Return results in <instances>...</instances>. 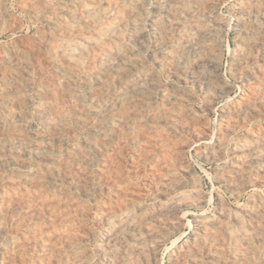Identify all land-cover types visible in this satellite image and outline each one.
<instances>
[{
  "label": "rangeland",
  "instance_id": "obj_1",
  "mask_svg": "<svg viewBox=\"0 0 264 264\" xmlns=\"http://www.w3.org/2000/svg\"><path fill=\"white\" fill-rule=\"evenodd\" d=\"M25 1V0H24ZM23 0H4V2H3V0H1V2H0V57H2V58H0L1 60V62H0V110L2 111H0V116H1V118H0V127H3V128H0V148H2V149H0V161H2V159H4V161H2V162H0V184H2L1 186H0V218L1 217H3V218H1L0 220V264H51V263H53V264H57L56 263V261L58 262L60 259H62L63 260V263H61L62 262V260H60L59 262H58V264H86V262H87V264H96V262H97V264H99L100 262H101V264H137V263H139V264H151L149 261H151V262H153V264H237V263H235L234 262V258H233V255L236 253V251H240V252H242V251H245V252H243V256L242 257H244L243 258V260H242V264H257V263H255V262H258V263H260V264H264L263 262H264V106H263V104H264V92H262V91H264V86H263V84L262 83H264V78H263V74L264 73H262V72H264L263 70H264V0H160V4H159V0L157 1V0H154V1H156V2H152L153 0H145V1H143V0H115V1H113V0H110V2H112V3H110L109 2V0H92V1H90V0H83L84 2H85V4H83L84 2H82L81 3V1L82 0H78V1H80V2H78L77 0H42L43 2H45L46 3V5H45V3H43L41 0H40V2H39V4H40V6H39V4H38V1L39 0H37V1H34V0H29V2H27V1H25L24 2ZM34 1V2H33ZM58 1V2H57ZM75 1H77V3L75 2ZM97 1L99 2L98 4H97ZM101 1V2H100ZM118 1V2H117ZM125 1V2H124ZM128 1V2H127ZM220 1H222V2H220ZM237 1V2H236ZM249 1V2H248ZM256 1V2H255ZM6 2V3H5ZM22 2V3H21ZM48 2H51V3H53V4H51V3H48ZM58 4H57V3ZM61 2V3H60ZM62 2H64V4H62ZM87 2H90V3H88V5H86L87 4ZM91 2H93V3H91ZM113 2H115V3H113ZM124 2V4H122ZM144 2V3H143ZM149 2V3H148ZM166 4H165V3ZM168 2V3H167ZM187 2V3H186ZM207 2V3H206ZM234 2V3H233ZM252 2V3H251ZM260 2V4L259 5H257L258 3ZM4 3V4H3ZM27 3H29V4H31L30 6H29V4H27ZM34 3H36V7H35V5H34ZM69 3H71L70 4V6H69ZM119 3V4H118ZM132 4V5H129V4ZM134 3V4H133ZM142 3V4H141ZM154 3V4H153ZM196 3V4H195ZM203 3V4H202ZM208 3L209 4H211L210 6H207L208 5ZM238 3H240V5L238 4ZM25 4H27V5H25ZM38 4V5H37ZM52 5V7L51 6H48V5ZM72 4H74V6L72 5ZM80 6H79V5ZM81 4H82V6H81ZM92 4H93V6H92ZM97 4V5H96ZM103 4V5H102ZM111 4V5H110ZM120 4H122V5H120ZM128 4V5H127ZM135 4H137L136 6H135ZM141 5V7H140V5ZM150 4H151V7H150ZM158 4V5H157ZM223 4V5H222ZM235 4V5H234ZM243 4V5H242ZM248 4V5H247ZM255 4V5H254ZM263 4V5H262ZM25 5V6H24ZM42 5V6H41ZM45 5V6H44ZM55 5V6H54ZM58 5H60L61 6V8H60V6H58ZM76 5H78V6H76ZM85 5V6H84ZM91 5V6H90ZM99 5V7L100 8H106V9H102L101 10V12H100V8L98 9L97 8V6ZM100 5H102V7L100 6ZM107 5V7H109V8H107V7H105ZM117 5H118V7H117ZM119 5H120V7H119ZM146 7H145V6ZM172 5L174 6V7H172ZM184 5V6H183ZM188 5V6H187ZM23 6V7H22ZM27 6V7H26ZM38 6V7H37ZM47 6V8L45 9V7ZM88 6V7H87ZM90 6V7H89ZM122 6H124L123 8H122ZM126 6V7H125ZM130 6V7H129ZM132 6V7H131ZM135 6V7H134ZM143 6V7H142ZM160 6V7H159ZM162 6V7H161ZM176 6V7H175ZM180 6V7H179ZM183 6V7H182ZM197 6V7H196ZM204 6V7H203ZM244 7V9L245 10H242L243 9V7ZM251 6V7H250ZM30 7V8H29ZM34 8V10H31V9H33ZM43 7V8H42ZM49 7H51V8H49ZM54 7H56V8H54ZM58 7V8H57ZM66 7V8H65ZM74 7V8H73ZM77 7V8H76ZM81 7V8H80ZM83 7V8H82ZM94 9H93V8ZM137 7V8H136ZM145 7V9H146V11H144L143 10V8ZM153 7V8H152ZM165 7V8H164ZM168 7H170L171 8V10H170V8H168ZM182 7V8H181ZM188 7V8H187ZM206 7V8H205ZM217 7V8H216ZM234 7V9L232 10V8ZM238 7V8H237ZM247 7H249V8H247ZM254 7V8H253ZM4 8V9H3ZM22 8V9H21ZM28 9V10H26V9ZM48 8H49V10H48ZM54 8V9H53ZM69 8V9H68ZM77 10H76V9ZM88 8H91V9H88ZM97 8V10H95ZM112 8V9H111ZM117 8H119V9H117ZM127 8H128V10H130V12L127 10ZM130 8H132V9H130ZM167 8L169 9L168 10V12L166 11L167 10ZM178 8V9H177ZM204 8V9H203ZM207 8H209V10L207 9ZM220 8V9H219ZM231 8V9H230ZM252 8V9H251ZM255 8H257V9H255ZM262 8V9H261ZM25 9V10H24ZM36 9H38V10H36ZM44 9V10H43ZM53 11H51V10ZM62 9V10H61ZM64 9V10H63ZM65 9H67V10H65ZM76 11H75V10ZM83 11H85L86 9L88 10V11H90V10H92V11H90V12H88L87 10L85 11V12H83ZM109 9V10H108ZM115 10V12H114V10ZM116 9H117V11H116ZM123 9V10H122ZM135 11H134V10ZM149 9V10H148ZM155 11H154V10ZM182 9H184V10H182ZM186 9H188V10H186ZM190 9V10H189ZM215 9V10H214ZM260 9V10H259ZM59 10H61V11H59ZM74 10V11H73ZM95 10V11H94ZM126 10V12L124 13V11ZM133 10V11H132ZM140 10V11H139ZM142 10V11H141ZM175 10L177 11V12H175ZM207 10V11H206ZM212 10V11H211ZM216 10H217V12H219V14L216 12ZM255 10V11H254ZM263 10V11H262ZM4 11V12H3ZM7 11V12H6ZM27 11V12H26ZM31 11V12H30ZM40 13H39V12ZM47 11V12H46ZM66 11V12H65ZM68 11H72V14H70V12H69V15H68ZM97 11L98 12H100L99 14L97 13ZM107 11H109V12H107ZM110 11H113V12H110ZM120 12V13H117V12ZM121 11L125 14H122L121 13ZM128 11V12H127ZM151 11V12H150ZM161 11V12H160ZM162 11H164V12H162ZM169 11H170V14H169ZM173 11V12H172ZM198 11V12H197ZM208 11H211V14L210 15H208L210 12H208ZM240 11H244L243 13L242 12H240ZM254 11V12H253ZM258 11V12H257ZM30 12V13H29ZM36 12H38V13H36ZM75 12V13H74ZM77 12V13H76ZM79 12V13H78ZM82 12V13H81ZM96 12V13H95ZM103 12V13H102ZM132 12V14H130ZM146 12V13H145ZM179 12V13H178ZM184 12V13H183ZM186 12H187V14H186ZM194 12V13H193ZM215 12V13H214ZM238 14H237V13ZM5 13V14H4ZM25 13V14H24ZM28 13V14H27ZM47 13V14H46ZM53 13V14H52ZM66 13V14H65ZM87 13V15H86V17H88V20H87V18H85V14ZM91 14L92 15V18H90L91 17V15H88V14ZM102 13V14H101ZM108 13H111V16H109V14ZM116 13V14H115ZM129 15H127V14ZM137 13V14H136ZM162 13V14H161ZM172 13H173V17H175V18H173V17H171V15H172ZM175 13H176V15H175ZM196 13V14H195ZM7 14V15H6ZM10 14H12V15H10ZM33 14V15H32ZM36 14V15H35ZM44 14V15H43ZM95 14V15H94ZM98 14V15H97ZM104 14V15H103ZM107 14V15H106ZM118 14H119V18L117 17L118 16ZM161 15V18L159 17L160 15ZM165 14V15H164ZM180 14H182V15H180ZM224 16H223V15ZM240 14V15H239ZM252 14V15H251ZM254 14V15H253ZM2 15V16H1ZM8 15H10V16H8ZM16 17H15V16ZM30 15V16H29ZM48 17H47V16ZM50 15V16H49ZM53 15H55V16H53ZM59 15H60V17H61V19L60 18H58L59 17ZM62 15H64V16H62ZM67 15V16H66ZM75 15V16H74ZM82 15V16H81ZM101 15V16H100ZM116 15V16H115ZM121 15H123L122 16V18H121ZM149 15H151V16H149ZM155 15H156V17H155ZM168 17H167V16ZM214 15V16H213ZM218 15V16H217ZM262 15V16H261ZM19 16V17H18ZM56 16H57V18H56ZM77 16V17H76ZM79 16V17H78ZM94 16H96V18L97 17H99V18H95ZM106 16H108V19H107V17ZM113 16V17H112ZM158 16V17H157ZM184 16V17H183ZM207 16H209V17H211V18H209V17H207ZM222 16V17H221ZM246 16V17H245ZM258 16V17H257ZM260 16V17H259ZM2 17H3V19H2ZM5 17V18H4ZM9 17H10V19H9ZM12 17V18H11ZM19 19H18V18ZM23 17V18H22ZM32 17V18H31ZM43 17V18H42ZM63 17V18H62ZM69 17V18H68ZM74 17H76L75 19H74ZM102 19H104L105 17V19L104 20H102ZM124 17V18H123ZM163 17H164V19H163ZM182 17V18H181ZM186 17V18H185ZM196 17V18H195ZM6 18H8V19H6ZM16 18H17V20H16ZM35 18H37L36 20H35ZM41 18H42V21H40L41 20ZM49 20H48V19ZM64 18H65V20H64ZM72 18V19H71ZM84 18V19H83ZM116 18V19H115ZM153 18H154V20H153ZM168 18V19H167ZM180 18V19H179ZM194 18V19H193ZM201 18V19H200ZM227 18V19H226ZM254 18V19H253ZM260 18H262V19H260ZM45 21H44V20ZM47 19V20H46ZM56 19V20H55ZM64 21H63V20ZM67 19V20H66ZM83 19V20H82ZM91 19V20H90ZM116 21H114V20ZM118 19V20H117ZM125 20V22H123L124 20ZM130 19V20H129ZM157 19V20H156ZM175 19V20H174ZM186 19H187V23H186ZM196 19V20H195ZM204 19V20H203ZM209 19V20H208ZM223 19H224V21H223ZM226 19V20H225ZM242 21H241V20ZM252 19H253V21H252ZM256 19H258V20H256ZM4 20V21H3ZM10 20V21H9ZM52 20L54 21V22H52ZM80 20V21H79ZM82 20V21H81ZM92 21V22H90V21ZM95 20H97L96 22L98 23H100V24H97V23H94V21ZM102 20V21H101ZM109 20V22H107ZM113 20V21H112ZM120 20V21H119ZM121 20H123L122 22H121ZM134 20V21H133ZM150 20V21H149ZM159 20V21H158ZM167 22H166V21ZM179 22H178V21ZM181 20H183V21H185V22H183L182 21V23H181ZM190 21V23H189V21ZM216 20V21H215ZM230 20V21H229ZM234 20H236V21H234ZM18 21V22H17ZM21 21H22V23H21ZM60 21V23H58ZM67 21V22H66ZM73 21V22H72ZM87 21V22H86ZM88 21L90 22V23H88ZM105 21V22H104ZM145 23H144V22ZM157 23H156V22ZM161 21V22H160ZM171 21V22H170ZM176 21V22H175ZM201 21H203V22H201ZM221 21V22H220ZM14 22L15 23H17L16 25L14 24ZM43 22V23H42ZM65 22V23H64ZM72 24V25H70V23ZM137 22V23H136ZM159 22V23H158ZM207 22V23H206ZM241 22H242V24H241ZM247 22H249L248 24H247ZM251 22V23H250ZM254 22V23H253ZM258 24H257V23ZM263 22V23H262ZM2 23V24H1ZM8 23H10V24H8ZM20 23V24H19ZM36 23V24H35ZM45 23V24H44ZM69 25H68V24ZM84 23H86V24H83ZM91 23H92V25H91ZM104 23V24H103ZM107 25H106V24ZM110 23V24H109ZM116 23V24H115ZM118 23H120L119 25H117ZM136 23V25H137V27L134 25ZM161 23V24H160ZM171 23V25L169 26V24ZM179 23H180V26H178L179 25ZM185 23L188 25V27L189 26H191V27H189V28H187V25H185ZM192 23H193V25H192ZM197 23V24H196ZM201 23V24H200ZM213 23H215V24H213ZM256 23V24H255ZM4 24V25H3ZM66 26H65V25ZM76 24V25H75ZM81 24V25H80ZM103 24V25H102ZM110 26H109V25ZM139 24V25H138ZM143 24V25H142ZM147 24V25H146ZM169 27V28H167V26ZM173 24H175V25H173ZM196 24V25H195ZM211 24H213V25H211ZM235 24H238V25H235ZM240 24V25H239ZM246 24V25H245ZM8 25H9V27H10V29H11V31H9L10 29H9V27H8ZM16 26V27H14V26ZM18 25V26H17ZM23 25V26H22ZM41 25V26H40ZM42 25H43V27H42ZM46 27H45V26ZM50 25V26H49ZM69 27H68V26ZM90 25V26H89ZM103 27H102V26ZM109 26V28L110 29H112V30H110L108 27L106 28V27H104V26ZM128 25V26H127ZM130 25H132V26H130ZM142 25V26H141ZM152 25V26H151ZM155 25H156V27H155ZM164 25V26H163ZM181 25H182V27H181ZM210 25V26H209ZM227 25H231V26H227ZM234 25V26H233ZM245 27H244V26ZM255 27H254V26ZM257 25V26H256ZM260 25H262V26H260ZM2 26V27H1ZM11 26H12V28H11ZM47 26H48V28H47ZM59 26H61V27H59ZM77 26L79 27V28H77ZM80 26H82L81 28H80ZM86 26H88V27H86ZM94 26H96V27H94ZM104 28L103 29V32H102V28ZM116 26H118V29H116L117 27ZM134 26V27H133ZM140 26H141V28H140ZM173 26V27H172ZM178 26V27H177ZM224 26V27H223ZM240 26V27H239ZM6 27V28H5ZM37 27V28H36ZM42 27V28H41ZM51 27V28H50ZM56 27V28H55ZM57 27H58V29H57ZM71 27H72V29H71ZM76 29H75V28ZM97 27H98V29H97ZM121 27V28H120ZM148 27V28H147ZM161 27V28H160ZM166 27V28H165ZM172 27V28H171ZM199 27H200V29H199ZM205 27V28H204ZM213 27H214V29H213ZM257 27V28H256ZM261 27V28H260ZM5 28V29H4ZM15 28V29H14ZM40 28V29H39ZM56 30H55V29ZM71 30H70V29ZM100 28V29H99ZM105 28L107 29V30H105ZM122 28H124V29H122ZM132 28V29H131ZM151 28V29H150ZM160 28V29H159ZM174 28V29H173ZM183 28V29H182ZM187 28V29H186ZM193 28V29H192ZM194 28H195V30H194ZM249 28H251V29H249ZM252 28H254V29H252ZM256 28V29H255ZM259 28V29H258ZM263 28V29H262ZM8 29V30H7ZM20 29V30H19ZM44 31H43V30ZM59 29H60V35H59ZM61 29H62V32H61ZM75 29V30H74ZM90 29V30H89ZM93 29V30H92ZM95 29H97V30H95ZM109 29V30H108ZM129 29V30H128ZM178 29V30H177ZM180 29H182V31H180ZM199 29V30H198ZM209 30V31H207V30ZM220 29V30H219ZM223 29V30H222ZM244 29H246L245 31H243ZM4 30V31H3ZM14 30V31H13ZM35 30H36V32H35ZM48 32H47V31ZM49 30H50V32H49ZM66 30V31H65ZM70 30V31H69ZM86 30V31H85ZM101 30V31H100ZM105 30V31H104ZM117 30V31H116ZM121 30H123V31H121ZM131 30V31H130ZM142 30L145 32H143L144 33V35H142ZM162 30V31H161ZM167 30V31H166ZM174 31V33L172 34L171 32H173ZM194 30V31H193ZM200 31V32H198V31ZM205 30V31H204ZM221 30L223 31V32H221ZM252 30V31H251ZM9 31V32H8ZM13 31V32H12ZM64 31V32H63ZM95 31V32H94ZM98 31V32H97ZM107 31H109V32H107ZM121 31V32H120ZM160 31V32H159ZM165 31V32H164ZM176 31V32H175ZM192 31V33L194 32V34H192V33H190ZM219 31V32H218ZM248 31V32H247ZM255 31V32H254ZM259 31V32H258ZM33 32V33H32ZM46 34H45V33ZM57 32V33H56ZM66 32V33H65ZM80 34V32H83V33H81L80 35L78 34V33ZM85 32H87V33H85ZM88 32H91V34L90 33H88ZM107 32V33H106ZM117 32V33H116ZM119 32V33H118ZM124 32V33H123ZM129 32L131 33V34H129ZM140 32V33H139ZM157 32V33H156ZM177 32H179V33H177ZM186 32V33H185ZM188 32V33H187ZM249 32H250V34H249ZM254 32V33H253ZM257 32V33H256ZM15 33V34H14ZM39 33V34H38ZM42 33V34H41ZM50 33H52V36H51V34ZM63 33V34H62ZM72 33H74V36H72L73 34ZM94 33H96L95 35H94ZM112 33H114V35L112 34ZM115 33H116V36H115ZM127 33V34H126ZM134 33V34H133ZM138 33V34H137ZM161 33V34H160ZM172 34L171 36L170 35H168V34ZM183 33H185V35L183 34ZM190 33V34H189ZM198 33V34H197ZM205 33V34H204ZM210 33V34H209ZM220 33H221V35H220ZM238 33V34H237ZM241 33V34H240ZM245 34V35H243V34ZM48 34H49V36H48ZM61 34H62V36H61ZM69 34V35H68ZM84 34H86V35H91V36H86V35H84ZM104 34V35H103ZM124 34V35H123ZM133 34V35H132ZM146 34V35H145ZM158 34V35H157ZM182 34V35H181ZM209 34V35H208ZM215 35V37L217 38L216 40H215V37L213 38V36ZM219 34V35H218ZM253 34V35H252ZM260 36H259V35ZM43 35V36H42ZM93 35V36H92ZM103 36V37H101V36ZM123 36V38L121 37V36ZM139 35V36H138ZM150 35V36H149ZM154 35H155V37H154ZM189 35V36H188ZM191 35L193 36V37H191ZM211 35V37H209ZM213 35V36H212ZM239 35V36H238ZM256 35V36H255ZM10 36V37H9ZM19 38V40H21L22 39V41H19L18 40V38ZM47 36V37H46ZM64 36V37H63ZM76 36V37H75ZM80 36V37H79ZM84 36H86V38L83 37ZM118 36H119V38H118ZM131 36H132V38H131ZM152 36V37H151ZM165 36V37H164ZM184 36H186V38L184 37ZM203 36V37H202ZM207 36H208V38H207ZM221 36V38L219 39L218 37H220ZM223 36V37H222ZM256 37V38H254V37ZM257 36H258V38H257ZM24 37V38H23ZM34 37H36V38H34ZM43 37H45V38H43ZM52 37V38H51ZM63 37V38H62ZM72 37V38H71ZM74 37V38H73ZM99 37H101L102 39H100ZM105 37L108 39H106V41L105 42H103V43H101V41L104 39L105 40ZM125 37H127L126 38V40H125ZM139 37V38H138ZM154 37V38H153ZM168 37H170V38H168ZM183 37V38H182ZM188 37V38H187ZM17 38V39H16ZM21 38V39H20ZM28 38V39H27ZM51 38V39H50ZM59 38H61L60 40H59ZM64 38H65V40H64ZM90 38V39H89ZM93 39V42H92V39ZM94 38H96V39H94ZM134 38V39H133ZM158 38H160V40L158 39ZM164 38V39H163ZM212 38V39H211ZM243 38H244V40H243ZM252 38V39H251ZM255 40H254V39ZM17 41H16V40ZM26 39V40H25ZM40 39V40H39ZM42 39V40H41ZM46 39H48V40H46ZM55 39V40H54ZM69 39H71V41L69 40ZM73 39V40H72ZM75 39H77V40H75ZM81 39H82V41L83 40H89L90 41V44L89 45H91L90 47L91 48H89L90 50H88L87 48L89 47V45H87L86 47L87 48H85V45L83 46V48H84V54L81 56V57H77V56H75V52L73 51L72 52V50H73V45H76V44H79V43H81ZM132 39V40H131ZM135 39H137V40H135ZM145 39H147L148 41H145ZM181 39V40H180ZM184 39V40H183ZM190 39V40H189ZM196 39V40H195ZM201 39H203V40H201ZM209 39V42L210 43H208V42H206L207 40ZM219 39V40H218ZM250 39V40H249ZM10 40V41H9ZM31 40V41H30ZM39 40V41H38ZM55 42H54V41ZM97 40V41H96ZM123 40V41H122ZM128 40H130V42L128 41ZM139 40V41H138ZM165 40H169V41H165ZM205 40V41H204ZM211 40H213V41H211ZM254 40V41H253ZM35 41V42H34ZM36 41H37V43H36ZM41 41V42H40ZM64 41V42H63ZM77 41V42H76ZM80 41V42H79ZM125 41V42H124ZM134 41V42H133ZM144 41V42H143ZM157 43H156V42ZM160 41L162 42V41H164V42H162L163 43V45H162V43H160ZM176 41V42H175ZM185 41V42H184ZM187 41H188V43H187ZM218 41V42H217ZM219 41H221L220 43H219ZM239 41V42H238ZM244 41H245V43H244ZM8 42V43H7ZM22 42V43H21ZM28 42H30V43H28ZM56 42H57V44H56ZM62 43V44H59V43ZM67 42H69V45H68V43ZM79 42V43H78ZM92 42V43H91ZM95 42H97V43H95ZM111 42H113V43H111ZM115 42V43H114ZM116 42L119 44V45H121V46H119V45H117L116 44ZM154 42L157 44V46L159 45V47H156L155 48V46H156V44H154ZM193 42H194V44H193ZM251 42V43H250ZM253 42V43H252ZM13 43H15V44H13ZM27 43V44H26ZM33 45H32V44ZM35 43V44H34ZM40 43V44H39ZM65 43H67V44H65ZM73 43V44H72ZM98 43H101V44H99V45H101V46H99V45H96V44H98ZM128 43V44H127ZM142 43H144V44H142ZM174 43V44H173ZM181 44V46L182 47H180V45L179 44ZM186 43V44H185ZM192 43V44H191ZM205 44V46H204V44ZM238 43V44H237ZM244 45H243V44ZM247 43V45H245ZM249 43V44H248ZM19 44V45H18ZM23 44V45H22ZM31 44V45H30ZM59 44V45H58ZM70 44H72L71 46H70ZM94 44H95V46H97L96 47V49L94 48L95 46H94ZM109 44V45H108ZM111 44V45H110ZM115 44V45H114ZM126 44V45H125ZM150 44V45H149ZM165 44V45H164ZM173 44V45H172ZM178 46H177V45ZM187 44H188V47H187ZM191 44V45H190ZM198 44H200V45H198ZM203 46H202V45ZM211 46H210V45ZM214 44V45H213ZM219 44H220V46H219ZM253 46H251V45ZM256 45L257 47H255V49H254V45ZM14 45V46H13ZM22 45V46H21ZM27 45V46H26ZM37 45V46H36ZM51 45V46H50ZM53 45V46H52ZM63 45H67L66 47L65 46H63ZM107 45V46H106ZM118 47H117V46ZM125 45V46H124ZM155 45V46H154ZM167 45H169V46H171V47H169V46H167ZM183 45H185L184 46V48H183ZM227 45V46H226ZM259 45V46H258ZM12 46L14 47L13 49L15 50V51H17V53L13 50V49H11L12 48ZM30 46V48L31 49H29V48H27V47H29ZM40 46L42 47V48H40ZM102 46H106L105 48L104 47H102ZM111 46V47H110ZM115 47V48H113V47ZM132 46H133V49H132ZM153 46V47H152ZM161 46V47H160ZM200 46V47H199ZM202 46V47H201ZM208 46V47H207ZM219 46V47H218ZM246 47V48H244L243 49V47ZM35 48V49H33V48ZM48 49H47V48ZM62 47H64V48H62ZM68 47H69V49H68ZM102 47V48H101ZM117 47V48H116ZM120 47V48H119ZM129 47V48H128ZM138 49H137V48ZM152 47V48H151ZM186 47V48H185ZM194 47V48H193ZM195 47L196 48H198V49H195ZM203 47H204V51H203ZM215 48V47H217L216 49H212V48ZM222 47V48H221ZM239 47V48H238ZM249 47H250V49H249ZM55 49V53H54V49ZM72 53V58L70 57V55L69 54H71V53H69L68 54V50ZM71 48V49H70ZM111 48V49H110ZM140 48V49H139ZM175 48V49H174ZM179 50H178V49ZM219 48L221 49L220 51H219ZM234 48H236V49H234ZM29 49V50H28ZM58 49V50H57ZM98 49H100V50H98ZM103 49H106V50H108V51H106V50H103ZM120 49V51H118V50ZM122 49V50H121ZM126 49H128V50H126ZM134 49H135V51H134ZM153 49H155V50H153ZM170 49H171V51L172 52H170ZM174 49V50H173ZM180 49L182 50V51H180ZM199 49H202L201 51H200V54H197V53H199ZM212 49V50H211ZM231 49V50H230ZM239 49V50H238ZM248 49V50H247ZM252 49V50H251ZM254 49V50H253ZM23 50V52H21ZM31 50V51H30ZM35 50H36V52H35ZM41 50V51H40ZM52 50H53V53H52ZM57 50V51H56ZM61 50V51H60ZM63 50H65L63 53L64 54H62V51ZM92 50H93V52H92ZM102 50V52H103V54H101L102 52H99V51H101ZM116 50V51H115ZM131 50V51H130ZM144 50H146V51H144ZM187 50V51H186ZM196 50V51H195ZM197 50H198V52H197ZM218 50V51H217ZM237 50V51H236ZM242 52H241V51ZM260 50V51H259ZM262 50V51H261ZM51 51V52H50ZM91 51V52H90ZM95 51V52H94ZM99 53H98V52ZM104 51H105V53H104ZM111 51V52H110ZM122 51V52H121ZM125 51V52H124ZM129 51V52H128ZM132 51L134 52V53H132ZM151 51V52H150ZM153 51V52H152ZM185 51V52H184ZM193 54V53H195V54H191L190 52ZM194 51V52H193ZM207 51H209V52H207ZM211 51V52H210ZM234 51H236V52H234ZM238 51H240L239 53L240 54H242V55H240L239 53H238V55H237V52ZM252 51V52H251ZM257 51V52H256ZM5 52V53H4ZM12 52V53H11ZM15 52V53H14ZM21 52V53H20ZM24 52L26 53V55H24ZM28 52H29V54L31 55H29L28 54ZM45 52V53H44ZM126 52H128V53H126ZM141 52V53H140ZM157 52V53H156ZM162 55H160L159 53ZM162 52H164V53H162ZM170 52V53H169ZM175 52V53H174ZM207 52V53H206ZM246 52V53H245ZM257 54H256V53ZM263 52V53H262ZM22 55V56H20V54ZM37 53H39V54H37ZM48 53V54H47ZM49 53H52L51 55H50V57L48 56L49 55ZM86 53H88L87 55H86ZM93 53V55H91ZM96 53H98V55L96 56ZM119 53V54H118ZM122 53V54H121ZM153 53V54H152ZM185 53V54H184ZM218 53V54H217ZM220 53H221V55H220ZM250 53V54H249ZM260 53V54H259ZM4 55V57H3V55ZM16 54H17V56H16ZM37 54V55H36ZM46 54H47V59H45L44 57H46ZM53 54H55V55H53ZM109 55V57H108V55ZM131 54V55H130ZM143 54V55H142ZM166 54V55H165ZM170 54H172V55H170ZM182 56H181V55ZM209 56H208V55ZM216 54V55H215ZM2 55V56H1ZM24 55V56H23ZM41 55V56H40ZM52 55H53V58H52ZM63 55H64V57H63ZM90 55V56H89ZM106 57H105V56ZM111 55V56H110ZM112 55H117L118 57L116 58L117 60H115V57L116 56H114V58H112ZM120 55H122V56H120ZM126 56V57H124V56ZM139 55V56H138ZM147 55H148V57H147ZM177 55H178V57H177ZM196 55V56H195ZM204 55V56H203ZM233 55H234V58H233ZM240 55V56H239ZM248 55V56H247ZM251 55H255V58H253ZM6 56H7V58H6ZM34 58H33V57ZM67 56V57H66ZM84 56V57H83ZM128 56V57H127ZM153 56V57H152ZM165 56V57H164ZM171 56V57H170ZM189 58H188V57ZM207 56V57H206ZM212 58H211V57ZM219 56L221 57V59L219 58ZM232 56V57H231ZM236 56H238V57H236ZM251 56V57H250ZM258 56V57H257ZM27 57V58H26ZM30 57H31V59H30ZM55 57V58H54ZM60 58V60H59V58ZM61 57L63 58V59H61ZM83 57V58H82ZM89 57H91V59H89ZM122 57V58H121ZM132 57V59L133 60H131L130 58ZM155 57V58H154ZM172 57H174V58H172ZM196 57V58H195ZM202 57V58H201ZM214 57H216V58H214ZM240 57V58H239ZM249 57V58H248ZM22 58V59H21ZM24 58H26V59H24ZM33 58V59H32ZM38 58V59H37ZM39 58H40V60H39ZM52 58V59H51ZM56 58H58V60L56 59ZM75 58H76V60H75ZM80 58V59H79ZM99 58V59H98ZM105 59V60H103V62L102 61H99V60H101V59ZM109 58V59H108ZM112 58V59H111ZM135 58H136V61H137V59L139 60V61H144V59H145V61L144 62H142V63H140L139 61H135ZM170 58H172V59H174V60H169ZM175 58H177V59H175ZM187 58V59H186ZM190 58H192V59H190ZM207 60H206V59ZM210 58V59H209ZM214 58V59H213ZM218 58V59H217ZM229 58H231V59H229ZM250 58H252L253 59V61H254V63L252 64V59H250ZM4 59V60H3ZM19 59H21V60H19ZM23 59H24V62H23ZM31 61H29V60ZM50 59V60H49ZM95 59V60H94ZM109 61H107V60ZM122 59V60H121ZM217 59V60H216ZM233 59V60H232ZM246 59H248V60H246ZM34 62H33V61ZM39 61V63H40V65H39V63H37L38 61ZM41 60H42V62H41ZM51 60H53V62L51 61ZM68 60H70L69 61V63H68ZM111 60V61H110ZM118 60H120V61H118ZM125 60V61H124ZM150 60V61H149ZM167 60V61H166ZM178 60V61H177ZM191 60V61H190ZM194 60V61H193ZM200 62H199V61ZM202 60H204V62H205V64H204V62L202 61ZM212 60V61H211ZM216 60V61H215ZM262 60V61H261ZM4 61V62H3ZM6 61L8 62V64L6 63ZM25 61L27 62L26 64H25ZM29 61V62H28ZM43 61H44V64H43ZM45 61H48V62H45ZM55 61V62H54ZM84 61V62H83ZM95 61V62H94ZM115 61V62H114ZM153 61V62H152ZM175 61V62H174ZM235 61V62H234ZM241 61H242V63H241ZM245 61L247 62V63H245ZM252 61V62H251ZM52 62V63H51ZM61 62V63H60ZM72 62V63H71ZM76 62V63H75ZM80 62V64L83 66V67H81V65H79V64H77V63H79ZM89 64V66H93V65H95V66H93L92 68H90V67H88L89 69H87V66H88V64ZM105 62V63H104ZM109 64H108V63ZM112 62V63H111ZM118 62V63H117ZM122 62V63H121ZM133 62V63H132ZM139 62V64H137ZM170 62H172V64H170ZM179 62H182V63H179ZM184 62V63H183ZM196 64H195V63ZM203 62V63H202ZM215 62V63H214ZM216 62H217V65H215L216 64ZM221 62V63H220ZM48 63V64H47ZM57 63V64H56ZM60 63V64H59ZM74 63V64H73ZM114 63V64H113ZM124 63V64H123ZM130 63H131V65H130ZM147 63H149V64H147ZM156 63V64H155ZM159 63V64H158ZM162 63H164V64H162ZM199 63H200V65H199ZM209 63V64H208ZM219 63V64H218ZM229 63V64H228ZM238 63L240 64L239 65V68H236V67H238ZM248 63H250V64H248ZM258 63V64H257ZM30 64H32V65H30ZM35 64H38L39 66H41V67H38L37 65H35ZM42 64V65H41ZM55 64H56V66H55ZM98 64V65H97ZM103 64H105V65H103ZM135 64V65H134ZM152 64V65H151ZM162 64V65H161ZM165 64H166V66H165ZM167 64H169V67H168V65ZM195 64V65H194ZM201 64L202 65H204V66H201ZM215 66H214V65ZM2 65H4V66H2ZM25 65V66H24ZM48 65V66H47ZM53 65V66H52ZM60 65H62V66H60ZM104 67H103V66ZM118 65V66H117ZM126 65H128V66H130V67H128V66H126ZM149 65V66H148ZM172 65V66H171ZM179 65V66H178ZM184 65V66H183ZM191 67H190V66ZM197 65H198V67H197ZM206 65V66H205ZM213 65V66H212ZM231 65V66H230ZM233 65V66H232ZM37 66V67H36ZM44 66V67H43ZM51 68H50V67ZM60 66V67H59ZM77 67V68H75V67ZM175 66V67H174ZM196 66V67H195ZM241 66V67H240ZM4 67V68H3ZM36 67V68H35ZM96 67V68H95ZM99 67V68H98ZM107 67V68H106ZM118 69H117V68ZM121 67H123L122 69H121ZM136 67V69H134ZM148 69H147V68ZM152 67V69H150ZM166 67V68H165ZM172 67V68H171ZM176 67L178 68V69H176ZM186 67V68H185ZM206 67V68H205ZM210 67V68H209ZM215 67V68H214ZM232 67V68H231ZM235 69H234V68ZM250 67H252V69L254 70V71H252L251 69H250ZM9 68V69H8ZM25 69V70H28L27 71V73H24V72H26L25 70H21V69ZM52 68H56V70H53ZM60 68V69H59ZM63 68V69H62ZM74 68V69H73ZM85 68V69H84ZM100 68H102L101 69V71L99 70L98 72H97V70L98 69H100ZM161 68V69H160ZM167 68H169V71H168V69ZM186 70H185V69ZM190 68H192V69H194L195 70V72H194V70H192V69H190ZM197 68L200 70V71H198L197 70ZM207 68H209V69H207ZM256 68V69H255ZM259 68V69H258ZM261 68V69H260ZM20 69V70H19ZM31 69V70H30ZM40 69H41V71H40ZM46 69V70H45ZM51 69V70H50ZM59 69V70H58ZM70 69V70H69ZM78 69V70H77ZM83 69H84V71H83ZM93 71H92V70ZM127 69V70H126ZM142 69V70H141ZM147 69V70H146ZM155 69V70H154ZM165 69V70H164ZM172 69V70H171ZM182 69H183V72H181L182 71ZM190 69V70H189ZM204 69V70H203ZM205 69H207V70H205ZM216 71H215V70ZM238 69H240V71L238 70ZM245 69V70H244ZM3 70H5V71H3ZM9 70V71H8ZM36 70V71H35ZM43 70V71H42ZM49 70H50V72H49ZM53 70V71H52ZM66 70V71H65ZM87 70V71H86ZM89 70V71H88ZM112 70V71H111ZM114 70H116V73H115V71ZM126 72H125V71ZM153 70V71H152ZM176 70V71H175ZM189 70V71H188ZM193 72H192V71ZM202 70V71H201ZM215 71V72H213V71ZM230 70V71H229ZM234 70V71H233ZM257 70V71H256ZM20 71V72H19ZM39 71V72H38ZM52 71V72H51ZM121 71H123V73L121 72ZM131 71V72H130ZM143 71H145V72H147V73H144ZM150 71V72H149ZM163 71V72H162ZM206 71V72H205ZM232 71V72H231ZM251 71V72H250ZM4 72V73H3ZM46 72V73H45ZM47 72H49V73H47ZM56 72H57V74H56ZM65 72V73H64ZM69 72H70V74H69ZM74 72V74H72ZM85 72H87V75H86V77H85ZM91 72V73H90ZM94 72V73H93ZM104 72V73H103ZM110 72V73H109ZM111 72H114L113 74L111 73ZM119 72V73H118ZM122 73V75H121V73ZM127 72H129L128 73V75L127 74H125V73H127ZM141 72V73H140ZM154 72V73H153ZM164 72H167V73H164ZM187 72V73H186ZM197 72V73H196ZM234 72H237V73H234ZM243 72V73H242ZM246 72V73H245ZM255 72V73H254ZM257 72V73H256ZM260 72H261V74H260ZM15 73V74H14ZM17 73H19V74H17ZM31 73V74H30ZM34 73V74H33ZM36 73V74H35ZM45 75H44V74ZM67 73V74H66ZM99 73V74H98ZM109 73V74H108ZM135 73V74H134ZM157 73V74H156ZM161 73V74H160ZM163 73H164V75H163ZM173 73H174V75H173ZM179 73V74H178ZM183 73H185V74H183ZM190 73H192V74H190ZM211 73H213V74H211ZM219 73V74H218ZM223 73V74H222ZM239 73V74H238ZM250 75H249V74ZM20 74H22V75H20ZM39 74V75H38ZM56 75V76H54V75ZM83 74V75H82ZM105 74H107V75H105ZM120 74V75H119ZM126 76H125V75ZM145 74H146V76H145ZM149 74H151V75H149ZM155 75V77L153 76V75ZM171 74V75H170ZM189 74V75H188ZM199 76H197V75ZM200 74V75H199ZM205 74V75H204ZM216 74V75H215ZM244 74V75H243ZM253 74H255V75H253ZM258 74V75H257ZM10 75V76H9ZM33 75V76H32ZM34 75H36V76H34ZM48 75V76H47ZM64 75L66 76V77H64ZM95 76L94 78H93V76ZM111 75V76H110ZM115 76V78H114V76ZM145 77H144V76ZM157 75V76H156ZM180 75V76H179ZM181 75H183V76H181ZM185 75V76H184ZM194 75V76H193ZM223 75V76H222ZM236 75V76H235ZM240 75V76H239ZM246 75H247V78H246ZM249 75V76H248ZM43 76V77H42ZM68 76V77H67ZM81 76V77H80ZM83 76V77H82ZM97 76H98V78H97ZM104 76V77H103ZM121 76H123V77H121ZM166 76V77H165ZM172 76H174V77H172ZM178 76H179V78L180 77H183V78H180V79H178ZM205 76H206V78H205ZM212 78H211V77ZM215 76V77H214ZM225 76V77H224ZM262 76V77H261ZM26 77V78H25ZM57 77V78H56ZM64 77V78H63ZM90 77V78H89ZM109 77V78H108ZM132 77V78H131ZM134 77V78H133ZM152 77V78H151ZM177 77V78H176ZM188 77V78H187ZM200 77H202V78H200ZM209 77V78H208ZM225 78V79H223L222 80V78ZM237 77H239V78H237ZM241 77V78H240ZM243 77V78H242ZM249 77V78H248ZM21 78V79H20ZM39 78H41L40 79V81H39ZM46 78H48V79H46ZM52 78V79H51ZM54 78V79H53ZM67 78V79H66ZM70 80H69V79ZM72 78V79H71ZM96 78H97V80H96ZM112 78V79H111ZM121 78H122V80H121ZM126 78V79H125ZM136 78H138V79H136ZM147 78V79H146ZM156 79V80H154V79ZM167 78V79H166ZM174 78V79H173ZM198 78H199V80H198ZM214 78V79H213ZM246 78V79H245ZM256 78V79H255ZM260 78V79H259ZM263 78V79H262ZM26 79V80H25ZM30 79V80H29ZM33 79V80H32ZM46 79V81L48 82H45L44 80ZM51 79V80H50ZM58 79V80H57ZM91 79V81H92V84H90L91 83V81H88V80H90ZM101 79V80H100ZM120 79V80H119ZM137 81H136V80ZM149 79H151L152 80V83H151V81H149ZM179 81H178V80ZM196 79V80H195ZM245 79V80H244ZM3 80V81H2ZM23 80V81H22ZM59 82L60 80H61V84L59 83H57V81ZM66 80V81H65ZM69 80V81H68ZM86 80V81H85ZM94 80V81H93ZM110 80V81H109ZM141 80H142V82H141ZM188 80V81H187ZM193 80H195V81H193ZM207 80V81H206ZM250 80V81H249ZM263 80V81H262ZM1 81L2 82H4V83H2V84H4V85H2L1 84ZM13 81V82H12ZM22 81V82H21ZM31 81V82H30ZM35 81V82H34ZM37 81V82H36ZM52 81V83L53 84H51V83H49V82H51ZM53 81H55V82H53ZM62 81H65V82H62ZM68 81V82H67ZM76 81V82H75ZM84 81V82H83ZM109 83H108V82ZM112 81V82H111ZM115 81V82H114ZM116 81H118V82H116ZM120 81V82H119ZM127 81V82H126ZM130 81V82H129ZM133 83H132V82ZM136 81V82H135ZM141 82V84L139 83V82ZM144 81V82H143ZM176 81V82H175ZM198 81V82H197ZM219 81V82H218ZM221 81V82H220ZM224 81V82H223ZM229 81V82H228ZM262 81V82H261ZM7 82V83H6ZM9 82V83H8ZM12 82V83H11ZM16 82V83H15ZM19 82V83H18ZM26 84H25V83ZM41 82V83H40ZM70 82V83H69ZM78 82V83H77ZM80 82V83H79ZM101 82V83H100ZM150 82V83H149ZM172 82V83H171ZM179 82H181V83H179ZM187 82V83H186ZM190 82V83H189ZM192 82H193V84H192ZM199 82H202V83H199ZM208 82H210V83H208ZM243 82H244V84H243ZM247 82V83H246ZM250 82L252 83V84H250ZM255 82H257V84L255 83ZM23 83V84H22ZM27 83H29L28 85L29 86H31V88L27 85ZM32 83V84H31ZM35 83H38V84H35ZM45 83V84H44ZM49 84V85H47V84ZM66 83H67V85H66ZM104 83V84H103ZM122 83V84H121ZM123 83H124V85L128 88H126L124 85H123ZM129 83V84H128ZM132 83V84H131ZM137 83V84H136ZM145 83H147V85H145ZM156 83H158V84H156ZM163 83V84H162ZM168 83H170V84H168ZM194 83H196V84H194ZM205 83V84H204ZM206 83H207V85H206ZM213 83V84H212ZM219 83V84H218ZM226 83V84H225ZM228 83V84H227ZM249 83V84H248ZM258 83H260V85L258 84ZM17 84V85H16ZM31 84V85H30ZM41 84V85H40ZM65 84V85H64ZM73 84V85H72ZM78 84V85H77ZM88 84V85H87ZM96 84V85H95ZM99 86H98V85ZM102 84V85H101ZM115 84V85H114ZM120 86H119V85ZM162 84V85H161ZM198 84V85H197ZM201 84V85H200ZM210 86H209V85ZM216 84V85H215ZM234 84V85H233ZM17 87H16V86ZM23 85H24V87L26 88H24L23 87ZM44 86V88H43V86ZM52 85V86H51ZM60 85V86H59ZM80 85V86H79ZM105 85V86H104ZM114 85V86H113ZM134 87H133V86ZM158 86L157 88L156 87H153V86ZM160 85V86H159ZM172 85V86H171ZM196 85V86H195ZM199 85H200V87H199ZM219 85V86H218ZM240 87H239V86ZM258 87H257V86ZM262 85V86H261ZM8 86V87H7ZM10 86V87H9ZM18 88L17 90H16V88ZM20 86V87H19ZM45 86H47V87H45ZM51 86V87H50ZM76 86V87H75ZM79 86V87H78ZM109 86V87H108ZM129 86H130V88H129ZM136 86V87H135ZM139 87V89H138V87ZM144 86V87H143ZM148 86V87H147ZM149 86H150V89H149ZM152 86V87H151ZM166 86H168V87H166ZM176 86V87H175ZM203 86V88H201ZM213 86V87H212ZM226 86V87H225ZM229 86V87H228ZM251 86V87H250ZM253 86V87H252ZM13 88V90H12V88ZM22 87V88H21ZM30 89H29V88ZM33 87V88H32ZM38 87V88H37ZM54 87H56V89L58 88V90L56 91L55 89H54ZM60 87V88H59ZM105 87V89H104V91H103V89L102 88H104ZM106 87H108V88H106ZM117 87V88H116ZM171 87V88H170ZM190 87V88H189ZM197 87V88H196ZM216 87V88H215ZM219 87H220V89H219ZM222 87V88H221ZM225 89H224V88ZM243 87V88H242ZM263 87V88H262ZM21 88V89H20ZM41 88H43L42 90H41ZM50 88V89H49ZM66 88V89H65ZM91 88V89H90ZM109 88H110V90H109ZM115 88V89H114ZM119 88V89H118ZM121 88H123V89H121ZM131 88H132V90H131ZM160 88V89H159ZM169 88V89H168ZM175 88V90H173ZM177 88V89H176ZM190 90H189V89ZM208 88V89H207ZM230 90H229V89ZM256 88H259V89H256ZM260 88H261V90H260ZM3 89V90H2ZM6 89V90H5ZM8 89V90H7ZM37 89V90H36ZM49 89V90H48ZM53 91H52V90ZM59 89H61V90H63V91H61L62 93H60V90ZM71 89V90H70ZM74 89V90H73ZM77 89V90H76ZM87 89H90V90H87ZM112 89V90H111ZM135 89V90H134ZM143 89V90H142ZM166 89V90H165ZM184 89V90H183ZM206 89V90H205ZM213 89H215V90H213ZM221 89H222V91H221ZM2 90V91H1ZM43 90H44V92H43ZM47 90V91H46ZM73 90V91H72ZM80 90V91H79ZM82 90V91H81ZM93 90V91H92ZM108 90V91H107ZM119 90V91H118ZM126 90V91H125ZM136 90L138 91V92H136ZM188 90V91H187ZM249 90V91H248ZM250 90L252 91L251 93H250ZM255 90H256V92H255ZM7 91V92H6ZM15 91H16V93H15ZM42 91V92H41ZM46 91V92H45ZM51 93V94H53V95H51L49 92ZM66 91V92H65ZM68 91V92H67ZM71 91V92H70ZM88 91V92H87ZM91 91L92 92H94V93H92L91 94ZM99 91V92H98ZM107 91V92H106ZM111 91H112V93H111ZM122 91V92H121ZM132 91V92H131ZM169 93V94H167V92ZM173 91V92H172ZM180 93V91L182 92L181 94H179L178 92ZM224 91V92H223ZM227 91V92H226ZM9 92V93H8ZM11 92H12V94H11ZM35 92V94L33 95V93ZM38 92V93H37ZM53 92V93H52ZM56 92H58V93H56ZM78 92V93H77ZM90 92V93H89ZM106 92V93H105ZM149 93V96L150 97H148V94H146V93ZM188 92V93H187ZM206 92H208L207 94H205ZM217 92H219V93H217ZM247 94H246V93ZM249 92V93H248ZM255 92V93H254ZM261 92V93H260ZM8 93V94H7ZM23 93V94H22ZM25 93H27V94H25ZM57 95H56V94ZM60 93V94H59ZM75 93H76V95H75ZM81 93V94H80ZM85 93H87L86 95H85ZM101 93V94H100ZM108 93H109V95H108ZM120 93V94H119ZM124 93H126V94H124ZM127 93H129V94H127ZM144 93V94H143ZM162 93V94H161ZM165 93H166V97H165ZM170 93H172V94H174L173 96L170 94ZM177 93V94H176ZM191 93H193V95L191 94ZM212 93V94H211ZM224 93V94H223ZM242 93H244L243 94V96H242ZM252 93H254L255 94V96L252 94ZM5 94V95H4ZM19 94H22L21 96L19 95ZM29 94V95H28ZM49 94V95H48ZM63 94V95H62ZM68 94V95H67ZM78 94V95H77ZM80 94V95H79ZM88 94H91V95H88ZM95 94V95H94ZM100 94V95H99ZM103 94V95H102ZM119 94V95H118ZM124 96H122V95ZM138 94V95H137ZM145 95V97L143 98V95ZM215 94V95H214ZM246 94V95H245ZM248 94H251V96L249 95V97H251L250 99H249V97L247 96ZM260 94V95H259ZM262 94H263V96H262ZM3 95H4V98H3ZM54 95H56V96H59V99H58V97H54ZM84 97H83V96ZM92 95H93V97H92ZM102 95V96H101ZM108 95V96H107ZM121 95V96H120ZM127 95H129V96H127ZM147 95V96H146ZM164 95V96H163ZM171 95V96H170ZM187 95H190L188 98L187 97H185V96H187ZM212 95H214L213 97H212ZM218 95V96H217ZM220 95V96H219ZM240 95V96H239ZM258 95H259V97H258ZM19 97V102L17 101V99H18V97ZM52 96V97H51ZM73 96V97H72ZM78 96H80V99H79V97ZM85 96H87V97H85ZM111 96H112V99H110L111 98ZM120 96V97H119ZM153 96V97H152ZM157 96V97H156ZM159 96V97H158ZM170 96V97H169ZM174 96H177V97H174ZM182 96V97H181ZM191 96L192 97H194L193 99L191 98ZM212 98H211V97ZM231 96V97H230ZM242 96V97H241ZM255 97V98H252V97ZM261 96V97H260ZM14 97H15V99H14ZM21 97V98H20ZM25 97H27V98H25ZM30 97V98H29ZM44 97V98H43ZM46 97V98H45ZM63 97H64V99H63ZM71 97V98H70ZM74 97H76V98H74ZM92 97V98H91ZM103 97H107V99L105 98H103ZM129 97V98H128ZM140 97V98H139ZM243 97H245V98H243ZM248 97V98H247ZM17 98V99H16ZM53 98V99H52ZM54 98H56V99H54ZM68 98H69V100H68ZM83 98V99H82ZM114 98V99H113ZM124 98V99H123ZM147 98V99H146ZM158 98H160V99H158ZM162 98V99H161ZM167 98V99H166ZM170 98V99H169ZM181 98L182 99H184V100H181ZM191 98V99H190ZM211 98V99H210ZM219 98V99H218ZM241 98H243L242 100H241ZM11 99H12V101H11ZM23 101H22V100ZM46 99V100H45ZM51 99H52V102L51 103H49V101H51ZM100 99H101V101H103V104L101 103V101H100ZM104 99V100H103ZM110 99V100H109ZM115 99H117V101H118V99L120 100L119 102H116V100ZM129 99V100H128ZM130 99H133L132 101L130 100ZM135 99V100H134ZM138 99V100H137ZM143 100V101H141V103H140V100ZM152 99V100H151ZM175 99V100H174ZM178 99V100H177ZM208 99V100H207ZM209 99L210 100H212V105H211V103H210V101H209ZM240 99V100H239ZM244 99H245V101H247V102H245L244 101ZM259 99V100H258ZM56 100V101H55ZM107 100H108V102H107ZM181 100V101H180ZM187 100H189V102H187ZM237 100V101H236ZM250 100V101H249ZM7 103H6V102ZM45 101V102H44ZM62 101V103H61V105H60V102ZM64 101H66L64 104H63V102ZM98 101V102H97ZM109 101H110V103H109ZM114 101V102H113ZM122 101V102H121ZM125 101H127V102H125ZM128 101H129V103H128ZM135 101V102H134ZM139 101V102H138ZM145 101H148V102H145ZM174 101V102H173ZM175 101H176V103H175ZM180 101V102H179ZM215 101V102H214ZM236 101V102H235ZM252 101V102H251ZM254 101V102H253ZM261 102V103H259V102ZM2 102V103H1ZM40 102V103H39ZM68 102V103H67ZM92 102V103H91ZM108 104H107V103ZM113 102V103H112ZM131 102V103H130ZM133 102V103H132ZM138 102V105H136V103ZM187 102V103H186ZM226 102V103H225ZM232 102V103H231ZM244 102V103H243ZM12 103V104H11ZM26 103V104H25ZM48 103V104H47ZM76 103H78V104H76ZM86 103H88L87 104V106L88 105H90V106H85L86 105ZM99 103V104H98ZM121 103V104H120ZM143 103H144V105H143ZM146 103H149V104H147L146 105ZM167 103V104H166ZM201 103V104H200ZM234 103V104H233ZM240 103L243 105H240ZM253 103V104H252ZM257 103V104H256ZM259 103V104H258ZM37 104H39V105H41V106H38ZM53 104V105H52ZM64 105V107H63V105ZM69 104H71V105H69ZM76 106H75V105ZM84 104V105H83ZM99 106H98V105ZM113 104V105H112ZM123 104V105H122ZM128 104V105H127ZM140 104V105H139ZM170 104V105H169ZM172 104V105H171ZM184 104H186L185 106H184ZM210 104V105H209ZM232 104V105H231ZM250 106V108L247 106ZM251 104V105H250ZM19 105H20V107H19ZM26 106V108L24 107V106ZM33 105V106H32ZM44 105V106H43ZM56 105V106H55ZM94 105H96V107L94 106ZM102 105V106H101ZM110 105V106H109ZM116 105V106H115ZM124 105H125V108H124ZM130 105V106H129ZM133 105V106H132ZM152 107H151V106ZM159 105V106H158ZM177 105H178V107H177ZM180 105H182V106H180ZM258 105V106H257ZM36 106H37V108H36ZM55 106V107H54ZM59 106H60V108H59ZM68 106H70V107H68ZM73 106H75L74 108H73ZM81 106H83V107H81ZM98 106V107H97ZM103 106H105L104 107V109H103ZM135 106H137L138 107V109L137 108H135ZM141 106V107H140ZM148 106V107H147ZM157 108H156V107ZM187 106L189 107V108H187ZM207 106L208 107H211V109L210 108H207ZM234 106V107H233ZM241 108H240V107ZM11 109H10V108ZM34 107V108H33ZM43 107V108H42ZM45 107V108H44ZM53 107V108H52ZM77 107V108H76ZM93 107H95V108H93ZM100 107V108H99ZM109 107V108H108ZM115 107V108H114ZM139 107L141 108V110L139 109ZM151 107V108H150ZM174 109H173V108ZM180 107H182V108H180ZM206 107V108H205ZM231 109H229V108ZM263 107V108H262ZM24 108V109H23ZM36 108V109H35ZM39 108V109H38ZM40 108H42L43 110H41ZM54 108L56 109L55 111H54ZM59 108V109H58ZM68 108H70V109H68ZM91 108L92 109H94V110H92L91 111ZM97 108V109H96ZM102 108V109H101ZM107 108V109H106ZM111 108H113V109H111ZM120 108V110L118 111V109ZM122 108V109H121ZM127 108L129 109L128 111H127ZM169 108V110H167ZM178 108H180V109H178ZM227 110H226V109ZM250 110H249V109ZM4 109V110H3ZM5 109H7L6 111H5ZM10 109V110H9ZM21 111H20V110ZM38 109V110H37ZM60 109H63V110H60ZM78 111H77V110ZM81 109H85L84 111H81ZM88 109H89V111H88ZM100 109V110H99ZM154 109V110H153ZM158 109H160L159 111H158ZM166 109V110H165ZM176 109H178V110H176ZM186 109V110H185ZM192 109H193V111L195 112H193L192 111ZM213 109V110H212ZM232 109H234V112H236V115H235V113L234 112H232ZM241 109H243V110H241ZM256 112V110H258L257 111V113H255L253 110ZM16 110V111H15ZM44 110H46V112L47 113H44L45 111ZM49 110V111H48ZM52 110V111H51ZM59 110H60V112H59ZM72 111V112H69V111ZM80 110V111H79ZM99 110V111H98ZM108 110H112V112L110 113ZM115 110V111H114ZM133 110H135V111H133ZM157 110V112L158 113H156L155 111ZM164 110V111H163ZM176 110V111H175ZM192 111V113H191V111ZM239 110V111H238ZM245 110V111H244ZM253 112H252V111ZM23 111V112H22ZM26 111H28V112H26ZM30 111V112H29ZM36 111V112H35ZM37 111H43L42 112V114H41V112H37ZM59 112V114H58V112ZM66 111L67 112H69V113H66ZM86 111H88V113L86 112ZM94 111H96L95 113H94ZM114 111V112H113ZM124 111V112H123ZM127 111V112H126ZM131 111V112H130ZM168 111H169V113H168ZM172 111V112H171ZM183 111H187L186 113L185 112H183ZM189 111V112H188ZM229 111L231 112V113H229ZM7 112V113H6ZM53 112H55V113H53ZM63 112H65V113H63ZM86 112V113H85ZM89 112H91V113H89ZM98 112V113H97ZM108 112V113H107ZM155 112V113H154ZM161 112L164 114V116L161 114ZM167 112V113H166ZM173 112H174V114H173ZM178 112V113H177ZM181 112V114H179ZM248 114H247V113ZM16 113V114H15ZM24 113H25V115H27V116H24ZM29 113V114H28ZM74 113V114H73ZM102 113V114H101ZM118 113V114H117ZM129 113V114H128ZM134 113H136L135 115H134ZM142 113V114H141ZM152 113V114H151ZM177 113V114H176ZM226 113V114H225ZM246 113V114H245ZM253 113H255L256 114V116H255V114H253ZM31 114V115H30ZM120 114H121V116H120ZM131 114V115H130ZM167 114V115H166ZM185 114H187V115H185ZM222 114V115H221ZM225 114V115H224ZM228 114H229V116H228ZM245 114V115H244ZM6 115V116H5ZM19 115V116H18ZM30 115V116H29ZM51 115V116H50ZM60 115V116H59ZM67 115H69V116H67ZM80 115V116H79ZM89 115V116H88ZM100 115V116H99ZM112 115V116H111ZM127 115V116H126ZM134 115V116H133ZM140 115V116H139ZM150 115V116H149ZM155 116V117H152V116ZM176 115V117H174V116ZM183 115V116H182ZM196 116V117H194V116ZM227 115V116H226ZM244 115V116H243ZM249 115V116H248ZM252 115H254V116H252ZM49 116V117H48ZM54 116H56V118L54 117ZM58 116V117H57ZM62 116V117H61ZM64 116H66V117H64ZM77 116V117H76ZM83 116H84V119H85V121H86V124H83V122L85 123V121H84V119H83ZM105 116V117H104ZM117 116V117H116ZM123 116V117H122ZM129 116V117H128ZM131 116H132V118H131ZM138 116V117H137ZM142 116V117H141ZM149 116V117H148ZM177 116H179V117H177ZM187 116V117H186ZM231 116H233V117H231ZM21 119H20V118ZM24 117V118H23ZM28 117H32L31 119L30 118H28ZM54 117V118H53ZM61 117V118H60ZM73 118V120H72V118ZM86 117V118H85ZM91 117V118H90ZM93 117V118H92ZM108 117V118H107ZM113 117V118H112ZM115 117V118H114ZM119 117V118H118ZM135 117H137V119L135 118ZM144 117V118H143ZM146 117V118H145ZM152 117V118H151ZM186 117V118H185ZM242 117V118H241ZM252 117V118H251ZM22 118H23V120H22ZM26 118V119H25ZM46 118V119H45ZM50 118V119H49ZM58 118H59V120H58ZM77 118L79 119V120H77ZM98 118H101V119H98ZM165 118V119H164ZM168 120H167V119ZM173 118H179L178 120L177 119H173ZM183 118V119H182ZM185 118V119H184ZM189 118V119H188ZM197 120V122H196V120ZM230 118V119H229ZM244 118V119H243ZM248 118H250L249 120H248ZM2 119V120H1ZM11 119V120H10ZM18 119V120H17ZM21 121H20V120ZM49 119V120H48ZM56 119V120H55ZM66 121H65V120ZM105 119V120H104ZM109 119V120H108ZM112 119V120H111ZM114 119V120H113ZM117 119H119L120 120V122H119V120H117ZM123 119V120H122ZM124 119H125V121L127 120V121H129V122H125L124 121ZM133 119V120H132ZM147 119H150L149 121H146ZM158 119V120H157ZM163 121H162V120ZM182 119V120H181ZM192 119V120H191ZM228 119L230 120V121H228ZM236 119H237V121H236ZM241 119V120H240ZM5 120V122H3ZM15 120V121H14ZM26 120H27V122H28V124H27V122H26ZM52 120V121H51ZM95 120V121H94ZM97 120V121H96ZM100 120V121H99ZM103 120H104V122H103ZM136 120V121H135ZM138 120H139V122H138ZM141 120V121H140ZM156 120V121H155ZM160 120V121H159ZM166 120V121H165ZM174 120H175V122H174ZM223 120V121H222ZM225 120V121H224ZM245 122H244V121ZM251 120H253V121H251ZM10 121V122H9ZM32 121V122H31ZM61 121H63V123L61 122ZM72 121V122H71ZM82 121V122H81ZM91 121H93V123H91ZM106 121H108L107 123H106ZM109 121H110V123H109ZM118 121V122H117ZM132 121H134L133 123H132ZM142 121H144V122H142ZM159 121V122H158ZM182 121V122H181ZM195 121V122H194ZM234 121H235V123H234ZM23 122H26V123H23ZM43 122V123H42ZM53 124H52V123ZM54 122H56V123H54ZM59 122V123H58ZM61 122V123H60ZM79 123V124H77V123ZM123 122V123H122ZM148 122H151V123H149V124H147ZM168 122V123H167ZM184 122H185V124L187 125H185L184 124ZM193 122V123H192ZM203 123V125H202V123ZM205 122V123H204ZM228 122V123H227ZM246 122H248V123H246ZM2 123H4V124H2ZM6 123V124H5ZM13 123L15 124L14 126H13ZM21 123H22V125H21ZM40 123H42L43 124V126H42V124H40ZM48 123V124H47ZM75 123H76V125H75ZM81 123H82V126H81ZM90 123V124H89ZM97 123H98V125H97ZM102 123H104V124H102ZM125 123V124H124ZM128 123H130L131 125H133V126H131V125H129ZM153 123H154V125H153ZM191 123V124H190ZM200 123V124H199ZM224 124V125H221V124ZM241 123V124H240ZM242 123H243V125H242ZM245 123V124H244ZM10 126H9V125ZM17 124V125H16ZM24 124V125H23ZM32 124V125H31ZM52 124V125H51ZM54 124H56L58 127L56 128V125L55 126H53ZM61 124H63V125H61ZM69 124V125H68ZM96 124V125H95ZM127 124V125H126ZM136 124H138V125H136ZM146 124V125H145ZM180 124V125H179ZM182 124V125H181ZM184 124V125H183ZM194 124V125H193ZM200 126H199V125ZM228 124V125H227ZM7 125V126H6ZM19 125V126H18ZM27 125H29V126H27ZM36 125V126H35ZM45 125V126H44ZM48 125V126H47ZM51 125V126H50ZM59 125H60V127H59ZM84 125V126H83ZM88 125V126H87ZM91 125L93 126V127H91ZM100 125H101V127H100ZM102 125H104V126H102ZM111 125V126H110ZM122 125H124V126H122ZM149 125V126H148ZM160 125V126H159ZM164 126V127H162V126ZM165 125H167V126H165ZM192 125L194 126V127H192ZM198 125V126H197ZM202 125V126H201ZM206 125V126H205ZM209 125V126H208ZM221 125V126H220ZM231 125V126H230ZM234 125V126H233ZM235 125H237V126H235ZM240 125V126H239ZM20 126H21V128L23 127V131L21 130V128H20ZM39 126V127H38ZM62 126H64V128H62ZM71 126V128L74 130V132H73V130L70 128V129H68L69 127ZM79 126V127H78ZM99 126V127H98ZM112 126L113 127H115V129L116 128H118L119 126V128L118 129H116L114 132L112 131V129H114V128H112ZM126 126V127H125ZM129 126V127H128ZM137 126V127H136ZM140 126H142V127H140ZM154 126V127H153ZM178 126H179V128H178ZM182 126H184V127H182ZM186 126V127H185ZM262 126H263V128H262ZM7 127V128H6ZM9 127V128H8ZM16 127V128H15ZM27 127H28V129H27ZM35 127H37V128H35ZM54 127H55V129H54ZM78 129H76V128ZM107 129H106V128ZM110 127V128H109ZM131 127V128H130ZM136 127V128H135ZM149 127V128H148ZM150 127H152V130H151V128ZM159 127H161V129L158 128ZM168 127V128H167ZM248 127V128H247ZM7 130H6V129ZM18 128V130H14V129H17ZM42 128V129H41ZM52 128V129H51ZM61 128H62V131H61ZM98 128V129H97ZM103 128V129H102ZM121 128H123V129H121ZM142 128H144V129H142ZM146 128V129H145ZM157 128V129H156ZM173 128V129H172ZM184 128H185V130H184ZM187 128V129H186ZM192 128V129H191ZM195 130H194V129ZM199 128H201L200 130H199ZM227 128H230V129H227ZM232 128V129H231ZM2 129V130H1ZM12 129V131H10ZM20 129V130H19ZM44 129V130H43ZM50 129V130H49ZM60 129V130H59ZM67 129V130H66ZM138 129V130H137ZM141 129V130H140ZM149 129V130H148ZM155 129V130H154ZM177 129H179V130H177ZM205 129V130H204ZM242 129V130H241ZM248 129V130H247ZM251 129V130H250ZM254 129V130H253ZM257 129L259 130V132H256L257 131ZM8 130H9V132H8ZM31 130V131H30ZM49 130V131H48ZM58 130H59V133L62 135H59V133H58ZM70 130H71V132H70ZM83 130V131H82ZM87 132H86V131ZM96 130H97V132H96ZM105 130V131H104ZM111 130V131H110ZM119 132H118V131ZM122 130V131H121ZM136 130V131H135ZM157 130V131H156ZM166 130V131H165ZM172 130V131H171ZM175 130V131H174ZM183 130V131H182ZM190 130V131H189ZM194 131V132H192V131ZM197 130H199V131H197ZM202 130V131H201ZM222 130V131H221ZM17 131H19V133L17 132ZM42 131V132H41ZM55 131V132H54ZM81 131V132H80ZM85 131V132H84ZM90 131H91V133H90ZM102 131V132H101ZM127 131V132H126ZM141 131V132H140ZM147 131V132H146ZM151 131H153L154 133H157V132H159L158 134H154V133H152V135H151ZM162 131V132H161ZM163 131H165V132H163ZM204 131V132H203ZM226 131H228V132H226ZM252 131V132H251ZM4 132H6V133H4ZM15 132V133H14ZM26 132H27V134H26ZM32 132V133H31ZM37 132H39V133H37ZM63 132H65V134L67 135H64V133ZM82 135V134H84V135H80L79 133ZM95 132V133H94ZM105 132V133H104ZM115 132H118V133H115ZM124 132L126 133V134H124ZM132 132H133V135L134 136H131L132 135ZM142 132H143V135H142ZM161 132V133H160ZM167 132V133H166ZM173 132V133H172ZM178 134L177 136H176V134ZM202 132V133H201ZM245 134H244V133ZM247 132H248V135H247ZM255 134H254V133ZM14 133V134H13ZM28 133H30V134H28ZM69 133H74L73 135L72 134H69ZM78 133V134H77ZM102 133V134H101ZM121 133V134H120ZM131 133V134H130ZM137 133H138V135H137ZM144 133H145V136H144ZM149 134V136L148 135H146V134ZM164 133L165 134H167V135H169L168 137H167V135H165V137L166 138H168L167 140H169V138H170V136L171 135H174V136H171L172 138H174V139H172V138H170V140L169 141H167V143L165 142L166 141V138L164 139ZM192 133V134H191ZM197 133H198V135H197ZM218 133V134H217ZM222 133H224V135H226V137L222 134ZM232 133V134H231ZM3 134V135H2ZM6 134V135H5ZM7 134H9V135H7ZM10 134L12 135V136H10ZM20 134V135H19ZM25 134V135H24ZM40 134V135H39ZM41 134H44V135H41ZM46 134V135H45ZM89 136H88V135ZM97 134H99V135H97ZM103 134L105 135V136H103ZM107 134V135H106ZM109 134V135H108ZM110 134H111V136H110ZM125 136H123V135ZM135 134H136V137H135ZM163 134V135H162ZM171 134V135H170ZM196 134V135H195ZM199 134H201L200 136H199ZM217 134V135H216ZM222 134V135H221ZM254 134V135H253ZM18 137L17 139H16V136ZM36 137H35V136ZM39 135V136H38ZM57 135V136H56ZM86 135V136H85ZM112 135H114V136H112ZM119 135V136H118ZM130 135V136H129ZM151 135V136H150ZM204 135V136H203ZM207 135V136H206ZM227 135H229V136H227ZM232 135V136H231ZM244 135V136H243ZM252 136V137H250V136ZM256 135V136H255ZM258 135V136H257ZM10 136V137H9ZM27 136V137H26ZM56 136V137H55ZM70 136H72V137H70ZM91 136V137H90ZM98 136H100V137H98ZM141 136V137H140ZM144 138H143V137ZM156 136V137H155ZM161 136V137H160ZM184 136V137H183ZM261 136H263V137H261ZM26 137V138H25ZM39 137V138H38ZM48 137V138H47ZM50 137V138H49ZM54 137V138H53ZM61 137V138H60ZM67 137V138H66ZM87 137V138H86ZM93 137V138H92ZM103 137V138H102ZM108 137V138H107ZM113 137V138H112ZM128 137V138H127ZM158 137H160L161 139H162V142H161V139L160 138H158ZM225 137V138H224ZM231 137H233V138H231ZM239 137H241V138H239ZM247 137V138H246ZM253 137H255V138H253ZM260 137V138H259ZM6 138V139H5ZM10 138V139H9ZM29 138H30V140H29ZM36 138V139H35ZM73 139V141H72V139ZM91 138V139H90ZM101 138V139H100ZM112 138V139H111ZM123 138V139H122ZM139 138V139H138ZM143 138V139H142ZM152 138H154V139H152ZM157 140H156V139ZM223 138V139H222ZM229 138V139H228ZM236 138V139H235ZM239 138V139H238ZM253 138V139H252ZM15 139V140H14ZM21 141H20V140ZM41 139V140H40ZM58 139H59V141H58ZM81 141H80V140ZM84 139V140H83ZM88 139V140H87ZM98 139V140H97ZM105 139V141H103V140ZM109 140L110 139V141L112 140V142H109V141H107V140ZM118 139H120V140H118ZM128 139H130V140H128ZM133 139V140H132ZM146 139V140H145ZM159 139H160V141H159ZM177 139V140H176ZM180 139H181V142H180ZM192 139V140H191ZM216 139H218V140H216ZM221 139V140H220ZM254 139H256V140H254ZM26 140V141H25ZM45 140V141H44ZM47 140V141H46ZM54 140L57 142H54ZM64 140V141H63ZM70 140V141H69ZM93 140V141H92ZM100 140H102V141H100ZM120 142H118V141ZM134 140H136V141H134ZM152 140H155V141H152ZM164 140V141H163ZM174 140H175V142H174ZM187 142H186V141ZM216 140V141H215ZM228 140V141H227ZM244 140V141H243ZM250 140V141H249ZM258 140V141H257ZM261 140V141H260ZM3 141H4V143H3ZM22 141H25V142H22ZM29 141V142H28ZM35 141V142H34ZM75 141V142H74ZM92 141V142H91ZM100 141V142H99ZM133 141V142H132ZM141 143H140V142ZM170 141H173V142H170ZM178 141L180 142V143H178ZM197 141V142H196ZM213 141V143H218V142H220L221 141V150L219 149V150H217V152L219 153V155H217L218 153L217 152H213L214 153V155H211V154H213V153H211V154H208V155H206V154H201V153H197V152H195V151H197V149H194V148H192L191 147V144H193V142L194 143H199V145H201V147L203 148V146L205 145L204 143H206V142H212ZM222 141H225L224 143L222 142ZM233 141V142H232ZM237 141V142H236ZM248 141H249V143H248ZM255 141V143H253ZM20 142V143H19ZM29 144H28V143ZM54 142V143H53ZM67 142V143H66ZM70 142V143H69ZM80 143V145H79V143ZM93 142H94V144H93ZM95 142L97 143V144H95ZM99 142V143H98ZM103 142H104V145H102L103 144ZM106 142H107V144H106ZM109 142V143H108ZM117 142V143H116ZM122 142V143H121ZM129 142H131V143H129ZM144 142H146V143H144ZM163 142L164 143H166V145H164L163 144ZM169 142V143H168ZM183 142V143H182ZM186 142V143H185ZM230 142H232V143H230ZM243 142H245L246 143V146L244 147V144L245 143H243ZM10 143H11V146H10ZM27 143V144H26ZM40 146V144H41V146L42 145H44V146H40V147H38V145ZM40 143V144H39ZM50 143H52V144H50ZM58 143H60V144H58ZM90 143V144H89ZM113 143V144H112ZM135 143V144H134ZM139 143H140V145H139ZM143 143V144H142ZM171 143H173V144H176V143H178V144H180V146L178 145V144H176V146H174L173 144V146L171 145ZM201 143V144H200ZM226 143V144H225ZM242 143H243V145H242ZM248 143V144H247ZM259 143V145H257ZM2 144H3V146H2ZM18 144V145H17ZM26 144V145H25ZM70 145V146H68V145ZM78 144V145H77ZM99 144V145H98ZM110 144V145H109ZM120 144V145H119ZM122 144V145H121ZM125 144V145H124ZM127 144V145H126ZM138 144V145H137ZM169 145V147H168V145ZM185 144V146H183V145ZM204 144V145H203ZM233 144V145H232ZM236 144V145H235ZM256 146H255V145ZM19 145H21V147H19ZM24 145V146H23ZM28 145H29V147H28ZM32 145V146H31ZM58 145V146H57ZM97 147H96V146ZM102 145V146H101ZM116 147H115V146ZM124 145V146H123ZM129 145V146H128ZM133 145V146H132ZM144 145V146H143ZM189 145H190V147H189ZM239 145V146H238ZM252 145H254L253 147H252ZM262 145V146H261ZM13 146V147H12ZM16 146V147H15ZM37 146V147H36ZM47 146V147H46ZM56 146V147H55ZM68 148H67V147ZM84 146H87V147H85L84 148ZM119 148H118V147ZM122 148H121V147ZM159 146H161V147H159ZM167 146V147H166ZM179 146V147H178ZM9 147V148H8ZM19 147V148H18ZM22 147H23V149H22ZM28 147V148H27ZM44 147V148H43ZM71 147V148H70ZM81 147V148H80ZM92 147V148H91ZM103 147H105V148H103ZM112 147V148H111ZM147 148V147H150V148H147V150H144L143 148ZM153 147V148H152ZM158 147V148H157ZM176 147H177V149H176ZM182 147H184V148H182ZM237 147H238V149H239V156H240V158H239V156L237 157V156H235V154L233 155L232 153H234L232 150H238L237 149ZM240 147H242V148H240ZM252 147V148H251ZM259 147V148H258ZM7 148V149H6ZM15 148V149H14ZM21 148V149H20ZM25 148V149H24ZM27 148V149H26ZM33 148V149H32ZM66 150H65V149ZM102 148V149H101ZM124 148V149H123ZM128 148V149H127ZM137 148V149H136ZM157 148V149H156ZM179 148V149H178ZM180 148L182 149V150H180ZM247 150H245V149ZM251 148V149H250ZM261 148V149H260ZM4 149H6L7 150V152H6V150H4ZM9 149V150H8ZM37 149H39V150H37ZM43 149V150H42ZM53 149V150H52ZM55 149V150H54ZM59 149V150H58ZM76 149H78V150H76ZM84 149V150H83ZM94 151V149H95V152H93L92 150ZM100 149V150H99ZM114 149H115V151H114ZM118 149V150H117ZM123 149V150H122ZM140 149V150H139ZM162 149V150H161ZM168 149V151H166ZM170 149V150H169ZM175 149V150H174ZM229 149V150H228ZM255 149V150H254ZM28 150V151H27ZM31 150V151H30ZM58 150V151H57ZM76 150V151H75ZM90 150V151H89ZM104 150V151H103ZM111 150V151H110ZM119 150H121V151H119ZM127 150H129V151H127ZM164 150V151H163ZM195 150V151H194ZM223 150V151H222ZM258 150V151H257ZM262 151V152H260V151ZM66 151H68V153L66 152ZM74 151V152H73ZM79 151V152H78ZM87 153L86 155H85V152ZM99 153H98V152ZM109 151V152H108ZM122 151H124V152H122ZM135 151V152H134ZM137 151V152H136ZM157 151H160V152H158V153H156ZM174 153H173V152ZM182 151H183V153H182ZM226 151V152H225ZM243 151V152H242ZM245 151V152H244ZM3 154H2V153ZM32 152V153H31ZM39 152V154H37ZM51 152V153H50ZM90 152V153H89ZM103 154H102V153ZM126 152V153H125ZM128 152V153H127ZM139 152H140V154H139ZM150 152V153H149ZM162 152V153H161ZM164 152V153H163ZM165 152H167V153H165ZM177 152H178V154H177ZM231 152V153H230ZM240 152H242V153H240ZM248 152V153H247ZM251 152V153H250ZM258 154H257V153ZM261 154H260V153ZM24 155H23V154ZM26 153H28V154H26ZM30 153V154H29ZM44 153V154H43ZM45 153H47L46 155H48V156H46L45 157ZM71 153V154H70ZM75 153V154H74ZM81 153H84V154H81ZM101 153V154H100ZM117 153V154H116ZM120 153H122L123 154V156H122V154H120ZM132 153H134V154H132ZM145 153L146 154V156H149V157H145L143 154ZM152 153H153V156H152ZM161 153V154H160ZM169 153H171V155L169 154ZM223 153V154H222ZM230 153V154H229ZM23 155L22 157L21 156H19V155ZM43 154V155H42ZM61 154V155H60ZM77 154V155H76ZM94 154V155H93ZM111 154H113L112 156H110ZM116 156H115V155ZM120 154V155H119ZM126 154V155H125ZM138 154V155H137ZM149 154H151V155H149ZM159 154H160V156H159ZM165 154V155H164ZM172 154H173V158H172ZM181 154H183V156L181 155ZM260 154V155H259ZM3 155V156H2ZM5 155V156H4ZM17 155L18 157H20V159L19 158H17V157H15V156ZM27 155H29V156H27ZM30 155H31V157H30ZM35 155H37V157H35ZM66 155V156H65ZM68 155V156H67ZM80 155V156H79ZM92 155V156H91ZM98 155V156H97ZM107 155H108V157H107ZM128 155V156H127ZM142 157H141V156ZM156 155V156H155ZM162 155H163V159H162ZM169 156V158H168V156ZM175 155V156H174ZM185 155V156H184ZM198 155V156H197ZM203 155V156H202ZM205 155V156H204ZM223 157H222V156ZM256 155V156H255ZM257 155H259V157L257 156ZM263 155V156H262ZM34 156V157H33ZM74 156V157H73ZM88 157V156H90V157H88V159H87V161H85L86 160V157ZM104 156V157H103ZM115 156V157H114ZM119 156H120V158H119ZM140 156V157H139ZM145 158H144V157ZM179 158H178V157ZM200 156V157H199ZM216 156V157H215ZM219 156H220V158H219ZM263 158H262V157ZM4 157V158H3ZM8 157V158H7ZM12 157V158H11ZM41 157V158H40ZM48 157V158H47ZM76 157V158H75ZM83 157V158H82ZM93 157V158H92ZM122 157V158H121ZM129 157L131 158V159H129ZM159 157V158H158ZM164 157H165V159H164ZM170 157H171V159H170ZM177 159H176V158ZM225 157V158H224ZM235 157V158H234ZM243 157V158H242ZM250 157V158H249ZM44 158V159H43ZM49 158H50V160H49ZM57 158V159H56ZM59 158V159H58ZM99 158H103V159H99ZM105 158V159H104ZM110 161H108L107 159ZM111 158H112V160L113 161H111ZM114 158V159H113ZM124 158V159H123ZM144 158V159H143ZM149 158V159H148ZM152 158H154V159H156V160H154V159H152ZM205 158V159H204ZM206 158H209V159H206ZM230 158V159H229ZM245 158V159H244ZM246 158H248V159H246ZM252 158H253V160H252ZM256 158V159H255ZM11 159V160H10ZM16 159V160H15ZM37 159H38V162H37ZM39 159H41V160H39ZM55 159V160H54ZM65 159H66V161H65ZM84 159V160H83ZM92 159H94V160H92ZM99 159V160H98ZM122 159V160H121ZM135 159H137V160H135ZM148 161H147V160ZM169 159V160H168ZM174 160V162H173V160ZM176 159V160H175ZM212 159V160H211ZM234 159V160H233ZM237 161H236V160ZM239 159V160H238ZM251 159V160H250ZM259 159V160H258ZM262 159V160H261ZM10 160V161H9ZM54 160V161H53ZM57 160V161H56ZM60 160V161H59ZM69 162H68V161ZM78 161V163H76L75 161ZM91 162H90V161ZM116 160V161H115ZM123 160H125V161H123ZM134 162H133V161ZM139 160V161H138ZM152 160V161H151ZM230 160V161H229ZM244 160V161H243ZM248 160V161H247ZM255 160V161H254ZM7 161V162H6ZM46 161V162H45ZM49 161H51V162H49ZM71 161H73V162H71ZM83 163H82V162ZM85 161V162H84ZM122 161V162H121ZM131 161V162H130ZM136 161V162H135ZM147 161V162H146ZM239 161V162H238ZM252 161V162H251ZM4 162H5V165H4ZM16 162V163H15ZM32 162V163H31ZM34 162V163H33ZM53 162V163H52ZM58 162V163H57ZM80 162V163H79ZM88 162V163H87ZM95 162H97V163H95ZM118 162L119 164H118V166H116L117 164L116 163ZM121 162V163H120ZM126 162V163H125ZM143 164H142V163ZM157 162V163H156ZM173 162V163H172ZM227 162V163H226ZM229 162V163H228ZM242 162H243V164L244 163H246L247 165H242ZM257 162V163H256ZM23 163V164H22ZM37 163V164H36ZM41 163H43V164H41ZM57 163V164H56ZM62 163V164H61ZM66 165V167H65V165ZM67 163V164H66ZM71 163H73V164H71ZM76 163V164H75ZM89 163H93V165L92 164H89ZM104 163L106 164V165H104ZM123 163V164H122ZM125 163V164H124ZM128 163H129V165H128ZM135 163V164H134ZM161 163H163L162 165H161ZM167 165H165V164ZM168 163V164H167ZM172 163V164H171ZM178 163V164H177ZM241 163V164H240ZM251 164V165H249V164ZM10 164V165H9ZM35 164V165H34ZM54 164V165H53ZM55 164H56V166H55ZM97 166H96V165ZM102 165V167H101V165ZM108 164H110V166H111V168H110V166L108 165ZM116 164V165H115ZM121 164V165H120ZM140 164H142V165H140ZM147 164V165H146ZM159 164H160V166H159ZM229 164V165H228ZM255 164V165H254ZM263 164V165H262ZM11 165H15L14 167L13 166H11ZM46 165V166H45ZM49 167H48V166ZM54 166V168L56 169H54L53 168V166ZM84 165V166H83ZM86 165H88V166H86ZM122 167L121 169H120V166ZM132 165V166H131ZM138 165V166H137ZM151 165V166H150ZM163 165H165V168H163L164 166ZM168 165H170L169 167H168ZM182 165H184V166H182ZM188 165V166H187ZM189 165H190V167H189ZM224 165V166H223ZM238 165H239V167H238ZM241 165V166H240ZM4 166V167H3ZM6 166H7V168H6ZM30 166V167H29ZM34 166V167H33ZM65 167V169H64V167ZM76 166V167H75ZM95 166V167H94ZM109 166V167H108ZM116 166V169H114V167ZM155 166V167H154ZM159 166V167H158ZM175 166V167H174ZM192 166L194 167V168H192ZM233 166V167H232ZM245 166V167H244ZM251 166V167H250ZM23 167V168H22ZM36 167V168H35ZM42 167V168H41ZM46 169H45V168ZM79 167L81 168V169H79ZM84 167V168H83ZM97 167V168H96ZM131 167H133V169L131 168ZM137 167V168H136ZM151 167H153V168H151ZM162 167V168H161ZM167 167V168H166ZM180 167V168H179ZM182 167V168H181ZM186 167V168H185ZM230 167V168H229ZM243 167V168H242ZM248 167V168H247ZM12 168H13V170L14 171H11L12 170ZM18 168H19V171H18ZM28 168V169H27ZM39 168V169H38ZM41 168V169H40ZM44 168V169H43ZM47 168H50L51 170H49V169H47ZM69 168V169H68ZM93 168V169H92ZM99 168V169H98ZM105 168V169H104ZM106 168L108 169V170H106ZM120 170H119V169ZM136 168V169H135ZM140 168V169H139ZM145 168V169H144ZM169 168V169H168ZM179 168V169H178ZM227 168V169H226ZM249 168H250V170H249ZM259 168V169H258ZM17 169V170H16ZM31 169V170H30ZM54 169V170H53ZM57 169H62V170H57ZM74 169V170H73ZM77 171H76V170ZM79 169V170H78ZM84 171H83V170ZM87 169V170H86ZM88 169H90V170H88ZM156 169H159V170H156ZM171 169H172V171H171ZM174 169V170H173ZM186 169H188V170H186ZM221 169V170H220ZM229 169V170H228ZM241 169H242V171H241ZM246 169L247 170H249V171H247V173H246ZM254 169H255V171H254ZM263 171H261V170ZM21 170V171H20ZM28 170V171H27ZM36 170V171H35ZM42 170V171H41ZM70 170V171H69ZM72 170V171H71ZM98 170V171H97ZM100 170V171H99ZM116 170V172L114 173V171ZM135 170H138L137 171V173H135L136 171ZM152 170H155V171H152ZM166 170V171H165ZM168 170V171H167ZM184 170H186V171H184ZM194 170V171H193ZM224 170L226 171V172H224ZM256 170H258V171H256ZM9 171V173H7ZM24 171V172H23ZM34 171V172H33ZM47 171V172H46ZM56 171H59V172H56ZM67 171V172H66ZM70 173H69V172ZM101 171H103V172H101ZM104 171H105V173H104ZM109 171H111V172H109ZM117 171L119 172V173H117ZM142 171V172H141ZM149 171H151V172H149ZM188 171V172H187ZM196 171V172H195ZM222 172V174L220 173V172ZM233 171V172H232ZM236 171V172H235ZM254 171V172H253ZM260 171H261V174H260ZM29 172V173H28ZM41 172V174H39V173ZM44 172H46L45 174H42V173H44ZM67 174H66V173ZM84 172V173H83ZM85 172H87V173H85ZM107 172H109V173H107ZM125 173V174H123L122 175V173ZM134 172V173H133ZM144 172V173H143ZM145 172H147V173H145ZM154 172V173H153ZM161 172V173H160ZM164 172V173H163ZM177 172V173H176ZM194 172V177H193V175H192V173ZM227 172H228V174H227ZM238 172H239V174L241 175V173L243 174V175H241L242 177H239L240 175L238 174ZM3 173V174H2ZM14 173H15V176H14ZM19 173H21V175L19 174ZM22 173H23V175H22ZM37 173V174H36ZM47 173H48V175H47ZM60 173V175H58ZM79 173V174H78ZM81 173H83V174H81ZM89 173V174H88ZM101 173V174H100ZM113 174V175H111V174ZM121 173V174H120ZM132 173V175H130V174ZM150 173V174H149ZM156 173V174H155ZM166 173V174H165ZM172 173V174H171ZM179 173H180V175H179ZM185 173V174H184ZM188 173V174H187ZM245 173V174H244ZM10 174V175H9ZM17 174H19V175H17ZM29 174H30V176L31 177H29ZM50 174H52V175H50ZM68 174H70V175H68ZM91 174V175H90ZM98 174H99V176H98ZM148 174V175H147ZM158 174H159V176H158ZM165 174V175H164ZM177 176V179H176V177L174 176ZM190 174V175H189ZM217 174H218V176L219 177H221V178H218V176H217ZM220 174V175H219ZM231 174V175H230ZM249 174V175H248ZM256 174V175H255ZM26 175H28V176H26ZM34 175V176H33ZM44 175H46V176H44ZM58 175V176H57ZM61 175H62V177H64V178H62L61 177ZM64 175H66L67 177H72V179L71 178H69L68 180H66L67 179V177H65ZM76 175V176H75ZM83 175V176H82ZM110 175H111V177H110ZM116 175H120V176H116ZM133 175H135V176H133ZM136 175H137V177H136ZM147 175V176H146ZM152 175L154 176H156V178H155V176H154V178L156 179H154L153 177H152ZM162 175H163V177H162ZM174 177H173V176ZM183 175V176H182ZM229 175V176H228ZM235 175V176H234ZM252 176V178H250L249 179V177H251ZM255 175V176H254ZM263 175V176H262ZM4 176H5V178H4ZM17 176V177H16ZM20 176V177H19ZM36 176V177H35ZM50 176V177H49ZM54 178H53V177ZM73 176H75V177H73ZM79 176V177H78ZM81 176V177H80ZM84 176L86 177V178H84ZM90 177V178H87V177ZM115 176V177H114ZM123 177V179H122V177ZM133 176V177H132ZM142 176V177H141ZM161 176V177H160ZM168 176V177H167ZM183 178H182V177ZM232 176V177H231ZM246 176V177H245ZM15 177V178H14ZM21 178V179H19V178ZM44 177L46 178L45 179V181L43 180L44 179ZM99 177V178H98ZM104 177V178H103ZM118 177V178H117ZM127 177V178H126ZM135 177V178H134ZM141 177V178H140ZM146 179H145V178ZM149 177H151V178H149ZM165 177V178H164ZM192 179H191V178ZM229 177V178H228ZM235 177V178H234ZM258 177V178H257ZM263 179H262V178ZM2 178H4V180L2 179ZM12 178V179H11ZM18 178V179H17ZM27 178V179H26ZM74 178V179H73ZM78 179L77 181L75 180V179ZM96 178V179H95ZM120 178V179H119ZM125 178V179H124ZM138 178V179H137ZM163 178H164V180H163ZM180 178V179H179ZM195 178V179H194ZM198 178V180L196 181V179ZM228 178V179H227ZM243 178V179H242ZM246 178V179H245ZM261 180H260V179ZM8 179V180H7ZM10 179V180H9ZM13 179H14V181H17V182H14L13 181ZM62 179V180H61ZM101 179V180H100ZM104 181H103V180ZM112 179V180H111ZM116 179H118V180H116ZM128 179V180H127ZM129 179H130V181H129ZM137 179V180H136ZM147 179H149V180H147ZM171 179V180H170ZM240 179V180H239ZM255 181H253V180ZM259 179V180H258ZM12 180V181H11ZM20 180V181H19ZM33 180H35L34 182H32ZM43 180V181H42ZM46 180H49V181H46ZM55 180V181H54ZM60 180V181H59ZM66 180V181H65ZM70 180V181H69ZM72 180H74L73 182H71ZM86 180V181H85ZM100 180V181H99ZM132 180V181H131ZM140 180V181H139ZM180 180H181V182H180ZM183 180V181H182ZM190 183H192V184H189V182ZM191 180V181H190ZM246 180V181H245ZM250 180V181H249ZM258 180V181H257ZM21 181H23V182H21ZM26 181V182H25ZM39 181H40V183H39ZM57 181V182H56ZM69 181V182H68ZM89 183H88V182ZM100 182V183H98V182ZM102 181H103V183H102ZM109 183H108V182ZM111 181H112V183H111ZM115 181V182H114ZM119 181V182H118ZM123 181V182H122ZM133 181H134V183H133ZM142 181V182H141ZM144 181H145V183H144ZM155 181V182H154ZM169 181V182H168ZM174 181V182H173ZM178 181V182H177ZM220 181H222V182H220ZM235 181V182H234ZM237 181V182H236ZM260 181H262V182H260ZM9 182V183H8ZM12 182V183H11ZM13 182H14V184H13ZM25 182V183H24ZM29 182V183H28ZM36 182V183H35ZM38 182V183H37ZM55 182H56V184H55ZM60 182H62V183H60ZM66 184H64V183ZM71 182V183H70ZM78 182V183H77ZM87 182V183H86ZM92 184H91V183ZM95 182L97 183V185H95ZM106 182V183H105ZM121 182V183H120ZM128 182V183H127ZM148 184H147V183ZM162 182H164V183H162ZM166 182V183H165ZM173 184H172V183ZM177 182V183H176ZM182 182H184L183 184H182ZM195 182V183H194ZM230 182V183H229ZM245 182V183H244ZM251 184H250V183ZM259 182V183H258ZM8 183V184H7ZM17 183V184H16ZM35 183V184H34ZM47 184V185H45V184ZM53 183V184H52ZM69 183V184H68ZM114 183V184H113ZM115 183H120V184H118L119 186H117ZM126 185H124V184ZM137 185H136V184ZM150 183V184H149ZM174 183H175V185H174ZM181 183V184H180ZM188 183V184H187ZM242 183V184H241ZM255 183V184H254ZM260 183H262V184H260ZM8 186H7V185ZM12 184V185H11ZM21 184V185H20ZM23 184H25V186L23 185ZM42 184H43V186H42ZM61 184V185H60ZM135 184V185H134ZM147 184V185H146ZM194 184V185H193ZM199 184V185H198ZM227 184V185H226ZM230 184V185H229ZM247 184V185H246ZM249 184V185H248ZM13 185H14V187L15 188H17V189H14V187H13ZM57 185V186H56ZM60 185V186H59ZM67 187V190H66V187ZM70 185V186H69ZM83 185V186H82ZM88 185V186H87ZM110 185V186H109ZM115 185V186H114ZM139 185V187H137ZM150 185V186H149ZM157 185V186H156ZM158 185H160V186H158ZM166 185V186H165ZM187 185V186H186ZM192 185V186H191ZM5 186V187H4ZM9 186H11V188L9 187ZM18 186V187H17ZM24 188H22V187ZM30 186H31V188H30ZM36 186V187H35ZM41 186V187H40ZM77 186H79V189H78V187ZM81 186V187H80ZM96 186V187H95ZM98 186V187H97ZM103 186H104V188H103ZM111 186H112V188L114 189V190H112V188H111ZM125 188H124V187ZM134 188H133V187ZM155 186L157 187V188H155ZM161 186H163V187H161ZM233 187V189H232V187ZM238 186V187H237ZM7 187V188H6ZM29 187V188H28ZM40 187V188H39ZM43 187V188H42ZM64 187H65V189H64ZM150 187H151V189H150ZM159 187V188H158ZM161 187V188H160ZM186 187V188H185ZM189 187V188H188ZM198 187V188H197ZM237 188V190H236V188ZM243 187V188H242ZM244 187H245V189H244ZM4 190H3V189ZM37 188H39V189H37ZM44 188H46V189H44ZM53 188H55V190H53ZM64 190H63V189ZM98 190H97V189ZM108 188V189H107ZM119 188V189H118ZM123 190H122V189ZM127 188H129V189H127ZM131 188V189H130ZM141 189V190H139V189ZM169 188H170V190H169ZM181 188H182V190H181ZM230 188V190H232V192L230 191V190H228V189ZM9 189H11L10 191H8ZM29 190V193H28V190ZM33 189V190H32ZM58 189H60V190H62V191H58ZM78 189V190H77ZM84 189V190H83ZM100 189L102 190V192L100 191ZM109 189H111V191H109ZM116 189V190H115ZM127 189V190H129L131 193V195H129V191H126V192H124L125 190ZM133 189H138V190H133ZM154 189V190H153ZM157 189V190H156ZM159 189V190H158ZM194 189V190H193ZM5 190H7L8 191V193H6L7 191H5ZM26 190V191H25ZM36 192H39V193H36ZM37 190H39V191H37ZM51 190H52V192H51ZM71 190V191H70ZM87 190H88V192H87ZM92 190V191H91ZM103 190H106V192L105 191H103ZM121 190V191H120ZM184 190V191H183ZM11 191H14V192H11ZM20 191V192H19ZM27 192V193H25V192ZM34 191V192H33ZM48 191V192H47ZM49 191L51 192V193H49ZM58 191V192H57ZM73 191V192H72ZM79 191V192H78ZM86 191V192H85ZM98 191V192H97ZM120 191V192H119ZM136 191V194H134V192ZM141 191V192H140ZM147 191V192H146ZM150 191V192H149ZM158 191V192H157ZM164 192V193H161V192ZM187 191L189 192V193H187ZM238 191V192H237ZM245 191V192H244ZM3 192V193H2ZM5 192V193H4ZM9 192H11V193H9ZM30 192H31V194H30ZM55 192V193H54ZM61 192V193H60ZM82 192H84V193H82ZM90 192V193H89ZM96 192V193H95ZM100 192V193H99ZM107 192H112V194L114 195H112L111 193H107ZM124 192V193H123ZM144 192V193H143ZM173 192V193H172ZM191 192V193H190ZM197 192V193H196ZM237 192V193H236ZM25 195H24V194ZM37 194V197H36V195H33V194ZM41 193H43V194H41ZM47 193H49V194H47ZM58 193H60V194H58ZM101 193H103V194H101ZM118 193H120V194H125V195H127V196H125V195H123L124 197H122V195H120V194H118ZM183 193V194H182ZM241 193V194H240ZM257 195H256V194ZM3 194H5V195H3ZM9 194V196H6V195H8ZM18 194H19V196H18ZM30 194V195H29ZM50 194H53L52 196L50 195ZM63 194H65V195H63ZM75 196H74V195ZM96 194H98L97 196H96ZM101 194V195H100ZM111 194V195H110ZM139 194V195H138ZM141 194V195H140ZM150 196H149V195ZM167 194H169V195H171V196H169V195H167ZM187 194V195H186ZM190 194V195H189ZM192 194V195H191ZM12 195V196H11ZM48 195V196H47ZM56 195H58V196H56ZM61 195V196H60ZM69 195V196H68ZM74 197H72V196ZM77 195H78V198H77ZM99 195H100V197H99ZM133 195H135V197L133 196ZM138 195V196H137ZM164 195V196H163ZM173 195H175L174 197H173ZM201 195H202V197H201ZM236 195V196H235ZM253 195V196H252ZM259 195V196H258ZM21 196H23V197H21ZM25 196H27L26 198L27 199H25ZM40 196V197H39ZM55 196V197H54ZM65 196H66V198H65ZM82 196V197H81ZM95 196H96V198H98L99 199V201H98V199H96L95 198ZM104 196L106 197V199L104 198ZM117 196H119L120 197V199L122 200H120L119 199V197H117ZM133 198H132V197ZM147 196V197H146ZM180 196V197H179ZM186 196V197H185ZM192 196V197H191ZM211 196V197H210ZM223 198H222V197ZM239 196V197H238ZM15 197H17V199L15 198ZM20 198V200H19V198ZM28 197H31V199L30 198H28ZM33 197H35V198H33ZM43 197V198H42ZM59 197V198H58ZM64 199H63V198ZM79 197H80V199H79ZM85 197V198H84ZM87 197V198H86ZM92 197V198H91ZM110 197V198H109ZM127 199H126V198ZM138 197H139V199H138ZM142 197V198H141ZM146 197V198H145ZM168 199H167V198ZM170 197H172L171 199H170ZM180 199H179V198ZM191 197V198H190ZM195 197V198H194ZM5 198L7 199V200H5ZM37 198V199H36ZM41 200H40V199ZM51 198V199H50ZM72 198V199H71ZM102 198H103V200H102ZM115 198H117V199H115ZM123 198V199H122ZM129 198V199H128ZM136 198V199H135ZM156 198V199H155ZM182 198V199H181ZM190 198V199H189ZM238 198V199H237ZM253 198H255V199H253ZM24 199H25V201H24ZM35 201H34V200ZM39 199V200H38ZM47 199H48V201H47ZM60 199V200H59ZM79 199V200H78ZM82 199V200H81ZM91 199V200H90ZM95 199V200H94ZM110 201H109V200ZM131 199V200H130ZM144 199V200H143ZM149 199H150V201H149ZM188 199V200H187ZM194 201H193V200ZM203 199V200H202ZM224 199H225V201H224ZM248 199H249V201H248ZM258 201H257V200ZM15 201V202H13V201ZM17 200H19V201H17ZM45 200V201H44ZM56 200V201H55ZM69 200V201H68ZM72 200V201H71ZM85 200V201H84ZM86 200H88V201H86ZM94 200V201H93ZM123 200H126V201H124L123 202ZM131 202H130V201ZM132 200H134V202H132ZM136 200H138V201H136ZM153 200V201H152ZM165 200V201H164ZM182 200V201H181ZM187 200V201H186ZM192 200V201H191ZM196 200V201H195ZM201 200V201H200ZM206 200V201H205ZM255 200V202H254V204H253V201ZM259 200H261V202L259 201ZM5 201V202H4ZM7 201V202H6ZM11 203H10V202ZM55 201V202H54ZM64 201H66V202H64ZM74 201V202H73ZM79 201V202H78ZM82 201V202H81ZM106 201V202H105ZM142 201V202H141ZM145 201V202H144ZM149 201V202H148ZM156 201V202H155ZM191 201V202H190ZM204 201V202H203ZM228 202V204L226 205L225 203L223 204V202ZM13 202V203H12ZM22 202V203H21ZM29 202H34V205L32 204V203H29ZM38 202L40 203L39 205H41L40 206V208L41 209H39L38 207H39V205H36V203L38 204ZM43 202H44V204H43ZM60 202V203H59ZM64 202V203H63ZM69 202V203H68ZM75 202H78V203H75ZM110 202V203H109ZM117 202V203H116ZM122 204H121V203ZM130 202V203H129ZM141 202V203H140ZM148 202V203H147ZM154 202V203H153ZM170 202V203H169ZM173 202H178L179 203V206L182 208V216H183V220L178 224V223H176V221H175V219L173 218V216L170 214V212H169V209H168V206L171 204V203H173ZM186 202V203H185ZM187 202H189V204L187 203ZM197 202V203H196ZM208 202V203H207ZM220 204H219V203ZM251 202V203H250ZM3 203V204H2ZM5 203H7L6 205H5ZM18 203V204H17ZM53 203V204H52ZM55 203V204H54ZM59 203V204H58ZM65 203H68V204H66L65 205ZM71 203H72V205H71ZM75 203V204H74ZM85 203V204H84ZM87 203H89V204H87ZM105 203V204H104ZM107 203V204H106ZM113 203V204H112ZM119 203V204H118ZM128 203V204H127ZM131 203H133L132 204V206H131ZM145 203V204H144ZM147 203V204H146ZM163 203V204H162ZM168 205H166V204ZM180 203H182V205L180 204ZM219 205H218V204ZM15 204V205H14ZM27 206L28 208H26L25 206ZM29 204H30V206H29ZM58 204V205H57ZM61 204V205H60ZM64 206H63V205ZM83 204V205H82ZM116 204H118V205H116ZM124 204H126V205H124ZM152 204V205H151ZM203 204V205H202ZM217 204V205H216ZM249 204H250V206H249ZM257 204V205H256ZM259 204V205H258ZM262 206H261V205ZM3 205V206H2ZM5 205V206H4ZM10 205H12V206H10ZM14 205V206H13ZM35 207V208H33V206ZM45 205V206H44ZM49 205V206H48ZM50 205H51V207H50ZM55 205V206H54ZM57 205V206H56ZM68 205V206H67ZM80 205V206H79ZM97 205H99V207L97 206ZM100 205H102V206H100ZM105 205V206H104ZM106 205H107V207H106ZM129 205V206H128ZM134 205H136V207L134 206ZM143 205V206H142ZM156 205V206H155ZM159 205H161V206H159ZM164 205V206H163ZM198 205V206H197ZM223 207H222V206ZM229 205V206H228ZM252 205V206H251ZM254 205V206H253ZM38 206V207H37ZM44 207V210H43V207ZM60 206H62L61 207V209H63V210H60L59 209V211H58V208H60ZM84 206V207H83ZM90 206V207H89ZM95 206V207H94ZM118 206V207H117ZM120 206V207H119ZM153 206V207H152ZM158 206V207H157ZM193 206H194V208H193ZM202 206V207H201ZM244 206V207H243ZM248 206V207H247ZM256 206V207H255ZM259 208H258V207ZM6 207L8 208V209H6ZM10 207H11V209H10ZM16 207V208H15ZM21 207H23V209L21 208ZM46 207V208H45ZM50 207V208H49ZM54 207V208H53ZM58 207V208H57ZM64 207H67L66 209L64 208ZM102 207V208H101ZM113 207V208H112ZM133 207V208H132ZM142 207V208H141ZM146 207H147V209H146ZM160 207V208H159ZM187 207V208H186ZM204 207V208H203ZM226 207H229L228 209L226 208ZM232 207V208H231ZM235 207V208H234ZM250 207H252L251 209H250ZM14 208V209H13ZM20 208H21V210H20ZM73 208H75V209H73ZM84 208H86V209H84ZM96 208H98L97 210H96ZM112 208V209H111ZM119 208H120V210H119ZM131 208V209H130ZM136 210H135V209ZM155 208V209H154ZM157 208V209H156ZM165 208V209H164ZM239 208V209H238ZM254 208H256V209H254ZM2 209V210H1ZM24 209H25V211H24ZM34 209V210H33ZM35 209H36V211H35ZM47 209V211H45ZM56 209V210H55ZM73 209V210H72ZM79 209V210H78ZM84 209V210H83ZM113 209H115V210H113ZM122 209V210H121ZM125 209H127V210H125ZM222 209V210H221ZM227 209V210H226ZM231 209V210H230ZM242 209V210H241ZM244 209H246V211L244 210ZM259 209H261V210H259ZM6 210V211H5ZM31 212H30V211ZM38 210H40V211H38ZM43 210V211H42ZM64 210H65V213H62V212H64ZM67 210H69L68 212H67ZM71 210V211H70ZM81 210V211H80ZM83 210V211H82ZM135 210V211H134ZM149 210V211H148ZM155 210V211H154ZM163 210V211H162ZM189 210V211H188ZM216 210V211H215ZM248 210V211H247ZM256 212H255V211ZM7 211H9V212H7ZM20 211H21V214H20ZM55 211H56V213H57V215L56 216H54L55 215ZM58 211V212H57ZM76 211V213H73V212H75ZM87 211V212H86ZM93 211H94V214H93ZM96 211V212H95ZM98 211V212H97ZM103 213H101V212ZM117 211V212H116ZM125 211V212H124ZM127 211V212H126ZM131 211H133L132 213H130ZM146 211V212H145ZM204 212V213H206V215H207V217L208 218H211V221H209V223L208 222H204V223H202V226H203V231L201 232L203 235H201V233L199 234V235H196V237L194 238L193 237V234H195V230L197 229V227H198V224L196 223V221H195V214H197V213H201V212ZM214 211V212H213ZM224 211V212H223ZM259 211V212H258ZM261 211H262V213H261ZM6 212V213H5ZM24 212H25V215H24ZM32 212H34L33 214H32ZM38 212V213H37ZM45 213V214H43V213ZM66 212H67V215H66ZM84 212V213H83ZM85 212H86V214H85ZM111 212V213H110ZM114 212H116V213H114ZM119 212V213H118ZM139 214H138V213ZM151 212V213H150ZM158 212V213H157ZM187 212V213H186ZM222 212V214L220 215L219 213H221ZM228 212V214H226ZM233 212V213H232ZM249 212H250V214H249ZM254 213V215H257V216H255V217H253L254 215L253 214H251V213ZM15 213V214H14ZM19 215H18V214ZM36 213V214H35ZM58 213H62V214H59L58 215ZM72 215H71V214ZM77 213H79V214H77ZM97 213V214H96ZM122 213V214H121ZM141 213V214H140ZM184 213V214H183ZM212 213H214L213 215H212ZM239 217H237L235 214ZM245 213V214H244ZM259 213V214H258ZM12 214V215H11ZM29 214V215H28ZM35 214V215H34ZM51 214H53V215H51ZM81 214V215H80ZM113 214V215H112ZM115 214V215H114ZM117 214V215H116ZM125 214V215H124ZM129 215V217H128V215ZM148 215V217H147V215ZM248 214V215H247ZM11 217H10V216ZM14 215H15V217H14ZM28 215V216H27ZM42 215H44V216H42ZM65 215V217H63ZM76 215L78 216V217H76ZM89 215V216H88ZM102 215V216H101ZM120 215V216H119ZM136 215V216H135ZM157 215H158V217L161 219V221L159 220V218L157 217ZM164 215V216H163ZM186 215V216H185ZM215 215H217V216H215ZM232 217H231V216ZM235 215V216H234ZM260 215V216H259ZM7 216V217H6ZM18 216V217H17ZM23 216V217H22ZM31 216H33V217H31ZM50 216V217H49ZM54 216V217H53ZM71 216L73 219H71V218H69V217ZM106 216V217H105ZM108 216H110V217H108ZM122 216V217H121ZM132 216V217H131ZM142 216V217H141ZM144 216V217H143ZM161 216H163L162 218H161ZM167 216V217H166ZM218 216H221V217H218ZM223 216V217H222ZM226 216H228V217H226ZM243 216V217H242ZM249 216V217H248ZM6 217V218H5ZM38 217V218H37ZM76 217V218H75ZM82 217V218H81ZM85 217V218H84ZM114 217V218H113ZM121 217V218H120ZM194 217V218H193ZM213 217V218H212ZM218 217V218H217ZM235 217H237V218H235ZM12 218H13V220L14 221H12ZM18 218H20V219H18ZM25 218V219H24ZM32 218V219H31ZM35 218H36V220H35ZM65 218V219H64ZM109 218V219H108ZM117 218V219H116ZM123 218V219H122ZM141 218V219H140ZM165 218V219H164ZM214 218H216V220L214 219ZM220 218H222V219H224V220H222V219H220ZM226 218H229V219H226ZM244 218V219H243ZM247 218V219H246ZM251 220H250V219ZM253 218H254V220H253ZM257 218V219H256ZM260 218H261V220H260ZM6 219V220H5ZM15 219H16V222H15ZM38 219V220H37ZM44 219H48V220H44ZM50 219H51V221H50ZM55 219H57L56 221H55ZM68 219V220H67ZM95 219H97V220H95ZM112 219H114L113 221H112ZM118 219H119V222L121 223H118L117 221H118ZM133 219V220H132ZM136 219V220H135ZM138 219V220H137ZM145 221H144V220ZM152 219V220H151ZM157 219V220H156ZM190 219V220H189ZM219 219V220H218ZM235 219H237V220H235ZM249 219V220H248ZM263 219V220H262ZM18 220V221H17ZM28 220V221H27ZM43 220V221H42ZM66 220V221H65ZM75 220V221H74ZM84 220V221H83ZM95 220V221H94ZM121 220H123L122 222H121ZM127 220H129V221H127ZM143 220V221H142ZM156 220V221H155ZM174 220V221H173ZM217 220L219 221V223L217 222ZM239 220V221H238ZM252 220L254 221V222H252ZM5 221H7L6 222V225H5ZM39 221V222H38ZM61 223H60V222ZM78 221V222H77ZM90 221H91V223H90ZM99 221V222H98ZM102 221H103V223H102ZM105 221V222H104ZM109 223H108V222ZM139 221V222H138ZM164 221V222H163ZM172 221V222H171ZM193 221V222H192ZM213 221V222H212ZM222 221V222H221ZM224 221V222H223ZM226 221V222H225ZM228 221H230V222H228ZM241 221V222H240ZM249 221V222H248ZM257 221H259V222H257ZM10 222V223H9ZM24 222V223H23ZM32 222V223H31ZM35 222H36V224H35ZM44 224H43V223ZM58 223V224H56V223ZM114 222V223H113ZM141 222V223H140ZM146 222V223H145ZM149 222V223H148ZM163 222V223H162ZM166 222H167V224H166ZM169 222V223H168ZM175 222V223H174ZM184 222V223H183ZM237 222V223H236ZM244 224H243V223ZM250 222H252V223H250ZM7 223H9V224H7ZM33 225H31V224ZM38 223V224H37ZM49 223V224H48ZM79 223V224H78ZM81 223V224H80ZM85 223H86V225H85ZM100 223V224H99ZM101 223H102V227H101ZM116 223V224H115ZM157 223V224H156ZM161 223V224H160ZM207 223V224H206ZM212 223V224H211ZM215 223V224H214ZM227 223H228V225H227ZM232 223V224H231ZM260 223V224H259ZM2 224V225H1ZM13 224V225H12ZM29 224V225H28ZM60 224H61V226H60ZM66 224H68V225H66ZM72 224H74V225H72ZM90 224V225H89ZM96 224V225H95ZM103 224L104 225H106V226H103ZM133 224L135 225V226H133ZM146 224V225H145ZM159 224V225H158ZM170 224V225H169ZM175 224V225H174ZM177 224V225H176ZM205 224H206V226H205ZM217 224V225H216ZM226 224V225H225ZM235 224H237V225H235ZM243 224V225H242ZM248 226H247V225ZM253 224V225H252ZM17 225V226H16ZM21 226V227H19V226ZM23 225H25V226H23ZM41 225V226H40ZM44 225V226H43ZM53 225H55V226H53ZM58 225H59V229H58ZM66 225V226H65ZM82 225V226H81ZM84 225V226H83ZM93 225V226H92ZM112 225V226H111ZM144 226V227H142L141 228V226ZM155 225V226H154ZM164 225V226H163ZM171 225H173V226H171ZM179 225V226H178ZM216 225V226H215ZM219 225V226H218ZM223 225V226H222ZM239 225V226H238ZM240 225H242V226H240ZM4 226V227H3ZM6 226V227H5ZM11 226H13V227H11ZM27 226V227H26ZM30 226V227H29ZM35 226H37V228L35 227ZM47 226H48V228H47ZM49 226H51V227H49ZM145 226H146V228H145ZM151 226V227H150ZM154 226V227H153ZM157 226V227H156ZM169 226V227H168ZM206 228H205V227ZM209 226V227H208ZM229 228H228V227ZM231 226V227H230ZM234 226V227H233ZM236 226H237V228H236ZM251 226V227H250ZM263 226V227H262ZM10 227V228H9ZM55 227V228H54ZM62 227V228H61ZM65 227V228H64ZM88 227V228H87ZM139 227V229H137L136 230V228H138ZM215 229H214V228ZM220 227H222V228H220ZM250 228L249 230H248V228ZM256 227H258V228H256ZM16 228V229H15ZM20 228V229H19ZM23 228V229H22ZM43 228V229H42ZM47 228V229H46ZM67 228V229H66ZM70 228V229H69ZM79 228V229H78ZM85 228H86V230H85ZM103 228V229H102ZM134 228V229H133ZM144 228V229H143ZM161 228V231L159 230ZM166 228H168V229H166ZM229 230H228V229ZM233 230H232V229ZM252 228H254V229H252ZM262 228V229H261ZM8 229V230H7ZM14 229V230H13ZM26 229H28V230H26ZM45 229H46V232H45ZM64 229H65V231H64ZM84 229V230H83ZM148 229V230H147ZM164 229H166V230H164ZM172 229H174V230H172ZM177 229V230H176ZM210 229V230H209ZM212 229V230H211ZM218 229H219V231H222V232H219L218 231ZM240 229V230H239ZM245 229H247V231L245 230ZM257 229V230H256ZM261 229V230H260ZM26 230V231H25ZM44 230V231H43ZM50 230V231H49ZM59 230V231H58ZM83 230V231H82ZM102 230V231H101ZM105 230V231H104ZM119 230V231H118ZM124 230V231H123ZM131 230H133L132 232H131ZM136 230V231H135ZM173 232H172V231ZM205 230H209L208 232L207 231H205ZM236 230H238V231H236ZM254 233L255 231H256V233H254V234H252V232ZM3 231V234H4V237L2 236L3 234L1 233ZM5 231V232H4ZM19 231V232H18ZM41 231V232H40ZM44 233H43V232ZM52 231V232H51ZM62 231H63V233H62ZM73 231V232H72ZM76 231V232H75ZM79 231V232H78ZM89 231V232H88ZM95 231V232H94ZM96 231H98L97 233H96ZM108 231H110V232H108ZM129 231V232H128ZM157 231V232H156ZM235 231V232H234ZM262 231V232H261ZM9 232H11V233H9ZM18 232V233H17ZM30 233L31 232V234L29 235V234H27V233ZM34 232H36V233H34ZM49 232V234H47ZM83 232V233H82ZM94 232V233H93ZM106 232V233H105ZM122 232V233H121ZM124 232H126V233H124ZM143 232V233H142ZM166 232V233H165ZM171 232V233H170ZM205 232V233H204ZM206 232H207V234H206ZM214 232H216L215 234H212V233ZM237 232V233H236ZM245 232H248V233H245ZM249 232H251V234L249 233ZM258 232V233H257ZM34 233V234H33ZM59 233V234H58ZM74 233V234H73ZM104 233H105V235H104ZM149 233V234H148ZM154 233H155V235H154ZM192 233V234H191ZM217 233H221V234H223V235H221V234H218V235H216ZM231 233V234H230ZM233 233V234H232ZM239 233L241 234V236L242 237H245V240L243 241L241 238L242 237H239L240 235H239ZM260 233V234H259ZM17 234H20V235H17ZM36 234V235H35ZM38 234V235H37ZM46 234V235H45ZM61 234V235H60ZM63 234V235H62ZM72 234L74 235V236H72ZM78 234V235H77ZM101 234V235H100ZM119 234V235H118ZM121 234V235H120ZM143 234V235H142ZM165 235L166 237H165V244L163 245V246H158L157 245V242H156V236H158V235ZM212 234V235H211ZM9 235V236H8ZM16 235H17V237H16ZM24 235V236H23ZM33 235L35 236V237H33ZM42 235V236H41ZM45 235V236H44ZM55 235V236H54ZM83 235V236H82ZM89 235V236H88ZM112 235V236H111ZM113 235H115L114 237H113ZM122 235H123V237H125V238H123L122 237ZM125 235V236H124ZM133 235V236H132ZM145 235V236H144ZM189 235H191V236H189ZM207 237H209V238H207ZM224 235H226V236H224ZM230 235H232V236H230ZM248 235V236H247ZM250 235V236H249ZM251 235H253V236H251ZM256 235V236H255ZM8 236V237H7ZM15 236V237H14ZM20 236V237H19ZM38 236V237H37ZM40 236V237H39ZM50 236V237H49ZM52 236V237H51ZM69 236V237H68ZM86 236V238H83V237H85ZM92 236V237H91ZM106 236V237H105ZM107 236H110V238L108 239V237ZM120 236V237H119ZM137 236V237H136ZM174 236H176L175 238H174ZM195 236V235H194ZM237 236V237H236ZM43 237V238H42ZM46 238V240H45V238ZM63 237V238H62ZM71 237V238H70ZM74 237V238H73ZM79 237H82V239L81 238H79ZM89 237V238H88ZM120 239H119V238ZM134 237V238H133ZM140 239H139V238ZM177 237H179V238H177ZM197 237H199V238H197ZM221 238V240H220V238ZM229 239H228V238ZM232 237H235L234 239L232 238ZM250 237V238H249ZM263 237V238H262ZM3 238V239H2ZM5 238H7L6 240H5ZM12 238V239H11ZM20 238V239H19ZM37 239V241H36V239ZM49 238V239H48ZM76 238H78L77 239V241H76ZM88 238V239H87ZM112 238V239H111ZM113 238H114V240H113ZM204 238V239H203ZM214 238V239H213ZM217 238V239H216ZM240 238V239H239ZM33 239V241L31 242V240ZM43 239V240H42ZM51 239V240H50ZM61 239H62V241H61ZM74 239V240H73ZM85 239V240H84ZM90 239V240H89ZM98 239V240H97ZM125 241H124V240ZM127 239V240H126ZM145 239V240H144ZM155 239V240H154ZM173 239V240H172ZM175 239V240H174ZM176 239H177V241H176ZM197 239V240H196ZM207 239V240H206ZM209 239V240H208ZM225 241V244L226 245H223L224 244V241ZM233 239V241H231ZM256 239V240H255ZM258 239V240H257ZM262 239V240H261ZM12 240H13V242H12ZM18 242H17V241ZM40 240V241H39ZM44 240H45V242H44ZM103 240V241H102ZM106 240H108V241H106ZM150 240V241H149ZM187 240V241H186ZM204 240H206V241H204ZM211 240V241H210ZM215 240V241H214ZM230 242H229V241ZM242 240V241H241ZM10 241V242H9ZM57 241H59V242H56ZM71 241V242H70ZM81 241H83V242H81ZM87 241V242H86ZM114 241V242H113ZM121 241V242H120ZM201 241V242H200ZM218 241L220 242L219 244H218ZM226 241H228V244H227V242ZM246 241V242H245ZM252 241H254L255 242V244H254V242H252ZM12 242V243H11ZM29 242H30V244H29ZM48 242V243H47ZM55 242V243H54ZM65 242V243H64ZM66 242H67V244H66ZM76 242V243H75ZM89 242V243H88ZM152 242H153V244H152ZM175 242V243H174ZM177 242V243H176ZM183 242V243H182ZM185 242V243H184ZM206 242H207V244L208 243H210V244H206ZM252 242V245L251 244H249V243H251ZM11 243V244H10ZM32 243H33V245H32ZM39 243V244H38ZM42 243H45V245H43ZM53 243V244H52ZM101 245H100V244ZM113 243V244H112ZM114 243H115V245H114ZM118 243V244H117ZM139 243V244H138ZM150 243V244H149ZM156 245H155V244ZM212 243H215V244H212ZM239 243V244H238ZM7 244V245H6ZM26 244V245H25ZM27 244H29V245H27ZM41 244V245H40ZM74 244V245H73ZM78 244V245H77ZM94 244H96V246L94 245ZM111 244V245H110ZM122 244H126L125 246H128V247H124V248H122ZM129 244V245H128ZM137 244V245H136ZM189 244V245H188ZM198 244V245H197ZM202 246H201V245ZM204 244V245H203ZM233 244V245H232ZM242 244L244 245V246H242ZM4 245V246H3ZM16 245V246H15ZM36 245V247L34 248V246ZM54 247H53V246ZM57 245H59V246H61L62 248H65V249H61L59 246H57ZM67 245V246H66ZM88 245H90V246H88ZM120 245V246H119ZM133 245V246H132ZM152 245H153V247H152ZM175 245V246H174ZM180 245V246H179ZM219 245H221V246H219ZM231 245V248L229 247ZM247 245V246H246ZM249 245V246H248ZM251 245V246H250ZM255 245V246H254ZM5 246H8V247H5ZM13 246V247H12ZM32 246V247H31ZM74 246H76V247H74ZM94 246V247H93ZM105 246V247H104ZM111 246V247H110ZM132 246V247H131ZM143 246V247H142ZM145 246H147V248L145 247ZM158 246V247H157ZM170 246V247H169ZM184 246L186 247V248H184ZM189 246V247H188ZM190 246H192V247H190ZM194 246H197V247H194ZM201 246V247H200ZM206 246H209V247H206ZM216 246H217V248H216ZM223 246V247H222ZM234 246V247H233ZM236 246L238 247V248H236ZM242 246V247H241ZM245 246H246V248H245ZM256 247L255 248V250H254V247ZM24 247V248H23ZM31 249H30V248ZM42 247V248H41ZM44 247H47L45 250H42V249H44ZM101 247V248H100ZM120 247V248H119ZM130 247V248H129ZM137 247H138V249H137ZM203 247V248H202ZM212 247H214V248H212ZM229 247V248H228ZM248 247H250V248H248ZM3 248V249H2ZM17 248V249H16ZM53 249L52 251H50L51 249ZM80 248H81V250H80ZM88 248V249H87ZM90 248V249H89ZM95 248V249H94ZM113 251H111L110 249ZM115 248V249H114ZM119 248V249H118ZM160 248V249H159ZM173 248V249H172ZM174 248H175V250H174ZM181 248V249H180ZM195 248L197 249V250H195ZM204 248H206V250L204 249ZM211 251L212 249V252H210L208 249ZM218 248H219V250H218ZM221 248H222V250H221ZM223 248H225V250L223 249ZM241 248H243L242 250H241ZM245 248V249H244ZM257 248H258V250H259V252H258V250H257ZM263 248V249H262ZM7 249V250H6ZM18 250V251H16V250ZM22 249V250H21ZM27 249V250H26ZM58 249V250H57ZM84 249V250H83ZM88 251H87V250ZM101 249V250H100ZM108 249V250H107ZM121 249V250H120ZM142 249H144V250H142ZM152 249H153V251H152ZM179 249V251H177ZM187 249L188 250H190V253H189V251L187 252ZM204 251H203V250ZM237 249H239V250H237ZM14 250V251H13ZM93 250V251H92ZM118 250V251H117ZM130 251V253H129V251ZM162 250V251H161ZM198 250H200V251H198ZM218 250V251H217ZM228 250V251H227ZM249 250V251H248ZM257 250V251H256ZM9 253H8V252ZM21 251V252H20ZM32 253H31V252ZM50 252V254H49V252ZM66 251V252H65ZM77 251V252H76ZM79 251H82V254H81V252H79ZM106 251V252H105ZM121 251V252H120ZM122 251H128V254H127V252H122ZM135 251V252H134ZM139 251V252H138ZM143 252V254H142V252ZM157 251V252H156ZM160 251V252H159ZM173 251V252H172ZM193 251V252H192ZM202 251H203V253H202ZM16 254H15V253ZM26 254H25V253ZM28 252V253H27ZM55 252V253H54ZM79 252V253H78ZM91 252V253H90ZM116 252V253H115ZM118 252V253H117ZM178 252V253H177ZM183 252V253H182ZM191 252H192V255H191ZM219 252H220V254H219ZM234 252V253H233ZM253 252H255V253H253ZM257 252V253H256ZM6 253V254H5ZM34 253V254H33ZM73 253V254H72ZM76 253H78V255L76 254ZM107 253V254H106ZM112 253H113V255H115V256H118V258L117 257H114V256H112ZM134 253V254H133ZM139 255H138V254ZM147 253V254H149V256L150 257H148V255L145 254ZM150 253H151V255H150ZM155 253H156V255H155ZM169 253H170V255H169ZM173 255H172V254ZM177 253V254H176ZM180 253V255H178ZM206 253V254H205ZM224 253V254H223ZM229 253V254H228ZM245 253V254H244ZM246 253H247V256H246ZM250 254V257H249V254ZM263 253V254H262ZM30 255V256H28V255ZM60 254V255H59ZM63 254V255H62ZM67 254H69V255H67ZM87 254V255H86ZM91 256H90V255ZM104 254H106V255H104ZM124 255V257L125 258H123V256L122 255ZM127 254V255H126ZM195 256H194V255ZM200 254V255H199ZM203 254H205V255H203ZM223 254V255H222ZM231 254V255H230ZM233 254V255H232ZM256 256H254V255ZM6 255V256H5ZM17 255V256H16ZM20 255H22V256H20ZM25 255V256H24ZM66 255V256H65ZM79 255H80V258H82V259H80V258H78L79 257ZM82 255V256H81ZM145 255V256H144ZM175 255H178V256H175ZM188 257H187V256ZM227 255V256H226ZM230 255V256H229ZM259 255V256H258ZM2 256H4V257H2ZM39 256V257H38ZM55 256H57V257H55ZM78 256V257H77ZM130 256V257H129ZM139 256V257H138ZM155 256V257H154ZM171 256V257H170ZM174 256V257H173ZM183 256V257H182ZM205 256V257H204ZM207 256V257H206ZM212 256V257H211ZM226 256V257H225ZM2 257V258H1ZM11 257L13 258L12 259V261L14 260V258H15V260L14 261H16V262H12L11 261ZM32 257H34V259H32ZM46 257V258H45ZM61 257V258H60ZM92 257L94 258V259H92ZM140 257H142V258H140ZM180 257V258H179ZM192 257V258H191ZM213 257H216L215 258V260L213 261ZM220 259H219V258ZM246 257V258H245ZM252 257V258H251ZM254 257V258H253ZM5 258V259H4ZM6 258H8V259H6ZM26 258H27V260H26ZM40 258V259H39ZM56 258V259H55ZM86 258H89V260H87ZM112 258V259H111ZM123 258V259H122ZM133 258V259H132ZM148 258V259H147ZM151 260H150V259ZM176 258V259H175ZM185 260H184V259ZM187 258V259H186ZM199 258V259H198ZM211 258V259H210ZM233 258V259H232ZM249 258V260H246V259H248ZM258 258V259H257ZM10 259V260H9ZM24 261H23V260ZM32 259V260H31ZM43 259V260H42ZM54 259V260H53ZM71 259V260H70ZM84 259V260H83ZM127 259V260H126ZM131 259V260H130ZM141 259V260H140ZM145 259H147V260H145ZM170 259V260H169ZM181 259V260H180ZM190 259V260H189ZM205 259V260H204ZM209 259H210V261H209ZM224 259H226V260H224ZM18 260V261H17ZM22 261V262H20V261ZM35 260V261H34ZM53 260V261H52ZM80 260V261H79ZM86 260V261H85ZM94 260H96V261H93ZM111 260V261H110ZM125 260V261H124ZM134 260V261H133ZM149 260V261H148ZM156 260V261H155ZM184 260V261H183ZM192 260V261H191ZM201 260V261H200ZM206 260H208V261H206ZM222 260V261H221ZM8 261V262H7ZM28 261V262H27ZM34 261V262H33ZM42 261V262H41ZM50 261V262H49ZM85 261V262H84ZM119 261V262H118ZM130 261V262H129ZM136 261V262H135ZM143 261H145L144 263H143ZM169 261H170V263H169ZM217 261V262H216ZM218 261H219V263H218ZM224 261H226V262H224ZM233 261V262H232ZM249 261V262H248ZM36 262V263H35ZM39 262V263H38ZM45 262V263H44ZM79 262V263H78ZM89 262V263H88ZM93 262V263H92ZM157 262V263H156ZM180 262H182V263H180ZM191 262V263H190ZM211 262V263H210ZM224 262V263H223ZM248 262V263H247Z\"/></svg>",
  "mask_w": 264,
  "mask_h": 264
},
{
  "label": "bare ground",
  "instance_id": "obj_2",
  "mask_svg": "<svg viewBox=\"0 0 264 264\" xmlns=\"http://www.w3.org/2000/svg\"><path fill=\"white\" fill-rule=\"evenodd\" d=\"M20 1H21V0H20ZM23 1H24V0H23ZM25 1L29 2V0H25ZM25 1H24V2H25ZM34 1H37V0H34ZM34 1H33V2H34ZM41 1H42V0H41ZM50 1H51V0H50ZM52 1H53V0H52ZM58 1H59V0H58ZM58 1H57V2H58ZM61 1H62V0H61ZM77 1H78V0H77ZM77 1H75V2L77 3ZM90 1H92V0H90ZM113 1H115V0H113ZM121 1H122V0H121ZM129 1H130V0H129ZM136 1H137V0H136ZM138 1H139V0H138ZM143 1H145V0H143ZM157 1H158V0H157ZM162 1H163V0H162ZM164 1H165V0H164ZM171 1H172V0H171ZM178 1H179V0H178ZM197 1H198V0H197ZM206 1H207V0H206ZM210 1H211V0H210ZM256 1H257V0H256ZM256 1H255V2H256ZM0 2H1V0H0ZM3 2H4V0H3ZM39 2H40V0L38 1V4H39ZM42 2H43V1H42ZM57 2H56V3H57ZM78 2H80V1H78ZM82 2H84V1L82 0L81 3H82ZM100 2H101V1H100ZM109 2H110V0H109ZM115 2H116V1H115ZM115 2H113V3H115ZM117 2H118V1H117ZM124 2H125V1H124ZM124 2H123L122 4H124ZM127 2H128V1H127ZM152 2H156V1L153 0ZM179 2H180V1H179ZM220 2H222V1H220ZM236 2H237V1H236ZM248 2H249V1H248ZM1 3H2V2H1ZM5 3H6V2H5ZM21 3H22V2H21ZM40 3H41V2H40ZM43 3H45V2H43ZM48 3H51V2H48ZM60 3H61V2H60ZM88 3H90V2H87L86 5H88ZM91 3H93V2H91ZM98 3H99V2L97 1V4H98ZM110 3H112V2H110ZM143 3H144V2H143ZM148 3H149V2H148ZM160 3H161V2H160V0H159V4H160ZM164 3H165V2H164ZM167 3H168V2H167ZM186 3H187V2H186ZM206 3H207V2H206ZM233 3H234V2H233ZM251 3H252V2H251ZM3 4H4V3H3ZM27 4H29V3H27ZM27 4H25V5H27ZM38 4H37V5H38ZM51 4H53V3H51ZM57 4H58V3H57ZM62 4H64V2H62ZM70 4H71V3H69V6H70ZM83 4H85V2H84ZM97 4H96V5H97ZM118 4H119V3H118ZM122 4H120V5H122ZM133 4H134V3H133ZM141 4H142V3H141ZM153 4H154V3H153ZM165 4H166V3H165ZM195 4H196V3H195ZM202 4H203V3H202ZM238 4L240 5V3H238ZM259 4H260V2H259L257 5H259ZM25 5H24V6H25ZM30 5H31V4H29V6H30ZM34 5H35V7H36V3H34ZM45 5H46V3H45ZM45 5H44V6H45ZM47 5H48V4H47ZM72 5L74 6V4H72ZM78 5H79V4H78ZM78 5H76V6H78ZM102 5H103V4H102ZM102 5H100V6L102 7ZM110 5H111V4H110ZM120 5H119V7H120ZM127 5H128V4H127ZM129 5H132V4L130 3ZM136 5H137V4H135V6H136ZM139 5H140V4H139ZM157 5H158V4H157ZM210 5H211V4L208 3L207 6H210ZM222 5H223V4H222ZM234 5H235V4H234ZM242 5H243V4H242ZM247 5H248V4H247ZM254 5H255V4H254ZM262 5H263V4H262ZM39 6H40V4H39ZM41 6H42V5H41ZM48 6H51V7H52V5H48ZM54 6H55V5H54ZM58 6H60V5H58ZM79 6H80V5H79ZM81 6H82V4H81ZM84 6H85V5H84ZM90 6H91V5H90ZM90 6H89V7H90ZM92 6H93V4H92ZM135 6H134V7H135ZM144 6H145V5H144ZM183 6H184V5H183ZM183 6H182V7H183ZM187 6H188V5H187ZM22 7H23V6H22ZM26 7H27V6H26ZM35 7H34V8H35ZM37 7H38V6H37ZM51 7H49V8H51ZM87 7H88V6H87ZM93 7H94V6H93ZM93 7H92V8H93ZM98 7H99V5L97 6V8H98ZM105 7H107V5H106ZM117 7H118V5H117ZM123 7H124V6H122V8H123ZM125 7H126V6H125ZM129 7H130V6H129ZM131 7H132V6H131ZM140 7H141V5H140ZM142 7H143V6H142ZM145 7H146V6H145ZM145 7L143 8L144 11H146ZM150 7H151V4H150ZM159 7H160V6H159ZM161 7H162V6H161ZM172 7H174V6L172 5ZM175 7H176V6H175ZM179 7H180V6H179ZM182 7H181V8H182ZM196 7H197V6H196ZM203 7H204V6H203ZM242 7H243V6H242ZM250 7H251V6H250ZM29 8H30V7H29ZM32 8H33V7H32ZM34 8L31 9V10H34ZM42 8H43V7H42ZM46 8H47V6L45 7V9H46ZM49 8H48V10H49ZM54 8H56V7H54ZM54 8H53V9H54ZM57 8H58V7H57ZM60 8H61V6H60ZM65 8H66V7H65ZM73 8H74V7H73ZM76 8H77V7H76ZM76 8H75V9H76ZM80 8H81V7H80ZM82 8H83V7H82ZM97 8H96L95 10H97ZM99 8H100V7H99ZM99 8H98V9H99ZM107 8H109V7H107ZM136 8H137V7H136ZM152 8H153V7H152ZM164 8H165V7H164ZM168 8H170V7H168ZM168 8H167V10H166L167 12H168V10H169ZM187 8H188V7H187ZM205 8H206V7H205ZM216 8H217V7H216ZM231 8H232V7H231ZM231 8H230V9H231ZM237 8H238V7H237ZM247 8H249V7H247ZM253 8H254V7H253ZM3 9H4V8H3ZM21 9H22V8H21ZM25 9H26V8H25ZM25 9H24V10H25ZM68 9H69V8H68ZM75 9H74V10H75ZM88 9H91V8H88ZM93 9H94V8H93ZM93 9H92V10H93ZM102 9L104 10V9H106V8H104V7H103V8H100V12H101ZM111 9H112V8H111ZM117 9H119V8H117ZM117 9H116V11H117ZM130 9H132V8H130ZM177 9H178V8H177ZM203 9H204V8H203ZM207 9L209 10V8H207ZM219 9H220V8H219ZM233 9H234V7L232 8V10H233ZM251 9H252V8H251ZM255 9H257V8H255ZM261 9H262V8H261ZM26 10H28V9H26ZM36 10H38V9H36ZM43 10H44V9H43ZM50 10H51V9H50ZM61 10H62V9H61ZM61 10H59V11H61ZM63 10H64V9H63ZM65 10H67V9H65ZM74 10H73V11H74ZM76 10H77V9H76ZM76 10H75V11H76ZM81 10H82V9H81ZM86 10H87V9H86ZM86 10H85V11H86ZM92 10H90V11H92ZM95 10H94V11H95ZM103 10H102V11H103ZM106 10H107V9H106ZM108 10H109V9H108ZM113 10H114V9H113ZM122 10H123V9H122ZM127 10H128V8H127ZM133 10H134V9H133ZM133 10H132V11H133ZM148 10H149V9H148ZM153 10H154V9H153ZM170 10H171V8H170ZM182 10H184V9H182ZM186 10H188V9H186ZM189 10H190V9H189ZM214 10H215V9H214ZM242 10H245L244 7H243ZM259 10H260V9H259ZM51 11H52V10H51ZM53 11H54V10H53ZM53 11H52V12H53ZM82 11H83V10H82ZM85 11H83V12H85ZM87 11H88V10H87ZM90 11H88V12H90ZM128 11L130 12V10H128ZM128 11H127V12H128ZM134 11H135V10H134ZM139 11H140V10H139ZM141 11H142V10H141ZM154 11H155V10H154ZM206 11H207V10H206ZM211 11H212V10H211ZM211 11H208V12H210L208 15L211 14ZM254 11H255V10H254ZM254 11H253V12H254ZM262 11H263V10H262ZM3 12H4V11H3ZM6 12H7V11H6ZM26 12H27V11H26ZM30 12H31V11H30ZM30 12H29V13H30ZM38 12H39V11H38ZM38 12H36V13H38ZM46 12H47V11H46ZM65 12H66V11H65ZM69 12H70V11H68V15H69ZM100 12L97 11L98 14H99ZM107 12H109V11H107ZM110 12H113V11H110ZM114 12H115V10H114ZM125 12H126V10L124 11V13H125ZM150 12H151V11H150ZM160 12H161V11H160ZM162 12H164V11H162ZM172 12H173V11H172ZM175 12H177V11L175 10ZM197 12H198V11H197ZM216 12H217V10H216ZM240 12L243 13L244 11H240ZM257 12H258V11H257ZM39 13H40V12H39ZM74 13H75V12H74ZM76 13H77V12H76ZM78 13H79V12H78ZM81 13H82V12H81ZM95 13H96V12H95ZM102 13H103V12H102ZM102 13H101V14H102ZM117 13H120V12L118 11ZM121 13L124 14L122 11H121ZM145 13H146V12H145ZM178 13H179V12H178ZM183 13H184V12H183ZM193 13H194V12H193ZM214 13H215V12H214ZM217 13L219 14V12H217ZM236 13H237V12H236ZM4 14H5V13H4ZM24 14H25V13H24ZM27 14H28V13H27ZM46 14H47V13H46ZM52 14H53V13H52ZM65 14H66V13H65ZM70 14H72V11L70 12ZM98 14H97V15H98ZM108 14H109V16H111V13H108ZM115 14H116V13H115ZM126 14H127V13H126ZM130 14H132V12H131ZM136 14H137V13H136ZM161 14H162V13H161ZM169 14H170V11H169ZM186 14H187V12H186ZM195 14H196V13H195ZM237 14H238V13H237ZM6 15H7V14H6ZM10 15H12V14H10ZM10 15H8V16H10ZM32 15H33V14H32ZM35 15H36V14H35ZM43 15H44V14H43ZM72 15H73V14H72ZM86 15H87V13L85 14V18H87V20H88V17H86ZM88 15H91V14L89 13ZM94 15H95V14H94ZM103 15H104V14H103ZM106 15H107V14H106ZM124 15H125V14H124ZM127 15H128V14H127ZM159 15H160V14H159ZM164 15H165V14H164ZM175 15H176V13H175ZM180 15H182V14H180ZM187 15H188V14H187ZM211 15H212V14H211ZM222 15H223V14H222ZM239 15H240V14H239ZM251 15H252V14H251ZM253 15H254V14H253ZM1 16H2V15H1ZM14 16H15V15H14ZM16 16H17V15H16ZM16 16H15V17H16ZM29 16H30V15H29ZM46 16H47V15H46ZM49 16H50V15H49ZM53 16H55V15H53ZM62 16H64V15H62ZM66 16H67V15H66ZM69 16H70V15H69ZM74 16H75V15H74ZM81 16H82V15H81ZM100 16H101V15H100ZM115 16H116V15H115ZM122 16H123V15H121V18H122ZM128 16H129V15H128ZM149 16H151V15H149ZM166 16H167V15H166ZM213 16H214V15H213ZM217 16H218V15H217ZM223 16H224V15H223ZM261 16H262V15H261ZM18 17H19V16H18ZM18 17H17V18H18ZM47 17H48V16H47ZM76 17H77V16H76ZM76 17H74V19H75ZM78 17H79V16H78ZM94 17L96 18V16H94ZM106 17H107V19H108V16H106ZM106 17H105V18H106ZM112 17H113V16H112ZM117 17L119 18V14H118ZM155 17H156V15H155ZM157 17H158V16H157ZM159 17L161 18V15H160ZM167 17H168V16H167ZM171 17H173V13H172ZM183 17H184V16H183ZM207 17H209V16H207ZM221 17H222V16H221ZM245 17H246V16H245ZM257 17H258V16H257ZM259 17H260V16H259ZM0 18H1V17H0ZM4 18H5V17H4ZM11 18H12V17H11ZM17 18H16V20H17ZM22 18H23V17H22ZM31 18H32V17H31ZM42 18H43V17H42ZM42 18H41L40 21H42ZM56 18H57V16H56ZM58 18L61 19L60 15H59ZM62 18H63V17H62ZM68 18H69V17H68ZM90 18H92V15H91ZM97 18H99V17H97ZM97 18H96V19H97ZM100 18H101V17H100ZM105 18H104V19H105ZM123 18H124V17H123ZM173 18H175V17H173ZM181 18H182V17H181ZM185 18H186V17H185ZM195 18H196V17H195ZM209 18H211V17H209ZM2 19H3V17H2ZM6 19H8V18H6ZM9 19H10V17H9ZM18 19H19V18H18ZM36 19H37V18H35V20H36ZM47 19H48V18H47ZM47 19H46V20H47ZM71 19H72V18H71ZM83 19H84V18H83ZM83 19H82V20H83ZM101 19H102V18H101ZM104 19H102V20H104ZM115 19H116V18H115ZM163 19H164V17H163ZM167 19H168V18H167ZM179 19H180V18H179ZM193 19H194V18H193ZM200 19H201V18H200ZM226 19H227V18H226ZM226 19H225V20H226ZM253 19H254V18H253ZM253 19H252V21H253ZM260 19H262V18H260ZM43 20H44V19H43ZM48 20H49V19H48ZM55 20H56V19H55ZM62 20H63V19H62ZM64 20H65V18H64ZM64 20H63V21H64ZM66 20H67V19H66ZM82 20H81V21H82ZM90 20H91V19H90ZM90 20H89V21H90ZM97 20H98V19H97ZM97 20H95L94 23H97V22H96ZM99 20H100V19H99ZM99 20H98V21H99ZM102 20H101V21H102ZM113 20H114V19H113ZM113 20H112V21H113ZM117 20H118V19H117ZM123 20H124V19H123ZM123 20H121V22H122ZM129 20H130V19H129ZM153 20H154V18H153ZM156 20H157V19H156ZM174 20H175V19H174ZM195 20H196V19H195ZM203 20H204V19H203ZM208 20H209V19H208ZM240 20H241V19H240ZM256 20H258V19H256ZM262 20H263V19H262ZM3 21H4V20H3ZM9 21H10V20H9ZM44 21H45V20H44ZM79 21H80V20H79ZM89 21H88V23L92 22V21H90V22H89ZM114 21H115V20H114ZM119 21H120V20H119ZM133 21H134V20H133ZM149 21H150V20H149ZM158 21H159V20H158ZM165 21H166V20H165ZM167 21H168V20H167ZM167 21H166V22H167ZM177 21H178V20H177ZM182 21H183V20H181V23H182ZM188 21H189V20H188ZM215 21H216V20H215ZM223 21H224V19H223ZM229 21H230V20H229ZM234 21H236V20H234ZM241 21H242V20H241ZM17 22H18V21H17ZM52 22H54V21L52 20ZM66 22H67V21H66ZM72 22H73V21H72ZM86 22H87V21H86ZM104 22H105V21H104ZM107 22H109V20H108ZM115 22H116V21H115ZM123 22H125V20H124ZM123 22H122V23H123ZM143 22H144V21H143ZM155 22H156V21H155ZM160 22H161V21H160ZM170 22H171V21H170ZM175 22H176V21H175ZM178 22H179V21H178ZM183 22H185V21H183ZM201 22H203V21H201ZM220 22H221V21H220ZM21 23H22V21H21ZM42 23H43V22H42ZM58 23H60V21H59ZM64 23H65V22H64ZM69 23H70V22H69ZM136 23H137V22H136ZM136 23H135L134 25L137 27ZM144 23H145V22H144ZM156 23H157V22H156ZM158 23H159V22H158ZM186 23H187V19H186ZM186 23H185V25H187ZM189 23H190V21H189ZM206 23H207V22H206ZM248 23H249V22H247V24H248ZM250 23H251V22H250ZM253 23H254V22H253ZM256 23H257V22H256ZM256 23H255V24H256ZM262 23H263V22H262ZM1 24H2V23H1ZM8 24H10V23H8ZM14 24L16 25L17 23L14 22ZM19 24H20V23H19ZM35 24H36V23H35ZM44 24H45V23H44ZM60 24H61V23H60ZM67 24H68V23H67ZM82 24H83V23H82ZM84 24H86V23H84ZM84 24H83V25H84ZM97 24H100V23L98 22ZM103 24H104V23H103ZM103 24H102V25H103ZM105 24H106V23H105ZM109 24H110V23H109ZM109 24H108V25H109ZM115 24H116V23H115ZM119 24H120V23H118L117 25H119ZM160 24H161V23H160ZM196 24H197V23H196ZM196 24H195V25H196ZM200 24H201V23H200ZM213 24H215V23H213ZM213 24H211V25H213ZM241 24H242V22H241ZM257 24H258V23H257ZM3 25H4V24H3ZM64 25H65V24H64ZM68 25H69V24H68ZM68 25H67V26H68ZM70 25H72V24L70 23ZM75 25H76V24H75ZM80 25H81V24H80ZM91 25H92V23H91ZM102 25H101V26H102ZM106 25H107V24H106ZM106 25H105L104 27H106V28L108 27V28H109L110 25H109V26H106ZM138 25H139V24H138ZM142 25H143V24H142ZM142 25H141V26H142ZM146 25H147V24H146ZM165 25H166V24H165ZM170 25H171V23L169 24V26H170ZM173 25H175V24H173ZM192 25H193V23H192ZM235 25H238V24H235ZM239 25H240V24H239ZM245 25H246V24H245ZM248 25H249V24H248ZM13 26H14V25H13ZM17 26H18V25H17ZM22 26H23V25H22ZM40 26H41V25H40ZM44 26H45V25H44ZM49 26H50V25H49ZM65 26H66V25H65ZM89 26H90V25H89ZM101 26H100V27H101ZM112 26H113V25H112ZM112 26H111V27H112ZM127 26H128V25H127ZM130 26H132V25H130ZM141 26H140V28H141ZM151 26H152V25H151ZM163 26H164V25H163ZM166 26H167V25H166ZM178 26H180V23H179ZM178 26H177V27H178ZM209 26H210V25H209ZM227 26L229 27V26H231V25H227ZM233 26H234V25H233ZM243 26H244V25H243ZM253 26H254V25H253ZM256 26H257V25H256ZM260 26H262V25H260ZM1 27H2V26H1ZM8 27H9V25H8ZM14 27H16V26H14ZM42 27H43V25H42ZM42 27H41V28H42ZM45 27H46V26H45ZM59 27H61V26H59ZM68 27H69V26H68ZM81 27H82V26H80V28H81ZM86 27H88V26H86ZM94 27H96V26H94ZM102 27H103V26H102ZM102 27H101V28H102ZM111 27H110V28H111ZM116 27H117L116 29H118V26H116ZM133 27H134V26H133ZM155 27H156V25H155ZM172 27H173V26H172ZM172 27H171V28H172ZM181 27H182V25H181ZM189 27H191V26H189ZM189 27H188V25H187V28H189ZM223 27H224V26H223ZM239 27H240V26H239ZM244 27H245V26H244ZM254 27H255V26H254ZM5 28H6V27H5ZM5 28H4V29H5ZM11 28H12V26H11ZM36 28H37V27H36ZM43 28H44V27H43ZM47 28H48V26H47ZM50 28H51V27H50ZM55 28H56V27H55ZM55 28H54V29H55ZM74 28H75V27H74ZM77 28H79V27L77 26ZM106 28H105V30H107ZM110 28H109V29H110ZM120 28H121V27H120ZM147 28H148V27H147ZM160 28H161V27H160ZM160 28H159V29H160ZM165 28H166V27H165ZM167 28H169V27L167 26ZM187 28H186V29H187ZM204 28H205V27H204ZM256 28H257V27H256ZM256 28H255V29H256ZM260 28H261V27H260ZM9 29H10V27H9ZM14 29H15V28H14ZM39 29H40V28H39ZM57 29H58V27H57ZM69 29H70V28H69ZM71 29H72V27H71ZM71 29H70V30H71ZM75 29H76V28H75ZM75 29H74V30H75ZM97 29H98V27H97ZM97 29H95V30H97ZM99 29H100V28H99ZM103 29H104V28H102V32H103ZM109 29H108V30H109ZM112 29H113V28H112ZM112 29H110V30H112ZM122 29H124V28H122ZM131 29H132V28H131ZM150 29H151V28H150ZM173 29H174V28H173ZM182 29H183V28H182ZM182 29H180V31H182ZM192 29H193V28H192ZM199 29H200V27H199ZM199 29H198V30H199ZM213 29H214V27H213ZM249 29H251V28H249ZM252 29H254V28H252ZM258 29H259V28H258ZM262 29H263V28H262ZM7 30H8V29H7ZM19 30H20V29H19ZM42 30H43V29H42ZM44 30H45V29H44ZM44 30H43V31H44ZM55 30H56V29H55ZM70 30H69V31H70ZM89 30H90V29H89ZM92 30H93V29H92ZM105 30H104V31H105ZM128 30H129V29H128ZM177 30H178V29H177ZM194 30H195V28H194ZM194 30H193V31H194ZM198 30H197V31H198ZM206 30H207V29H206ZM214 30H215V29H214ZM219 30H220V29H219ZM222 30H223V29H222ZM222 30H221V32H223ZM242 30H243V29H242ZM245 30H246V29H244L243 31H245ZM3 31H4V30H3ZM9 31H11V29H10ZM9 31H8V32H9ZM13 31H14V30H13ZM13 31H12V32H13ZM46 31H47V30H46ZM65 31H66V30H65ZM85 31H86V30H85ZM100 31H101V30H100ZM116 31H117V30H116ZM121 31H123V30H121ZM121 31H120V32H121ZM130 31H131V30H130ZM161 31H162V30H161ZM166 31H167V30H166ZM172 31H173V30H172ZM204 31H205V30H204ZM207 31H209V30H207ZM251 31H252V30H251ZM35 32H36V30H35ZM47 32H48V31H47ZM49 32H50V30H49ZM61 32H62V29H61ZM63 32H64V31H63ZM94 32H95V31H94ZM97 32H98V31H97ZM107 32H109V31H107ZM107 32H106V33H107ZM143 32H144V31L142 30V35H144V33H145V32H144V33H143ZM159 32H160V31H159ZM164 32H165V31H164ZM175 32H176V31H175ZM182 32H183V31H182ZM198 32H200V31H198ZM218 32H219V31H218ZM247 32H248V31H247ZM254 32H255V31H254ZM254 32H253V33H254ZM258 32H259V31H258ZM32 33H33V32H32ZM44 33H45V32H44ZM56 33H57V32H56ZM58 33H59V35H60V29H59V32H58ZM65 33H66V32H65ZM77 33H78V32H77ZM81 33H83V32H80V34H81ZM85 33H87V32H85ZM88 33L91 34V32H88ZM116 33H117V32H116ZM116 33H115V36H116ZM118 33H119V32H118ZM123 33H124V32H123ZM139 33H140V32H139ZM156 33H157V32H156ZM171 33L173 34L174 31L171 32ZM177 33H179V32H177ZM185 33H186V32H185ZM185 33H183V34L185 35ZM187 33H188V32H187ZM190 33H192V31H191ZM190 33H189V34H190ZM256 33H257V32H256ZM14 34H15V33H14ZM38 34H39V33H38ZM41 34H42V33H41ZM45 34H46V33H45ZM50 34H51V36H52V33H50ZM62 34H63V33H62ZM62 34H61V36H62ZM72 34H73L72 36H74V33H72ZM78 34H79V33H78ZM80 34H79V35H80ZM90 34H89V35L84 34V35H86V36L89 37V36H91ZM95 34H96V33H94V35H95ZM112 34L114 35V33H112ZM126 34H127V33H126ZM129 34H131V33L129 32ZM133 34H134V33H133ZM133 34H132V35H133ZM137 34H138V33H137ZM160 34H161V33H160ZM167 34H168V33H167ZM172 34H168V35L171 36ZM174 34H175V33H174ZM192 34H194V32H193ZM197 34H198V33H197ZM204 34H205V33H204ZM209 34H210V33H209ZM209 34H208V35H209ZM237 34H238V33H237ZM240 34H241V33H240ZM242 34H243V33H242ZM249 34H250V32H249ZM68 35H69V34H68ZM96 35H97V34H96ZM103 35H104V34H103ZM123 35H124V34H123ZM145 35H146V34H145ZM157 35H158V34H157ZM181 35H182V34H181ZM213 35H214V34H213ZM213 35H212V36H213ZM218 35H219V34H218ZM220 35H221V33H220ZM243 35H245V34H243ZM252 35H253V34H252ZM258 35H259V34H258ZM42 36H43V35H42ZM48 36H49V34H48ZM86 36H84V37L86 38ZM92 36H93V35H92ZM100 36H101V35H100ZM120 36H121V35H120ZM138 36H139V35H138ZM149 36H150V35H149ZM188 36H189V35H188ZM238 36H239V35H238ZM255 36H256V35H255ZM259 36H260V35H259ZM9 37H10V36H9ZM16 37H17V36H16ZM46 37H47V36H46ZM63 37H64V36H63ZM63 37H62V38H63ZM75 37H76V36H75ZM79 37H80V36H79ZM82 37H83V36H82ZM84 37H83V38H84ZM101 37H103V36H101ZM101 37H99V38L102 39ZM121 37L123 38V36H121ZM151 37H152V36H151ZM154 37H155V35H154ZM154 37H153V38H154ZM164 37H165V36H164ZM184 37L186 38V36H184ZM191 37H193V36L191 35ZM202 37H203V36H202ZM209 37H211V35H210ZM214 37H215V35L213 36V38H214ZM222 37H223V36H222ZM253 37H254V36H253ZM263 37H264V36H263ZM17 38H18V37H17ZM17 38H16V39H17ZM23 38H24V37H23ZM34 38H36V37H34ZM43 38H45V37H43ZM51 38H52V37H51ZM51 38H50V39H51ZM71 38H72V37H71ZM73 38H74V37H73ZM103 38H104V37H103ZM107 38H108V37H107ZM107 38L105 37V40L103 39V40L101 41V43L105 42ZM118 38H119V36H118ZM126 38H127V37H125V40H126ZM131 38H132V36H131ZM138 38H139V37H138ZM168 38H170V37H168ZM182 38H183V37H182ZM187 38H188V37H187ZM207 38H208V36H207ZM218 38L220 39L221 36L218 37ZM254 38H256V37H254ZM254 38H253V39H254ZM257 38H258V36H257ZM16 39H15V40H16ZM20 39H21V38H20ZM27 39H28V38H27ZM60 39H61V38H59V40H60ZM89 39H90V38H89ZM91 39H92V38H91ZM94 39H96V38H94ZM127 39H128V38H127ZM133 39H134V38H133ZM158 39L160 40V38H158ZM163 39H164V38H163ZM170 39H171V38H170ZM211 39H212V38H211ZM216 39H217V38L215 37V40H216ZM219 39H218V40H219ZM251 39H252V38H251ZM18 40H19V38H18ZM25 40H26V39H25ZM39 40H40V39H39ZM39 40H38V41H39ZM41 40H42V39H41ZM46 40H48V39H46ZM54 40H55V39H54ZM54 40H53V41H54ZM64 40H65V38H64ZM69 40L71 41V39H69ZM72 40H73V39H72ZM75 40H77V39H75ZM107 40H108V39H107ZM131 40H132V39H131ZM135 40H137V39H135ZM180 40H181V39H180ZM183 40H184V39H183ZM189 40H190V39H189ZM195 40H196V39H195ZM201 40H203V39H201ZM243 40H244V38H243ZM249 40H250V39H249ZM254 40H255V39H254ZM254 40H253V41H254ZM9 41H10V40H9ZM16 41H17V40H16ZM19 41H22V39L19 40ZM30 41H31V40H30ZM96 41H97V40H96ZM122 41H123V40H122ZM128 41L130 42V40H128ZM138 41H139V40H138ZM145 41H148V40L145 39ZM165 41H169V40H165ZM204 41H205V40H204ZM211 41H213V40H211ZM34 42H35V41H34ZM40 42H41V41H40ZM54 42H55V41H54ZM63 42H64V41H63ZM63 42H62V43H63ZM76 42H77V41H76ZM79 42H80V41H79ZM79 42H78V43H79ZM92 42H93V39H92ZM92 42H91V43H92ZM124 42H125V41H124ZM133 42H134V41H133ZM143 42H144V41H143ZM155 42H156V41H155ZM155 42H154V44H156L158 41H157L156 43H155ZM162 42H164V41H162ZM162 42L160 41V43H162ZM175 42H176V41H175ZM184 42H185V41H184ZM206 42L210 43V42H209V39H208ZM217 42H218V41H217ZM220 42H221V41H219V43H220ZM238 42H239V41H238ZM7 43H8V42H7ZM21 43H22V42H21ZM28 43H30V42H28ZM36 43H37V41H36ZM58 43H59V42H58ZM62 43H59V44H62ZM67 43H68V45H69V42H67ZM67 43H65V44H67ZM93 43H94V42H93ZM95 43H97V42H95ZM101 43H98V44H96V45H99V44H101ZM111 43H113V42H111ZM114 43H115V42H114ZM118 43H119V42H118ZM118 43L116 42L117 45H119ZM187 43H188V41H187ZM244 43H245V41H244ZM250 43H251V42H250ZM252 43H253V42H252ZM13 44H15V43H13ZM26 44H27V43H26ZM31 44H32V43H31ZM31 44H30V45H31ZM34 44H35V43H34ZM39 44H40V43H39ZM56 44H57V42H56ZM59 44H58V45H59ZM72 44H73V43H72ZM72 44H70V46H71ZM89 44H90V41H89V40L86 39V40H83V41H82V39H81V43L72 46V47H73L72 52H73V51L75 52V53H74L75 56H77V57H81V56L84 54V51H85L84 48H83V46L85 45V48H87L86 46L89 45ZM127 44H128V43H127ZM142 44H144V43H142ZM173 44H174V43H173ZM173 44H172V45H173ZM178 44H179V43H178ZM185 44H186V43H185ZM191 44H192V43H191ZM191 44H190V45H191ZM193 44H194V42H193ZM203 44H204V43H203ZM237 44H238V43H237ZM242 44H243V43H242ZM248 44H249V43H248ZM18 45H19V44H18ZM22 45H23V44H22ZM22 45H21V46H22ZM32 45H33V44H32ZM91 45H92V44H91ZM91 45H89V47L87 48L88 50H90L89 48H91V47H90ZM108 45H109V44H108ZM110 45H111V44H110ZM114 45H115V44H114ZM117 45H116V46H117ZM125 45H126V44H125ZM125 45H124V46H125ZM149 45H150V44H149ZM159 45H160V44H159ZM159 45L157 46V44H156V46H155V45H154V46H155V48H156V47H159ZM162 45H163V43H162ZM164 45H165V44H164ZM176 45H177V44H176ZM179 45H180V47H182L181 44H179ZM198 45H200V44H198ZM201 45H202V44H201ZM209 45H210V44H209ZM213 45H214V44H213ZM243 45H244V44H243ZM245 45H247V43H246ZM250 45H251V44H250ZM253 45H254V44H253ZM13 46H14V45H13ZM13 46H12L11 49L14 48ZM26 46H27V45H26ZM36 46H37V45H36ZM50 46H51V45H50ZM52 46H53V45H52ZM63 46H65V45H63ZM66 46H67V45H66ZM66 46H65V47H66ZM94 46H95V44H94ZM99 46H101V45H99ZM106 46H107V45H106ZM106 46H102V47L105 48ZM119 46H121V45H119ZM167 46H169V45H167ZM177 46H178V45H177ZM184 46H185V45H183V48H184ZM202 46H203V45H202ZM202 46H201V47H202ZM204 46H205V44H204ZM210 46H211V45H210ZM219 46H220V44H219ZM219 46H218V47H219ZM226 46H227V45H226ZM251 46H252V45H251ZM258 46H259V45H258ZM42 47H43V46H42ZM42 47L40 46V48H42ZM96 47H97V46H95L94 48L96 49ZM102 47H101V48H102ZM110 47H111V46H110ZM112 47H113V46H112ZM117 47H118V46H117ZM117 47H116V48H117ZM152 47H153V46H152ZM152 47H151V48H152ZM160 47H161V46H160ZM169 47H171V46H169ZM187 47H188V44H187ZM199 47H200V46H199ZM199 47H198V48H199ZM205 47H206V46H205ZM207 47H208V46H207ZM242 47H243V46H242ZM252 47H253V46H252ZM255 47H257V46L254 45V49H255ZM27 48L31 49L30 46L27 47ZM32 48H33V47H32ZM46 48H47V47H46ZM62 48H64V47H62ZM113 48H115V47H113ZM119 48H120V47H119ZM128 48H129V47H128ZM136 48H137V47H136ZM185 48H186V47H185ZM193 48H194V47H193ZM198 48L195 47V49H198ZM211 48H212V47H211ZM216 48H217V47L212 48V49H216ZM221 48H222V47H221ZM238 48H239V47H238ZM244 48H246V47H243V49H244ZM29 49H28V50H29ZM33 49H35V48H33ZM47 49H48V48H47ZM53 49H54V48H53ZM66 49H67V48H66ZM68 49H69V47H68ZM68 49H67V50H68ZM70 49H71V48H70ZM110 49H111V48H110ZM132 49H133V46H132ZM137 49H138V48H137ZM139 49H140V48H139ZM156 49H157V48H156ZM174 49H175V48H174ZM174 49H173V50H174ZM177 49H178V48H177ZM212 49H211V50H212ZM234 49H236V48H234ZM249 49H250V47H249ZM254 49H253V50H254ZM13 50H14V49H13ZM57 50H58V49H57ZM57 50H56V51H57ZM98 50H100V49H98ZM103 50H106V49H103ZM108 50H109V49H108ZM108 50H106V51H108ZM117 50H118V49H117ZM121 50H122V49H121ZM126 50H128V49H126ZM153 50H155V49H153ZM178 50H179V49H178ZM201 50H202V49H199V53H197V54H200V51H201ZM220 50H221V49L219 48V51H220ZM230 50H231V49H230ZM238 50H239V49H238ZM247 50H248V49H247ZM251 50H252V49H251ZM255 50H256V49H255ZM263 50H264V49H263ZM14 51H15V50H14ZM30 51H31V50H30ZM40 51H41V50H40ZM60 51H61V50H60ZM64 51H65V50L62 51V54L65 53ZM115 51H116V50H115ZM118 51H120V49H119ZM130 51H131V50H130ZM134 51H135V49H134ZM144 51H146V50H144ZM180 51H182V50L180 49ZM186 51H187V50H186ZM195 51H196V50H195ZM203 51H204V47H203ZM217 51H218V50H217ZM236 51H237V50H236ZM236 51H234V52H236ZM240 51H241V50H240ZM240 51L237 52V55H238V53H239ZM259 51H260V50H259ZM261 51H262V50H261ZM15 52L17 53V51H15ZM15 52H14V53H15ZM21 52H23V50H22ZM21 52H20V53H21ZM35 52H36V50H35ZM50 52H51V51H50ZM63 52H64V53H63ZM90 52H91V51H90ZM92 52H93V50H92ZM94 52H95V51H94ZM97 52H98V51H97ZM99 52H102V50L99 51ZM99 52H98V53H99ZM108 52H109V51H108ZM110 52H111V51H110ZM121 52H122V51H121ZM124 52H125V51H124ZM128 52H129V51H128ZM128 52H126V53H128ZM150 52H151V51H150ZM152 52H153V51H152ZM170 52H172L171 49H170ZM170 52H169V53H170ZM184 52H185V51H184ZM189 52H190V51H189ZM193 52H194V51H193ZM197 52H198V50H197ZM207 52H209V51H207ZM207 52H206V53H207ZM210 52H211V51H210ZM241 52H242V51H241ZM251 52H252V51H251ZM256 52H257V51H256ZM256 52H255V53H256ZM4 53H5V52H4ZM11 53H12V52H11ZM20 53H19V54H20ZM31 53H32V52H31ZM31 53H30V54H31ZM44 53H45V52H44ZM52 53H53V50H52ZM52 53H49L48 56L50 57V55H51ZM54 53H55V49H54ZM69 53H71V52L68 50V54H69ZM98 53H96V56L98 55ZM104 53H105V51H104ZM132 53H134V52L132 51ZM140 53H141V52H140ZM156 53H157V52H156ZM158 53H159V52H158ZM162 53H164V52H162ZM174 53H175V52H174ZM190 53H191V52H190ZM195 53H196V52H195ZM195 53H193V54H195ZM245 53H246V52H245ZM262 53H263V52H262ZM28 54H29V52H28ZM30 54H29V55H30ZM37 54H39V53H37ZM37 54H36V55H37ZM47 54H48V53H47ZM47 54H46V57H44L45 59H47ZM87 54H88V53H86V55H87ZM101 54H103V52H102ZM118 54H119V53H118ZM121 54H122V53H121ZM128 54H129V53H128ZM152 54H153V53H152ZM159 54H160V53H159ZM184 54H185V53H184ZM191 54H192V53H191ZM193 54H192V55H193ZM217 54H218V53H217ZM239 54H240V53H239ZM249 54H250V53H249ZM256 54H257V53H256ZM259 54H260V53H259ZM2 55H3V54H2ZM2 55H1V56H2ZM4 55H5V54H4ZM4 55H3V57H4ZM24 55H26L25 52H24ZM24 55H23V56H24ZM53 55H55V54H53ZM53 55H52V58H53ZM69 55H70V57L72 58V56H71L72 53L69 54ZM91 55H93V53H92ZM107 55H108V54H107ZM130 55H131V54H130ZM142 55H143V54H142ZM160 55H161V54H160ZM165 55H166V54H165ZM170 55H172V54H170ZM180 55H181V54H180ZM207 55H208V54H207ZM215 55H216V54H215ZM220 55H221V53H220ZM240 55H242V54H240ZM240 55H239V56H240ZM16 56H17V54H16ZM20 56H22V55L20 54ZM30 56H31V55H30ZM40 56H41V55H40ZM87 56H88V55H87ZM89 56H90V55H89ZM104 56H105V55H104ZM110 56H111V55H110ZM114 56H116V57H115V60H117L116 58H117L118 56H117V55H112V58H114ZM120 56H122V55H120ZM123 56H124V55H123ZM138 56H139V55H138ZM161 56H162V55H161ZM181 56H182V55H181ZM195 56H196V55H195ZM203 56H204V55H203ZM208 56H209V55H208ZM247 56H248V55H247ZM251 56H252L253 58H255V55H254V56L251 55ZM251 56H250V57H251ZM9 57H10V56H9ZM9 57H8V58H9ZM32 57H33V56H32ZM34 57H35V56H34ZM34 57H33V58H34ZM63 57H64V55H63ZM66 57H67V56H66ZM83 57H84V56H83ZM83 57H82V58H83ZM105 57H106V56H105ZM108 57H109V55H108ZM124 57H126V56H124ZM127 57H128V56H127ZM147 57H148V55H147ZM152 57H153V56H152ZM164 57H165V56H164ZM170 57H171V56H170ZM177 57H178V55H177ZM187 57H188V56H187ZM206 57H207V56H206ZM210 57H211V56H210ZM231 57H232V56H231ZM236 57H238V56H236ZM257 57H258V56H257ZM0 58H2V57H0ZM6 58H7V56H6ZM8 58H7V59H8ZM26 58H27V57H26ZM26 58H24V59H26ZM33 58H32V59H33ZM52 58H51V59H52ZM54 58H55V57H54ZM58 58H59V57H58ZM58 58H56V59L58 60ZM112 58H111V59H112ZM121 58H122V57H121ZM154 58H155V57H154ZM172 58H174V57H172ZM172 58H170L169 60H171ZM188 58H189V57H188ZM195 58H196V57H195ZM201 58H202V57H201ZM211 58H212V57H211ZM214 58H216V57H214ZM214 58H213V59H214ZM219 58L221 59L220 56H219ZM233 58H234V55H233ZM239 58H240V57H239ZM248 58H249V57H248ZM21 59H22V58H21ZM21 59H19V60H21ZM24 59H23V62H24ZM30 59H31V57H30ZM37 59H38V58H37ZM61 59H63V58L61 57ZM79 59H80V58H79ZM89 59H91V57H89ZM98 59H99V58H98ZM108 59H109V58H108ZM130 59L133 60L132 57H131ZM138 59H139V58H138ZM138 59H137V61H139ZM175 59H177V58H175ZM186 59H187V58H186ZM190 59H192V58H190ZM205 59H206V58H205ZM209 59H210V58H209ZM217 59H218V58H217ZM217 59H216V60H217ZM229 59H231V58H229ZM250 59H252V58H250ZM0 60H1V59H0ZM3 60H4V59H3ZM28 60H29V59H28ZM39 60H40V58H39ZM47 60H48V59H47ZM49 60H50V59H49ZM59 60H60V58H59ZM75 60H76V58H75ZM94 60H95V59H94ZM103 60H105V59L102 58V59L99 60V61H102V62H103ZM106 60H107V59H106ZM121 60H122V59H121ZM172 60H174V59H172ZM206 60H207V59H206ZM216 60H215V61H216ZM232 60H233V59H232ZM246 60H248V59H246ZM29 61H30V60H29ZM29 61H28V62H29ZM32 61H33V60H32ZM37 61H38V60H37ZM51 61L53 62V60H51ZM69 61H70V60H68V63H69ZM107 61H108V60H107ZM110 61H111V60H110ZM118 61H120V60H118ZM124 61H125V60H124ZM135 61H136V58H135ZM137 61H136V62H137ZM144 61H145V59H144ZM144 61H142V62H144ZM149 61H150V60H149ZM166 61H167V60H166ZM177 61H178V60H177ZM190 61H191V60H190ZM193 61H194V60H193ZM198 61H199V60H198ZM202 61L204 62V60H202ZM211 61H212V60H211ZM252 61H253V59H252ZM252 61H251V62H252ZM254 61H255V60H254ZM254 61L252 62V64L254 63ZM261 61H262V60H261ZM0 62H1V61H0ZM3 62H4V61H3ZM30 62H31V61H30ZM33 62H34V61H33ZM41 62H42V60H41ZM45 62H48V61H45ZM52 62H51V63H52ZM54 62H55V61H54ZM83 62H84V61H83ZM94 62H95V61H94ZM108 62H109V61H108ZM108 62H107V63H108ZM114 62H115V61H114ZM139 62L142 63L141 61H139ZM139 62H138L137 64H139ZM152 62H153V61H152ZM174 62H175V61H174ZM199 62H200V61H199ZM203 62H202V63H203ZM234 62H235V61H234ZM247 62H248V61H247ZM247 62L245 61V63H247ZM6 63L8 64L7 61H6ZM26 63H27V62L25 61V64H26ZM37 63H39V61H38ZM48 63H49V62H48ZM48 63H47V64H48ZM60 63H61V62H60ZM60 63H59V64H60ZM71 63H72V62H71ZM75 63H76V62H75ZM86 63H87V62H86ZM104 63H105V62H104ZM111 63H112V62H111ZM117 63H118V62H117ZM121 63H122V62H121ZM132 63H133V62H132ZM179 63H182V62H179ZM183 63H184V62H183ZM194 63H195V62H194ZM196 63H197V62H196ZM196 63H195V64H196ZM214 63H215V62H214ZM220 63H221V62H220ZM241 63H242V61H241ZM241 63H240V64H241ZM263 63H264V62H263ZM43 64H44V61H43ZM56 64H57V63H56ZM56 64H55V66H56ZM73 64H74V63H73ZM77 64L81 65L80 62L77 63ZM87 64H88V63H87ZM108 64H109V63H108ZM113 64H114V63H113ZM123 64H124V63H123ZM147 64H149V63H147ZM155 64H156V63H155ZM158 64H159V63H158ZM162 64H164V63H162ZM162 64H161V65H162ZM170 64H172V62H170ZM195 64H194V65H195ZM204 64H205V62H204ZM208 64H209V63H208ZM218 64H219V63H218ZM228 64H229V63H228ZM240 64L238 63V67H236V68H239V65H240ZM248 64H250V63H248ZM257 64H258V63H257ZM30 65H32V64H30ZM35 65H37L38 67H41V66H39L40 63H39V65H38V64H35ZM41 65H42V64H41ZM44 65H45V64H44ZM95 65H96V64H95ZM95 65H93V66H95ZM97 65H98V64H97ZM103 65H105V64H103ZM103 65H102V66H103ZM130 65H131V63H130ZM134 65H135V64H134ZM151 65H152V64H151ZM167 65H168V67H169V64H167ZM199 65H200V63H199ZM213 65H214V64H213ZM213 65H212V66H213ZM215 65H217V62H216ZM215 65H214V66H215ZM241 65H242V64H241ZM2 66H4V65H2ZM24 66H25V65H24ZM37 66H36V67H37ZM47 66H48V65H47ZM52 66H53V65H52ZM52 66H51V67H52ZM60 66H62V65H60ZM60 66H59V67H60ZM93 66H89V64H88L87 69H89L88 67L92 68ZM117 66H118V65H117ZM126 66H128V65H126ZM148 66H149V65H148ZM165 66H166V64H165ZM171 66H172V65H171ZM178 66H179V65H178ZM183 66H184V65H183ZM189 66H190V65H189ZM191 66H192V65H191ZM191 66H190V67H191ZM201 66H204V65L201 64ZM205 66H206V65H205ZM230 66H231V65H230ZM232 66H233V65H232ZM36 67H35V68H36ZM43 67H44V66H43ZM49 67H50V66H49ZM51 67H50V68H51ZM74 67H75V66H74ZM81 67H83V66L81 65ZM103 67H104V66H103ZM128 67H130V66H128ZM166 67H167V66H166ZM166 67H165V68H166ZM174 67H175V66H174ZM195 67H196V66H195ZM197 67H198V65H197ZM240 67H241V66H240ZM263 67H264V66H263ZM3 68H4V67H3ZM75 68H77V67H75ZM95 68H96V67H95ZM98 68H99V67H98ZM106 68H107V67H106ZM116 68H117V67H116ZM122 68H123V67H121V69H122ZM146 68H147V67H146ZM171 68H172V67H171ZM185 68H186V67H185ZM185 68H184V69H185ZM198 68H199V67H198ZM198 68H197V70L200 71ZM205 68H206V67H205ZM209 68H210V67H209ZM209 68H207V69H209ZM214 68H215V67H214ZM231 68H232V67H231ZM233 68H234V67H233ZM8 69H9V68H8ZM52 69H53V70H56V68H55V69L52 68ZM59 69H60V68H59ZM59 69H58V70H59ZM62 69H63V68H62ZM73 69H74V68H73ZM84 69H85V68H84ZM84 69H83V71H84ZM101 69H102V68L98 69L97 72H98L99 70L101 71ZM117 69H118V68H117ZM134 69H136V67H135ZM147 69H148V68H147ZM147 69H146V70H147ZM150 69H152V67H151ZM160 69H161V68H160ZM167 69H168V71H169V68H167ZM176 69H178V68L176 67ZM190 69H192V68H190ZM190 69H189V70H190ZM207 69H205V70H207ZM234 69H235V68H234ZM250 69H251L252 71H254V70L252 69V67H250ZM255 69H256V68H255ZM258 69H259V68H258ZM260 69H261V68H260ZM19 70H20V69H19ZM21 70H25V69L22 68ZM30 70H31V69H30ZM45 70H46V69H45ZM50 70H51V69H50ZM50 70H49V72H50ZM53 70H52V71H53ZM69 70H70V69H69ZM77 70H78V69H77ZM91 70H92V69H91ZM126 70H127V69H126ZM141 70H142V69H141ZM154 70H155V69H154ZM164 70H165V69H164ZM171 70H172V69H171ZM185 70H186V69H185ZM189 70H188V71H189ZM192 70H194V69H192ZM192 70H191V71H192ZM203 70H204V69H203ZM214 70H215V69H214ZM238 70L240 71V69H238ZM244 70H245V69H244ZM3 71H5V70H3ZM8 71H9V70H8ZM25 71H26V72H24V73H27L28 70H25ZM35 71H36V70H35ZM40 71H41V69H40ZM42 71H43V70H42ZM52 71H51V72H52ZM65 71H66V70H65ZM86 71H87V70H86ZM88 71H89V70H88ZM92 71H93V70H92ZM111 71H112V70H111ZM114 71H115V73H116V70H114ZM124 71H125V70H124ZM152 71H153V70H152ZM175 71H176V70H175ZM201 71H202V70H201ZM212 71H213V70H212ZM215 71H216V70H215ZM215 71H213V72H215ZM229 71H230V70H229ZM233 71H234V70H233ZM256 71H257V70H256ZM263 71H264V70H263ZM5 72H6V71H5ZM19 72H20V71H19ZM38 72H39V71H38ZM49 72H47V73H49ZM121 72L123 73V71H121ZM121 72H120V73H121ZM125 72H126V71H125ZM130 72H131V71H130ZM143 72H144V73H147V72H145V71H143ZM149 72H150V71H149ZM162 72H163V71H162ZM181 72H183V69H182ZM192 72H193V71H192ZM194 72H195V70H194ZM205 72H206V71H205ZM231 72H232V71H231ZM250 72H251V71H250ZM3 73H4V72H3ZM45 73H46V72H45ZM64 73H65V72H64ZM85 73H86V74H85V77H86L87 72H85ZM90 73H91V72H90ZM93 73H94V72H93ZM103 73H104V72H103ZM109 73H110V72H109ZM109 73H108V74H109ZM111 73L113 74L114 72H111ZM115 73H114V74H115ZM118 73H119V72H118ZM122 73H121V75H122ZM128 73H129V72H127V73H125V74L128 75ZM140 73H141V72H140ZM153 73H154V72H153ZM164 73H167V72H164ZM164 73H163V75H164ZM186 73H187V72H186ZM196 73H197V72H196ZM215 73H216V72H215ZM234 73H237V72H234ZM242 73H243V72H242ZM245 73H246V72H245ZM254 73H255V72H254ZM256 73H257V72H256ZM262 73H264V72H262ZM14 74H15V73H14ZM17 74H19V73H17ZM30 74H31V73H30ZM33 74H34V73H33ZM35 74H36V73H35ZM43 74H44V73H43ZM56 74H57V72H56ZM66 74H67V73H66ZM69 74H70V72H69ZM72 74H74V72H73ZM98 74H99V73H98ZM125 74H124V75H125ZM134 74H135V73H134ZM147 74H148V73H147ZM156 74H157V73H156ZM160 74H161V73H160ZM167 74H168V73H167ZM178 74H179V73H178ZM183 74H185V73H183ZM190 74H192V73H190ZM211 74H213V73H211ZM218 74H219V73H218ZM222 74H223V73H222ZM238 74H239V73H238ZM248 74H249V73H248ZM260 74H261V72H260ZM20 75H22V74H20ZM38 75H39V74H38ZM44 75H45V74H44ZM53 75H54V74H53ZM82 75H83V74H82ZM105 75H107V74H105ZM115 75H116V74H115ZM119 75H120V74H119ZM149 75H151V74H149ZM152 75H153V74H152ZM170 75H171V74H170ZM173 75H174V73H173ZM188 75H189V74H188ZM196 75H197V74H196ZM199 75H200V74H199ZM204 75H205V74H204ZM213 75H214V74H213ZM215 75H216V74H215ZM243 75H244V74H243ZM249 75H250V74H249ZM249 75H248V76H249ZM253 75H255V74H253ZM257 75H258V74H257ZM263 75H264V74H263ZM9 76H10V75H9ZM32 76H33V75H32ZM34 76H36V75H34ZM47 76H48V75H47ZM54 76H56V75H54ZM92 76H93V75H92ZM110 76H111V75H110ZM113 76H114V75H113ZM125 76H126V75H125ZM143 76H144V75H143ZM145 76H146V74H145ZM145 76H144V77H145ZM153 76L155 77V75H153ZM156 76H157V75H156ZM179 76H180V75H179ZM179 76H178V79L183 78V77H180V78H179ZM181 76H183V75H181ZM184 76H185V75H184ZM193 76H194V75H193ZM197 76H198V75H197ZM222 76H223V75H222ZM235 76H236V75H235ZM239 76H240V75H239ZM255 76H256V75H255ZM42 77H43V76H42ZM64 77H66V76L64 75ZM64 77H63V78H64ZM67 77H68V76H67ZM80 77H81V76H80ZM82 77H83V76H82ZM94 77H95V76H93V78H94ZM103 77H104V76H103ZM121 77H123V76H121ZM165 77H166V76H165ZM172 77H174V76H172ZM198 77H199V76H198ZM210 77H211V76H210ZM214 77H215V76H214ZM224 77H225V76H224ZM261 77H262V76H261ZM25 78H26V77H25ZM56 78H57V77H56ZM89 78H90V77H89ZM97 78H98V76H97ZM97 78H96V80H97ZM108 78H109V77H108ZM114 78H115V76H114ZM123 78H124V77H123ZM131 78H132V77H131ZM133 78H134V77H133ZM151 78H152V77H151ZM155 78H156V77H155ZM176 78H177V77H176ZM187 78H188V77H187ZM200 78H202V77H200ZM205 78H206V76H205ZM208 78H209V77H208ZM211 78H212V77H211ZM221 78H222V77H221ZM237 78H239V77H237ZM240 78H241V77H240ZM242 78H243V77H242ZM246 78H247V75H246ZM246 78H245V79H246ZM248 78H249V77H248ZM263 78H264V76H263ZM263 78H262V79H263ZM20 79H21V78H20ZM40 79H41V78H39V81H40ZM46 79H48V78H46ZM46 79L44 80L45 82H47ZM51 79H52V78H51ZM51 79H50V80H51ZM53 79H54V78H53ZM66 79H67V78H66ZM68 79H69V78H68ZM71 79H72V78H71ZM111 79H112V78H111ZM125 79H126V78H125ZM136 79H138V78H136ZM136 79H135V80H136ZM146 79H147V78H146ZM153 79H154V78H153ZM166 79H167V78H166ZM173 79H174V78H173ZM178 79H177V80H178ZM183 79H184V78H183ZM213 79H214V78H213ZM223 79H225V78H222V80H223ZM245 79H244V80H245ZM255 79H256V78H255ZM259 79H260V78H259ZM25 80H26V79H25ZM29 80H30V79H29ZM32 80H33V79H32ZM57 80H58V79H57ZM57 80H56V81H57ZM69 80H70V79H69ZM69 80H68V81H69ZM100 80H101V79H100ZM119 80H120V79H119ZM121 80H122V78H121ZM138 80H139V79H138ZM154 80H156V79H154ZM195 80H196V79H195ZM195 80H193V81H195ZM198 80H199V78H198ZM263 80H264V79H263ZM263 80H262V81H263ZM2 81H3V80H2ZM2 81H1V84L4 83V82H2ZM22 81H23V80H22ZM22 81H21V82H22ZM65 81H66V80H65ZM65 81H62V82H65ZM68 81H67V82H68ZM85 81H86V80H85ZM88 81H91V79L88 80ZM93 81H94V80H93ZM109 81H110V80H109ZM136 81H137V80H136ZM136 81H135V82H136ZM149 81H151V83H152V80H151V79H149ZM178 81H179V80H178ZM187 81H188V80H187ZM206 81H207V80H206ZM249 81H250V80H249ZM262 81H261V82H262ZM12 82H13V81H12ZM12 82H11V83H12ZM30 82H31V81H30ZM34 82H35V81H34ZM36 82H37V81H36ZM53 82H55V81H53ZM60 82H61V80H60L59 82L57 81L58 84H59ZM75 82H76V81H75ZM83 82H84V81H83ZM107 82H108V81H107ZM111 82H112V81H111ZM114 82H115V81H114ZM116 82H118V81H116ZM119 82H120V81H119ZM126 82H127V81H126ZM129 82H130V81H129ZM131 82H132V81H131ZM138 82H139V81H138ZM141 82H142V80H141ZM141 82H139V83L141 84ZM143 82H144V81H143ZM175 82H176V81H175ZM197 82H198V81H197ZM218 82H219V81H218ZM220 82H221V81H220ZM223 82H224V81H223ZM228 82H229V81H228ZM6 83H7V82H6ZM8 83H9V82H8ZM15 83H16V82H15ZM18 83H19V82H18ZM24 83H25V82H24ZM40 83H41V82H40ZM47 83H48V82H47ZM47 83H46V84H47ZM49 83L53 84L52 81L49 82ZM69 83H70V82H69ZM77 83H78V82H77ZM79 83H80V82H79ZM100 83H101V82H100ZM108 83H109V82H108ZM132 83H133V82H132ZM132 83H131V84H132ZM149 83H150V82H149ZM171 83H172V82H171ZM179 83H181V82H179ZM186 83H187V82H186ZM189 83H190V82H189ZM199 83H202V82H199ZM208 83H210V82H208ZM246 83H247V82H246ZM255 83L257 84V82H255ZM22 84H23V83H22ZM25 84H26V83H25ZM28 84H29V83H27V85H28ZM31 84H32V83H31ZM31 84H30V85H31ZM35 84H38V83H35ZM44 84H45V83H44ZM60 84H61V83H60ZM90 84H92V81H91ZM103 84H104V83H103ZM121 84H122V83H121ZM121 84H120V85H121ZM128 84H129V83H128ZM136 84H137V83H136ZM156 84H158V83H156ZM162 84H163V83H162ZM162 84H161V85H162ZM168 84H170V83H168ZM192 84H193V82H192ZM194 84H196V83H194ZM204 84H205V83H204ZM212 84H213V83H212ZM218 84H219V83H218ZM225 84H226V83H225ZM227 84H228V83H227ZM243 84H244V82H243ZM248 84H249V83H248ZM250 84H252V83L250 82ZM258 84L260 85V83H258ZM262 84H263V86H264V83H262ZM2 85H4V84H2ZM16 85H17V84H16ZM16 85H15V86H16ZM40 85H41V84H40ZM47 85H49V84H47ZM64 85H65V84H64ZM66 85H67V83H66ZM72 85H73V84H72ZM77 85H78V84H77ZM87 85H88V84H87ZM95 85H96V84H95ZM97 85H98V84H97ZM101 85H102V84H101ZM114 85H115V84H114ZM114 85H113V86H114ZM118 85H119V84H118ZM120 85H119V86H120ZM123 85H124V83H123ZM145 85H147V83H145ZM197 85H198V84H197ZM200 85H201V84H200ZM200 85H199V87H200ZM206 85H207V83H206ZM208 85H209V84H208ZM210 85H211V84H210ZM210 85H209V86H210ZM215 85H216V84H215ZM233 85H234V84H233ZM259 85H258V86H259ZM15 86H14V87H15ZM28 86H29V85H28ZM42 86H43V85H42ZM51 86H52V85H51ZM51 86H50V87H51ZM59 86H60V85H59ZM79 86H80V85H79ZM79 86H78V87H79ZM98 86H99V85H98ZM104 86H105V85H104ZM124 86H125V85H124ZM126 86H127V85H126ZM126 86H125V87H126ZM132 86H133V85H132ZM159 86H160V85H159ZM171 86H172V85H171ZM195 86H196V85H195ZM218 86H219V85H218ZM238 86H239V85H238ZM256 86H257V85H256ZM258 86H257V87H258ZM261 86H262V85H261ZM7 87H8V86H7ZM9 87H10V86H9ZM16 87H17V86H16ZM16 87H15V88H16ZM19 87H20V86H19ZM23 87H24V85H23ZM29 87L31 88V86H29ZM29 87H28V88H29ZM45 87H47V86H45ZM75 87H76V86H75ZM108 87H109V86H108ZM108 87H106V88H108ZM133 87H134V86H133ZM135 87H136V86H135ZM137 87H138V86H137ZM139 87H140V86H139ZM139 87H138V89H139ZM143 87H144V86H143ZM147 87H148V86H147ZM151 87H152V86H151ZM153 87H156V86L154 85ZM157 87H158V86H157ZM157 87H156V88H157ZM166 87H168V86H166ZM175 87H176V86H175ZM212 87H213V86H212ZM225 87H226V86H225ZM228 87H229V86H228ZM239 87H240V86H239ZM250 87H251V86H250ZM252 87H253V86H252ZM11 88H12V87H11ZM21 88H22V87H21ZM21 88H20V89H21ZM24 88H25V87H24ZM30 88H29V89H30ZM32 88H33V87H32ZM37 88H38V87H37ZM43 88H44V86H43ZM43 88H41V90H42ZM59 88H60V87H59ZM116 88H117V87H116ZM126 88H127V87H126ZM129 88H130V86H129ZM140 88H141V87H140ZM170 88H171V87H170ZM189 88H190V87H189ZM189 88H188V89H189ZM196 88H197V87H196ZM201 88H203V86H202ZM215 88H216V87H215ZM221 88H222V87H221ZM223 88H224V87H223ZM242 88H243V87H242ZM262 88H263V87H262ZM17 89H18V88H16V90H17ZM25 89H26V88H25ZM44 89H45V88H44ZM49 89H50V88H49ZM49 89H48V90H49ZM54 89H55L56 91L58 90V88L56 89V87H54ZM65 89H66V88H65ZM90 89H91V88H90ZM90 89H87V90H90ZM102 89H103V91H104L105 87L102 88ZM114 89H115V88H114ZM118 89H119V88H118ZM121 89H123V88H121ZM127 89H128V88H127ZM149 89H150V86H149ZM159 89H160V88H159ZM168 89H169V88H168ZM176 89H177V88H176ZM207 89H208V88H207ZM219 89H220V87H219ZM224 89H225V88H224ZM228 89H229V88H228ZM256 89H259V88H256ZM2 90H3V89H2ZM2 90H1V91H2ZM5 90H6V89H5ZM7 90H8V89H7ZM12 90H13V88H12ZM36 90H37V89H36ZM51 90H52V89H51ZM59 90H60V93H62L61 91H63V90H61V89H59ZM70 90H71V89H70ZM73 90H74V89H73ZM73 90H72V91H73ZM76 90H77V89H76ZM109 90H110V88H109ZM111 90H112V89H111ZM131 90H132V88H131ZM134 90H135V89H134ZM142 90H143V89H142ZM165 90H166V89H165ZM173 90H175V88H174ZM183 90H184V89H183ZM189 90H190V89H189ZM205 90H206V89H205ZM213 90H215V89H213ZM229 90H230V89H229ZM260 90H261V88H260ZM46 91H47V90H46ZM46 91H45V92H46ZM52 91H53V90H52ZM79 91H80V90H79ZM81 91H82V90H81ZM92 91H93V90H92ZM92 91H91V94L94 93V92H92ZM107 91H108V90H107ZM107 91H106V92H107ZM118 91H119V90H118ZM125 91H126V90H125ZM175 91H176V90H175ZM187 91H188V90H187ZM221 91H222V89H221ZM248 91H249V90H248ZM261 91H262V90H261ZM6 92H7V91H6ZM41 92H42V91H41ZM43 92H44V90H43ZM48 92H49V91H48ZM65 92H66V91H65ZM67 92H68V91H67ZM70 92H71V91H70ZM87 92H88V91H87ZM98 92H99V91H98ZM106 92H105V93H106ZM121 92H122V91H121ZM131 92H132V91H131ZM136 92H138V91L136 90ZM166 92H167V91H166ZM172 92H173V91H172ZM177 92H178V91H177ZM223 92H224V91H223ZM226 92H227V91H226ZM251 92H252V91L250 90V93H251ZM255 92H256V90H255ZM255 92H254V93H255ZM262 92H264V91H262ZM8 93H9V92H8ZM8 93H7V94H8ZM15 93H16V91H15ZM37 93H38V92H37ZM49 93H50V92H49ZM52 93H53V92H52ZM56 93H58V92H56ZM56 93H55V94H56ZM60 93H59V94H60ZM77 93H78V92H77ZM89 93H90V92H89ZM111 93H112V91H111ZM178 93H179V92H178ZM181 93H182V92L180 91L179 94H181ZM187 93H188V92H187ZM204 93H205V92H204ZM207 93H208V92H206L205 94H207ZM217 93H219V92H217ZM245 93H246V92H245ZM248 93H249V92H248ZM254 93H252V94L255 96ZM260 93H261V92H260ZM11 94H12V92H11ZM22 94H23V93H22ZM22 94H19V95L21 96ZM25 94H27V93H25ZM34 94H35V92L33 93V95H34ZM50 94H51V93H50ZM53 94H54V93H53ZM53 94H51V95H53ZM80 94H81V93H80ZM80 94H79V95H80ZM86 94H87V93H85V95H86ZM91 94H88V95H91ZM100 94H101V93H100ZM100 94H99V95H100ZM119 94H120V93H119ZM119 94H118V95H119ZM124 94H126V93H124ZM124 94H123V95H124ZM127 94H129V93H127ZM143 94H144V93H143ZM143 94H142V95H143ZM146 94H148V97L151 96V95L149 96V93H148V92H147ZM161 94H162V93H161ZM167 94H169V93L167 92ZM170 94H171L172 96L174 95V94H172V93H170ZM176 94H177V93H176ZM191 94L193 95V93H191ZM211 94H212V93H211ZM223 94H224V93H223ZM243 94H244V93H242V96H243ZM246 94H247V93H246ZM246 94H245V95H246ZM4 95H5V94H4ZM4 95H3V98H4ZM28 95H29V94H28ZM48 95H49V94H48ZM56 95H57V94H56ZM56 95H54V97H55ZM62 95H63V94H62ZM67 95H68V94H67ZM75 95H76V93H75ZM77 95H78V94H77ZM94 95H95V94H94ZM102 95H103V94H102ZM102 95H101V96H102ZM108 95H109V93H108ZM108 95H107V96H108ZM121 95H122V94H121ZM121 95H120V96H121ZM123 95H122V96H123ZM137 95H138V94H137ZM171 95H170V96H171ZM214 95H215V94H214ZM214 95H212V97H213ZM249 95L251 96V94H248L247 96L249 97ZM259 95H260V94H259ZM259 95H258V97H259ZM59 96H60V95H59ZM59 96H56V97H58V99H59ZM82 96H83V95H82ZM120 96H119V97H120ZM127 96H129V95H127ZM146 96H147V95H146ZM163 96H164V95H163ZM170 96H169V97H170ZM189 96H190V95H187V96H185V97L188 98ZM217 96H218V95H217ZM219 96H220V95H219ZM239 96H240V95H239ZM242 96H241V97H242ZM254 96H253L252 98H255ZM262 96H263V94H262ZM17 97H18V96H17ZM21 97H22V96H21ZM21 97H20V98H21ZM51 97H52V96H51ZM72 97H73V96H72ZM78 97H79V99H80V96H78ZM83 97H84V96H83ZM85 97H87V96H85ZM92 97H93V95H92ZM92 97H91V98H92ZM123 97H124V96H123ZM144 97H145V95H143V98H144ZM152 97H153V96H152ZM156 97H157V96H156ZM158 97H159V96H158ZM165 97H166V93H165ZM174 97H177V96H174ZM181 97H182V96H181ZM210 97H211V96H210ZM212 97H211V98H212ZM230 97H231V96H230ZM248 97H247V98H248ZM260 97H261V96H260ZM25 98H27V97H25ZM29 98H30V97H29ZM43 98H44V97H43ZM45 98H46V97H45ZM70 98H71V97H70ZM74 98H76V97H74ZM87 98H88V97H87ZM103 98H104V99H105V98L107 99V97H103ZM128 98H129V97H128ZM139 98H140V97H139ZM191 98L193 99L194 97L191 96ZM191 98H190V99H191ZM211 98H210V99H211ZM243 98H245V97H243ZM243 98H241V100H242ZM250 98H251V97H249V99H250ZM14 99H15V97H14ZM16 99H17V98H16ZM52 99H53V98H52ZM52 99H51V101H49V103L52 102ZM54 99H56V98H54ZM63 99H64V97H63ZM82 99H83V98H82ZM104 99H103V100H104ZM110 99H112V96H111ZM110 99H109V100H110ZM113 99H114V98H113ZM123 99H124V98H123ZM146 99H147V98H146ZM158 99H160V98H158ZM161 99H162V98H161ZM166 99H167V98H166ZM169 99H170V98H169ZM184 99H185V98H184ZM184 99L181 98V100H184ZM210 99H209V101H210V103H211V105H212V100H210ZM218 99H219V98H218ZM18 100H19V97H18L17 101H18ZM21 100H22V99H21ZM45 100H46V99H45ZM56 100H57V99H56ZM56 100H55V101H56ZM68 100H69V98H68ZM115 100H116V102H119V101H120L119 99H118V101H117V99H115ZM128 100H129V99H128ZM130 100L132 101L133 99H130ZM134 100H135V99H134ZM137 100H138V99H137ZM151 100H152V99H151ZM174 100H175V99H174ZM177 100H178V99H177ZM181 100H180V101H181ZM185 100H186V99H185ZM185 100H184V101H185ZM207 100H208V99H207ZM239 100H240V99H239ZM250 100H251V99H250ZM250 100H249V101H250ZM258 100H259V99H258ZM11 101H12V99H11ZM22 101H23V100H22ZM57 101H58V100H57ZM100 101H101V99H100ZM141 101H143V100L141 99V100H140V103H141ZM180 101H179V102H180ZM236 101H237V100H236ZM236 101H235V102H236ZM244 101H245V99H244ZM5 102H6V101H5ZM18 102H19V101H18ZM44 102H45V101H44ZM65 102H66V101H64L63 104H64ZM97 102H98V101H97ZM107 102H108V100H107ZM107 102H106V103H107ZM113 102H114V101H113ZM113 102H112V103H113ZM121 102H122V101H121ZM125 102H127V101H125ZM134 102H135V101H134ZM138 102H139V101H138ZM138 102L136 103V105H138ZM145 102H148V101H145ZM173 102H174V101H173ZM187 102H189V100H187ZM187 102H186V103H187ZM214 102H215V101H214ZM245 102H247V101H245ZM251 102H252V101H251ZM253 102H254V101H253ZM258 102H259V101H258ZM1 103H2V102H1ZM6 103H7V102H6ZM39 103H40V102H39ZM61 103H62V101L60 102V105H61ZM67 103H68V102H67ZM91 103H92V102H91ZM101 103L103 104V101H101ZM109 103H110V101H109ZM128 103H129V101H128ZM130 103H131V102H130ZM132 103H133V102H132ZM175 103H176V101H175ZM225 103H226V102H225ZM231 103H232V102H231ZM243 103H244V102H243ZM243 103H242V104H243ZM259 103H261V102H259ZM259 103H258V104H259ZM11 104H12V103H11ZM25 104H26V103H25ZM47 104H48V103H47ZM63 104H62V105H63ZM76 104H78V103H76ZM87 104H88V103H86L85 106H87ZM98 104H99V103H98ZM98 104H97V105H98ZM107 104H108V103H107ZM110 104H111V103H110ZM120 104H121V103H120ZM147 104H149V103H146V105H147ZM166 104H167V103H166ZM200 104H201V103H200ZM233 104H234V103H233ZM242 104L240 103V105H242ZM252 104H253V103H252ZM256 104H257V103H256ZM37 105H38V106H41L42 104H41V105L37 104ZM52 105H53V104H52ZM69 105H71V104H69ZM74 105H75V104H74ZM83 105H84V104H83ZM112 105H113V104H112ZM122 105H123V104H122ZM127 105H128V104H127ZM139 105H140V104H139ZM143 105H144V103H143ZM169 105H170V104H169ZM171 105H172V104H171ZM185 105H186V104H184V106H185ZM209 105H210V104H209ZM231 105H232V104H231ZM246 105H247V104H246ZM250 105H251V104H250ZM23 106H24V105H23ZM32 106H33V105H32ZM43 106H44V105H43ZM55 106H56V105H55ZM55 106H54V107H55ZM75 106H76V105H75ZM75 106H73V108H74ZM88 106H90V105H88ZM88 106H87V107H88ZM94 106L96 107V105H94ZM98 106H99V105H98ZM98 106H97V107H98ZM101 106H102V105H101ZM109 106H110V105H109ZM115 106H116V105H115ZM129 106H130V105H129ZM132 106H133V105H132ZM150 106H151V105H150ZM158 106H159V105H158ZM158 106H157V107H158ZM180 106H182V105H180ZM242 106H243V105H242ZM247 106H248V105H247ZM257 106H258V105H257ZM263 106H264V104H263ZM19 107H20V105H19ZM24 107L26 108V106H24ZM63 107H64V105H63ZM68 107H70V106H68ZM81 107H83V106H81ZM95 107H93V108H95ZM104 107H105V106H103V109H104ZM140 107H141V106H140ZM140 107H139V109L141 110ZM147 107H148V106H147ZM151 107H152V106H151ZM151 107H150V108H151ZM155 107H156V106H155ZM157 107H156V108H157ZM177 107H178V105H177ZM233 107H234V106H233ZM239 107H240V106H239ZM248 107L250 108V106H248ZM9 108H10V107H9ZM33 108H34V107H33ZM36 108H37V106H36ZM36 108H35V109H36ZM42 108H43V107H42ZM42 108H40V109L43 110ZM44 108H45V107H44ZM52 108H53V107H52ZM59 108H60V106H59ZM59 108H58V109H59ZM76 108H77V107H76ZM99 108H100V107H99ZM108 108H109V107H108ZM114 108H115V107H114ZM124 108H125V105H124ZM135 108L138 109L137 106H135ZM172 108H173V107H172ZM180 108H182V107H180ZM180 108H178V109H180ZM187 108H189V107L187 106ZM205 108H206V107H205ZM207 108H210V109H211V107H208V106H207ZM228 108H229V107H228ZM228 108H227V109H228ZM240 108H241V107H240ZM249 108H248V109H249ZM262 108H263V107H262ZM10 109H11V108H10ZM10 109H9V110H10ZM23 109H24V108H23ZM38 109H39V108H38ZM38 109H37V110H38ZM68 109H70V108H68ZM74 109H75V108H74ZM96 109H97V108H96ZM101 109H102V108H101ZM106 109H107V108H106ZM111 109H113V108H111ZM121 109H122V108H121ZM173 109H174V108H173ZM178 109H176V110H178ZM225 109H226V108H225ZM227 109H226V110H227ZM229 109H230V108H229ZM3 110H4V109H3ZM6 110H7V109H5V111H6ZM19 110H20V109H19ZM55 110H56V109L54 108V111H55ZM60 110H63V109H60ZM60 110H59V112H60ZM76 110H77V109H76ZM84 110H85V109H84ZM84 110L81 109V111H84ZM92 110H94V109L91 108V111H92ZM99 110H100V109H99ZM99 110H98V111H99ZM119 110H120V108L118 109V111H119ZM128 110H129V109L127 108V111H128ZM153 110H154V109H153ZM159 110H160V109H158V111H159ZM165 110H166V109H165ZM167 110H169V108H168ZM176 110H175V111H176ZM185 110H186V109H185ZM212 110H213V109H212ZM230 110H231V109H230ZM241 110H243V109H241ZM249 110H250V109H249ZM252 110H253V109H252ZM252 110H251V111H252ZM0 111H1V110H0ZM15 111H16V110H15ZM20 111H21V110H20ZM44 111H45L44 113H47L46 110H44ZM48 111H49V110H48ZM51 111H52V110H51ZM68 111H69V110H68ZM77 111H78V110H77ZM79 111H80V110H79ZM88 111H89V109H88ZM88 111H86V112L88 113ZM108 111H109L110 113L112 112V110H111V111L108 110ZM114 111H115V110H114ZM114 111H113V112H114ZM127 111H126V112H127ZM133 111H135V110H133ZM163 111H164V110H163ZM190 111H191V110H190ZM192 111H193V109H192ZM192 111H191V113H192ZM238 111H239V110H238ZM244 111H245V110H244ZM253 111H254V110H253ZM253 111H252V112H253ZM257 111H258V110H256V112H255V111H254V112L257 113ZM1 112H2V111H1ZM22 112H23V111H22ZM26 112H28V111H26ZM29 112H30V111H29ZM35 112H36V111H35ZM37 112H41V114H42L43 111H37ZM57 112H58V111H57ZM59 112H58V114H59ZM69 112H72V111H69ZM69 112L66 111V113H69ZM86 112H85V113H86ZM95 112H96V111H94V113H95ZM123 112H124V111H123ZM128 112H129V111H128ZM130 112H131V111H130ZM155 112L158 113L157 110H156ZM155 112H154V113H155ZM171 112H172V111H171ZM183 112H185V111H183ZM186 112H187V111H186ZM186 112H185V113H186ZM188 112H189V111H188ZM193 112H194V111H193ZM232 112H234V109H232ZM236 112H237V111H236ZM236 112H234L235 115H236ZM6 113H7V112H6ZM53 113H55V112H53ZM63 113H65V112H63ZM89 113H91V112H89ZM97 113H98V112H97ZM107 113H108V112H107ZM166 113H167V112H166ZM168 113H169V111H168ZM177 113H178V112H177ZM177 113H176V114H177ZM194 113H195V112H194ZM229 113H231V112L229 111ZM246 113H247V112H246ZM246 113H245V114H246ZM255 113H253V114H255ZM15 114H16V113H15ZM28 114H29V113H28ZM73 114H74V113H73ZM91 114H92V113H91ZM101 114H102V113H101ZM117 114H118V113H117ZM128 114H129V113H128ZM135 114H136V113H134V115H135ZM141 114H142V113H141ZM151 114H152V113H151ZM161 114L164 116V114H163L162 112H161ZM173 114H174V112H173ZM179 114H181V112H180ZM225 114H226V113H225ZM225 114H224V115H225ZM245 114H244V115H245ZM247 114H248V113H247ZM257 114H258V113H257ZM30 115H31V114H30ZM30 115H29V116H30ZM130 115H131V114H130ZM134 115H133V116H134ZM136 115H137V114H136ZM136 115H135V116H136ZM166 115H167V114H166ZM185 115H187V114H185ZM221 115H222V114H221ZM244 115H243V116H244ZM5 116H6V115H5ZM18 116H19V115H18ZM24 116H27V115H25V113H24ZM50 116H51V115H50ZM59 116H60V115H59ZM67 116H69V115H67ZM79 116H80V115H79ZM88 116H89V115H88ZM99 116H100V115H99ZM111 116H112V115H111ZM120 116H121V114H120ZM126 116H127V115H126ZM139 116H140V115H139ZM149 116H150V115H149ZM149 116H148V117H149ZM151 116H152V115H151ZM155 116H156V115H155ZM155 116H152V117H155ZM157 116H158V115H157ZM157 116H156V117H157ZM173 116H174V115H173ZM182 116H183V115H182ZM193 116H194V115H193ZM196 116H197V115H196ZM196 116H194V117H196ZM226 116H227V115H226ZM228 116H229V114H228ZM248 116H249V115H248ZM252 116H254V115H252ZM255 116H256V114H255ZM48 117H49V116H48ZM54 117L56 118V116H54ZM54 117H53V118H54ZM57 117H58V116H57ZM61 117H62V116H61ZM61 117H60V118H61ZM64 117H66V116H64ZM76 117H77V116H76ZM104 117H105V116H104ZM116 117H117V116H116ZM122 117H123V116H122ZM128 117H129V116H128ZM137 117H138V116H137ZM137 117H135V118L137 119ZM141 117H142V116H141ZM152 117H151V118H152ZM174 117H176V115H175ZM177 117H179V116H177ZM186 117H187V116H186ZM186 117H185V118H186ZM231 117H233V116H231ZM0 118H1V116H0ZM19 118H20V117H19ZM23 118H24V117H23ZM23 118H22V120H23ZM28 118H30V117H28ZM31 118H32V117H31ZM31 118H30V119H31ZM71 118H72V117H71ZM73 118H74V117H73ZM73 118H72V120H73ZM85 118H86V117H85ZM90 118H91V117H90ZM92 118H93V117H92ZM107 118H108V117H107ZM112 118H113V117H112ZM114 118H115V117H114ZM118 118H119V117H118ZM131 118H132V116H131ZM143 118H144V117H143ZM145 118H146V117H145ZM179 118H180V117H179ZM179 118H178V119H179ZM185 118H184V119H185ZM233 118H234V117H233ZM241 118H242V117H241ZM251 118H252V117H251ZM20 119H21V118H20ZM20 119H19V120H20ZM25 119H26V118H25ZM45 119H46V118H45ZM49 119H50V118H49ZM49 119H48V120H49ZM83 119H84V116H83ZM98 119H101V118H98ZM164 119H165V118H164ZM166 119H167V118H166ZM173 119H177V118H173ZM178 119H177V120H178ZM182 119H183V118H182ZM182 119H181V120H182ZM188 119H189V118H188ZM194 119H195V118H194ZM229 119H230V118H229ZM229 119H228V121H230ZM243 119H244V118H243ZM249 119H250V118H248V120H249ZM1 120H2V119H1ZM10 120H11V119H10ZM17 120H18V119H17ZM55 120H56V119H55ZM58 120H59V118H58ZM64 120H65V119H64ZM77 120H79V119L77 118ZM104 120H105V119H104ZM104 120H103V122H104ZM108 120H109V119H108ZM111 120H112V119H111ZM113 120H114V119H113ZM117 120H119V119H117ZM122 120H123V119H122ZM132 120H133V119H132ZM149 120H150V119H147L146 121H149ZM157 120H158V119H157ZM161 120H162V119H161ZM167 120H168V119H167ZM191 120H192V119H191ZM195 120H196V119H195ZM240 120H241V119H240ZM14 121H15V120H14ZM20 121H21V120H20ZM51 121H52V120H51ZM65 121H66V120H65ZM84 121H85V119H84ZM94 121H95V120H94ZM96 121H97V120H96ZM99 121H100V120H99ZM124 121H125V119H124ZM135 121H136V120H135ZM140 121H141V120H140ZM155 121H156V120H155ZM159 121H160V120H159ZM159 121H158V122H159ZM162 121H163V120H162ZM165 121H166V120H165ZM178 121H179V120H178ZM222 121H223V120H222ZM224 121H225V120H224ZM236 121H237V119H236ZM243 121H244V120H243ZM249 121H250V120H249ZM251 121H253V120H251ZM3 122H5V120H4ZM9 122H10V121H9ZM26 122H27V120H26ZM26 122H23V123H26ZM31 122H32V121H31ZM61 122L63 123V121H61ZM61 122H60V123H61ZM71 122H72V121H71ZM81 122H82V121H81ZM107 122H108V121H106V123H107ZM117 122H118V121H117ZM119 122H120V120H119ZM125 122H129V121L126 120ZM133 122H134V121H132V123H133ZM138 122H139V120H138ZM142 122H144V121H142ZM174 122H175V120H174ZM181 122H182V121H181ZM194 122H195V121H194ZM196 122H197V120H196ZM244 122H245V121H244ZM0 123H1V122H0ZM42 123H43V122H42ZM42 123H40V124H42ZM51 123H52V122H51ZM54 123H56V122H54ZM58 123H59V122H58ZM76 123H77V122H76ZM76 123H75V125H76ZM91 123H93V121H91ZM109 123H110V121H109ZM122 123H123V122H122ZM144 123H145V122H144ZM149 123H151V122H148L147 124H149ZM167 123H168V122H167ZM192 123H193V122H192ZM201 123H202V122H201ZM204 123H205V122H204ZM227 123H228V122H227ZM234 123H235V121H234ZM246 123H248V122H246ZM2 124H4V123H2ZM5 124H6V123H5ZM27 124H28V122H27ZM47 124H48V123H47ZM52 124H53V123H52ZM52 124H51V125H52ZM63 124H64V123H63ZM63 124H61V125H63ZM77 124H79V123H77ZM83 124H86V121H85V123L83 122ZM89 124H90V123H89ZM102 124H104V123H102ZM107 124H108V123H107ZM124 124H125V123H124ZM128 124L131 125L130 123H128ZM133 124H134V123H133ZM184 124H185V122H184ZM184 124H183V125H184ZM186 124H187V123H186ZM186 124H185V125H186ZM190 124H191V123H190ZM199 124H200V123H199ZM199 124H198V125H199ZM240 124H241V123H240ZM244 124H245V123H244ZM8 125H9V124H8ZM14 125H15V124L13 123V126H14ZM16 125H17V124H16ZM21 125H22V123H21ZM23 125H24V124H23ZM31 125H32V124H31ZM51 125H50V126H51ZM55 125H56V124H54L53 126H55ZM68 125H69V124H68ZM95 125H96V124H95ZM97 125H98V123H97ZM104 125H105V124H104ZM104 125H102V126H104ZM126 125H127V124H126ZM136 125H138V124H136ZM145 125H146V124H145ZM153 125H154V123H153ZM179 125H180V124H179ZM181 125H182V124H181ZM193 125H194V124H193ZM193 125H192V127H194ZM198 125H197V126H198ZM202 125H203V123H202ZM202 125H201V126H202ZM221 125H224V124L222 123ZM221 125H220V126H221ZM227 125H228V124H227ZM242 125H243V123H242ZM6 126H7V125H6ZM9 126H10V125H9ZM18 126H19V125H18ZM27 126H29V125H27ZM35 126H36V125H35ZM42 126H43V124H42ZM44 126H45V125H44ZM47 126H48V125H47ZM81 126H82V123H81ZM83 126H84V125H83ZM87 126H88V125H87ZM105 126H106V125H105ZM110 126H111V125H110ZM122 126H124V125H122ZM131 126H133V125H131ZM148 126H149V125H148ZM159 126H160V125H159ZM161 126H162V125H161ZM165 126H167V125H165ZM186 126H187V125H186ZM186 126H185V127H186ZM199 126H200V125H199ZM203 126H204V125H203ZM205 126H206V125H205ZM208 126H209V125H208ZM230 126H231V125H230ZM233 126H234V125H233ZM235 126H237V125H235ZM239 126H240V125H239ZM3 127H4V126H3ZM3 127H0V128H3ZM38 127H39V126H38ZM57 127H58V126L56 125V128H57ZM59 127H60V125H59ZM78 127H79V126H78ZM91 127H93V126L91 125ZM98 127H99V126H98ZM100 127H101V125H100ZM106 127H107V126H106ZM106 127H105V128H106ZM119 127H120V126H119ZM119 127H118V128H119ZM125 127H126V126H125ZM128 127H129V126H128ZM136 127H137V126H136ZM136 127H135V128H136ZM140 127H142V126H140ZM153 127H154V126H153ZM162 127H164V126H162ZM182 127H184V126H182ZM6 128H7V127H6ZM6 128H5V129H6ZM8 128H9V127H8ZM15 128H16V127H15ZM20 128H21V126H20ZM35 128H37V127H35ZM62 128H64V126H62ZM62 128H61V131H62ZM70 128H71V126H70L68 129H70ZM75 128H76V127H75ZM107 128H108V127H107ZM107 128H106V129H107ZM109 128H110V127H109ZM112 128H114V129H112V131H113V130L115 131L116 129H118V128L115 129V127H113V126H112ZM130 128H131V127H130ZM148 128H149V127H148ZM150 128H151V130H152V127H150ZM157 128H158V127H157ZM157 128H156V129H157ZM159 128L161 129V127H159ZM159 128H158V129H159ZM167 128H168V127H167ZM178 128H179V126H178ZM247 128H248V127H247ZM262 128H263V126H262ZM22 129H23V127L21 128V130H22ZM27 129H28V127H27ZM41 129H42V128H41ZM51 129H52V128H51ZM54 129H55V127H54ZM71 129H72V128H71ZM76 129H77V128H76ZM97 129H98V128H97ZM102 129H103V128H102ZM121 129H123V128H121ZM142 129H144V128H142ZM145 129H146V128H145ZM172 129H173V128H172ZM186 129H187V128H186ZM191 129H192V128H191ZM193 129H194V128H193ZM195 129H196V128H195ZM195 129H194V130H195ZM200 129H201V128H199V130H200ZM227 129H230V128H227ZM231 129H232V128H231ZM1 130H2V129H1ZM6 130H7V129H6ZM14 130H18V128H17V129H14ZM19 130H20V129H19ZM43 130H44V129H43ZM49 130H50V129H49ZM49 130H48V131H49ZM55 130H56V129H55ZM59 130H60V129H59ZM59 130H58V133H59ZM66 130H67V129H66ZM72 130H73V129H72ZM77 130H78V129H77ZM137 130H138V129H137ZM140 130H141V129H140ZM148 130H149V129H148ZM154 130H155V129H154ZM177 130H179V129H177ZM184 130H185V128H184ZM199 130H197V131H199ZM204 130H205V129H204ZM241 130H242V129H241ZM247 130H248V129H247ZM250 130H251V129H250ZM253 130H254V129H253ZM10 131H12V129H11ZM22 131H23V130H22ZM30 131H31V130H30ZM82 131H83V130H82ZM85 131H86V130H85ZM85 131H84V132H85ZM104 131H105V130H104ZM110 131H111V130H110ZM114 131H113V132H114ZM117 131H118V130H117ZM121 131H122V130H121ZM135 131H136V130H135ZM156 131H157V130H156ZM165 131H166V130H165ZM165 131H163V132H165ZM171 131H172V130H171ZM174 131H175V130H174ZM182 131H183V130H182ZM189 131H190V130H189ZM191 131H192V130H191ZM201 131H202V130H201ZM221 131H222V130H221ZM8 132H9V130H8ZM17 132L19 133V131H17ZM41 132H42V131H41ZM54 132H55V131H54ZM70 132H71V130H70ZM73 132H74V130H73ZM80 132H81V131H80ZM86 132H87V131H86ZM96 132H97V130H96ZM101 132H102V131H101ZM118 132H119V131H118ZM118 132H115V133H118ZM126 132H127V131H126ZM140 132H141V131H140ZM146 132H147V131H146ZM161 132H162V131H161ZM161 132H160V133H161ZM192 132H194V131H192ZM199 132H200V131H199ZM203 132H204V131H203ZM226 132H228V131H226ZM251 132H252V131H251ZM256 132H259V130L257 129ZM4 133H6V132H4ZM9 133H10V132H9ZM14 133H15V132H14ZM14 133H13V134H14ZM31 133H32V132H31ZM37 133H39V132H37ZM63 133H64V135H66L65 132H63ZM78 133H79V132H78ZM78 133H77V134H78ZM90 133H91V131H90ZM94 133H95V132H94ZM104 133H105V132H104ZM150 133H151V135H152V133H154V132L151 131ZM158 133H159V132L154 133V134H158ZM166 133H167V132H166ZM172 133H173V132H172ZM174 133H175V132H174ZM194 133H195V132H194ZM201 133H202V132H201ZM228 133H229V132H228ZM243 133H244V132H243ZM253 133H254V132H253ZM13 134H12V135H13ZM26 134H27V132H26ZM28 134H30V133H28ZM61 134H62V133H61ZM61 134L59 133V135H61ZM69 134H72V133H69ZM73 134H74V133H73ZM73 134H72V135H73ZM79 134H80V133H79ZM91 134H92V133H91ZM101 134H102V133H101ZM120 134H121V133H120ZM124 134H126V133L124 132ZM130 134H131V133H130ZM175 134H176V133H175ZM191 134H192V133H191ZM217 134H218V133H217ZM217 134H216V135H217ZM222 134L224 135V133H222ZM222 134H221V135H222ZM231 134H232V133H231ZM244 134H245V133H244ZM254 134H255V133H254ZM254 134H253V135H254ZM2 135H3V134H2ZM5 135H6V134H5ZM7 135H9V134H7ZM12 135L10 134V136H12ZM19 135H20V134H19ZM24 135H25V134H24ZM39 135H40V134H39ZM39 135H38V136H39ZM41 135H44V134H41ZM45 135H46V134H45ZM80 135H81V134H80ZM82 135H84V134H82ZM82 135H81V136H82ZM87 135H88V134H87ZM97 135H99V134H97ZM106 135H107V134H106ZM108 135H109V134H108ZM122 135H123V134H122ZM137 135H138V133H137ZM142 135H143V132H142ZM146 135L149 136L148 133H147ZM151 135H150V136H151ZM162 135H163V134H162ZM165 135H167V134L164 133V136H163L164 139L166 138ZM170 135H171V134H170ZM177 135H178V134H176V136H177ZM195 135H196V134H195ZM197 135H198V133H197ZM200 135H201V134H199V136H200ZM247 135H248V132H247ZM253 135H252V136H253ZM10 136H9V137H10ZM15 136H16V135H15ZM34 136H35V135H34ZM56 136H57V135H56ZM56 136H55V137H56ZM61 136H62V135H61ZM66 136H67V135H66ZM85 136H86V135H85ZM88 136H89V135H88ZM103 136H105V135L103 134ZM110 136H111V134H110ZM112 136H114V135H112ZM118 136H119V135H118ZM123 136H124V135H123ZM129 136H130V135H129ZM131 136H134V135H133V132H132V135H131ZM144 136H145V133H144ZM168 136H169V135H167V137H168ZM171 136H174V135H171ZM171 136H170V138H172ZM203 136H204V135H203ZM206 136H207V135H206ZM224 136L226 137V135H224ZM227 136H229V135H227ZM231 136H232V135H231ZM243 136H244V135H243ZM249 136H250V135H249ZM252 136H250V137H252ZM255 136H256V135H255ZM257 136H258V135H257ZM26 137H27V136H26ZM26 137H25V138H26ZM35 137H36V136H35ZM70 137H72V136H70ZM90 137H91V136H90ZM98 137H100V136H98ZM124 137H125V136H124ZM135 137H136V134H135ZM140 137H141V136H140ZM142 137H143V136H142ZM145 137H146V136H145ZM155 137H156V136H155ZM160 137H161V136H160ZM160 137H158V138H160ZM183 137H184V136H183ZM225 137H224V138H225ZM261 137H263V136H261ZM17 138H18V137L16 136V139H17ZM38 138H39V137H38ZM47 138H48V137H47ZM49 138H50V137H49ZM53 138H54V137H53ZM60 138H61V137H60ZM66 138H67V137H66ZM86 138H87V137H86ZM92 138H93V137H92ZM102 138H103V137H102ZM107 138H108V137H107ZM112 138H113V137H112ZM112 138H111V139H112ZM127 138H128V137H127ZM143 138H144V137H143ZM143 138H142V139H143ZM170 138H169V140H170ZM231 138H233V137H231ZM239 138H241V137H239ZM239 138H238V139H239ZM246 138H247V137H246ZM253 138H255V137H253ZM253 138H252V139H253ZM259 138H260V137H259ZM5 139H6V138H5ZM9 139H10V138H9ZM35 139H36V138H35ZM71 139H72V138H71ZM90 139H91V138H90ZM100 139H101V138H100ZM122 139H123V138H122ZM138 139H139V138H138ZM152 139H154V138H152ZM155 139H156V138H155ZM160 139H161V138H160ZM160 139H159V141H160ZM162 139H163V138H162ZM162 139H161V142H162ZM167 139H168V138H166V141H165L166 143H167V141H169V140H167ZM172 139H174V138H172ZM222 139H223V138H222ZM228 139H229V138H228ZM235 139H236V138H235ZM14 140H15V139H14ZM19 140H20V139H19ZM29 140H30V138H29ZM40 140H41V139H40ZM79 140H80V139H79ZM83 140H84V139H83ZM87 140H88V139H87ZM97 140H98V139H97ZM102 140H103V139H102ZM102 140H100V141H102ZM106 140H107V139H106ZM118 140H120V139H118ZM118 140H117V141H118ZM128 140H130V139H128ZM132 140H133V139H132ZM145 140H146V139H145ZM156 140H157V139H156ZM176 140H177V139H176ZM191 140H192V139H191ZM216 140H218V139H216ZM216 140H215V141H216ZM220 140H221V139H220ZM254 140H256V139H254ZM20 141H21V140H20ZM25 141H26V140H25ZM25 141H22V142H25ZM44 141H45V140H44ZM46 141H47V140H46ZM56 141H57V140H56ZM56 141L54 140V142H56ZM58 141H59V139H58ZM63 141H64V140H63ZM69 141H70V140H69ZM72 141H73V139H72ZM80 141H81V140H80ZM92 141H93V140H92ZM92 141H91V142H92ZM100 141H99V142H100ZM103 141H105V139H104ZM107 141L112 142V140L110 141V139L107 140ZM134 141H136V140H134ZM152 141H155V140H152ZM163 141H164V140H163ZM185 141H186V140H185ZM227 141H228V140H227ZM243 141H244V140H243ZM249 141H250V140H249ZM249 141H248V143H249ZM257 141H258V140H257ZM260 141H261V140H260ZM28 142H29V141H28ZM28 142H27V143H28ZM34 142H35V141H34ZM54 142H53V143H54ZM74 142H75V141H74ZM99 142H98V143H99ZM109 142H108V143H109ZM118 142H119V141H118ZM132 142H133V141H132ZM139 142H140V141H139ZM170 142H173V141H170ZM174 142H175V140H174ZM180 142H181V139H180ZM180 142L178 141V143H180ZM186 142H187V141H186ZM186 142H185V143H186ZM196 142H197V141H196ZM222 142L224 143L225 141H222ZM232 142H233V141H232ZM232 142H230V143H232ZM236 142H237V141H236ZM3 143H4V141H3ZM19 143H20V142H19ZM27 143H26V144H27ZM56 143H57V142H56ZM66 143H67V142H66ZM69 143H70V142H69ZM78 143H79V142H78ZM116 143H117V142H116ZM119 143H120V142H119ZM121 143H122V142H121ZM129 143H131V142H129ZM140 143H141V142H140ZM140 143H139V145H140ZM144 143H146V142H144ZM166 143L163 142L164 145H166ZM168 143H169V142H168ZM178 143H176V144H178ZM182 143H183V142H182ZM243 143H245V142H243ZM243 143H242V145H243ZM248 143H247V144H248ZM253 143H255V141H254ZM263 143H264V142H263ZM26 144H25V145H26ZM28 144H29V143H28ZM36 144H37V143H36ZM39 144H40V143H39ZM50 144H52V143H50ZM58 144H60V143H58ZM89 144H90V143H89ZM93 144H94V142H93ZM95 144H97V143L95 142ZM106 144H107V142H106ZM112 144H113V143H112ZM134 144H135V143H134ZM142 144H143V143H142ZM172 144H173V143H171V145H172ZM176 144H173V145L176 146ZM200 144H201V143H200ZM204 144H205V145H204ZM204 144H203L204 146H203V148H202L201 145H199V143H194V142H193V144H191V147L194 148V149H197V151L194 150L195 152H197V153H201V154H206V155L211 154V153H213V152H217V150H219V149L221 148V141L218 142V143H213V141H212V142H206V143H204ZM225 144H226V143H225ZM17 145H18V144H17ZM37 145H38V144H37ZM52 145H53V144H52ZM67 145H68V144H67ZM77 145H78V144H77ZM79 145H80V143H79ZM81 145H82V144H81ZM81 145H80V146H81ZM98 145H99V144H98ZM102 145H104V142H103ZM102 145H101V146H102ZM109 145H110V144H109ZM119 145H120V144H119ZM121 145H122V144H121ZM124 145H125V144H124ZM124 145H123V146H124ZM126 145H127V144H126ZM137 145H138V144H137ZM167 145H168V144H167ZM169 145H170V144H169ZM169 145H168V147H169ZM173 145H172V146H173ZM178 145L180 146V144H178ZM182 145H183V144H182ZM232 145H233V144H232ZM235 145H236V144H235ZM254 145H255V144H254ZM254 145H252V147H253ZM257 145H259V143H258ZM2 146H3V144H2ZM10 146H11V143H10ZM23 146H24V145H23ZM31 146H32V145H31ZM40 146H41V144H40ZM40 146L38 145V147H40ZM42 146H44V145H42ZM42 146H41V147H42ZM57 146H58V145H57ZM68 146H70V145H68ZM95 146H96V145H95ZM114 146H115V145H114ZM128 146H129V145H128ZM132 146H133V145H132ZM143 146H144V145H143ZM179 146H178V147H179ZM183 146H185V144H184ZM238 146H239V145H238ZM245 146H246V143L244 144V147H245ZM255 146H256V145H255ZM261 146H262V145H261ZM12 147H13V146H12ZM15 147H16V146H15ZM19 147H21V145H19ZM19 147H18V148H19ZM28 147H29V145H28ZM28 147H27V148H28ZM36 147H37V146H36ZM46 147H47V146H46ZM55 147H56V146H55ZM66 147H67V146H66ZM85 147H87V146H84V148H85ZM96 147H97V146H96ZM115 147H116V146H115ZM117 147H118V146H117ZM120 147H121V146H120ZM159 147H161V146H159ZM166 147H167V146H166ZM189 147H190V145H189ZM252 147H251V148H252ZM8 148H9V147H8ZM27 148H26V149H27ZM43 148H44V147H43ZM67 148H68V147H67ZM70 148H71V147H70ZM80 148H81V147H80ZM87 148H88V147H87ZM91 148H92V147H91ZM103 148H105V147H103ZM111 148H112V147H111ZM118 148H119V147H118ZM121 148H122V147H121ZM142 148H143V147H142ZM147 148H150V147H147ZM147 148H146V149L143 148V149H144V150H147ZM152 148H153V147H152ZM157 148H158V147H157ZM157 148H156V149H157ZM182 148H184V147H182ZM240 148H242V147H240ZM251 148H250V149H251ZM258 148H259V147H258ZM0 149H2V148H0ZM6 149H7V148H6ZM6 149H4V150H6ZM14 149H15V148H14ZM20 149H21V148H20ZM22 149H23V147H22ZM24 149H25V148H24ZM32 149H33V148H32ZM64 149H65V148H64ZM101 149H102V148H101ZM123 149H124V148H123ZM123 149H122V150H123ZM127 149H128V148H127ZM136 149H137V148H136ZM176 149H177V147H176ZM178 149H179V148H178ZM237 149H238V147H237ZM244 149H245V148H244ZM260 149H261V148H260ZM8 150H9V149H8ZM37 150H39V149H37ZM42 150H43V149H42ZM52 150H53V149H52ZM54 150H55V149H54ZM58 150H59V149H58ZM58 150H57V151H58ZM65 150H66V149H65ZM76 150H78V149H76ZM76 150H75V151H76ZM83 150H84V149H83ZM91 150H92V149H91ZM99 150H100V149H99ZM117 150H118V149H117ZM139 150H140V149H139ZM161 150H162V149H161ZM169 150H170V149H169ZM174 150H175V149H174ZM180 150H182V149L180 148ZM220 150H221V149H220ZM228 150H229V149H228ZM245 150H246V149H245ZM254 150H255V149H254ZM27 151H28V150H27ZM30 151H31V150H30ZM89 151H90V150H89ZM92 151H93V150H92ZM103 151H104V150H103ZM110 151H111V150H110ZM114 151H115V149H114ZM119 151H121V150H119ZM127 151H129V150H127ZM163 151H164V150H163ZM166 151H168V149H167ZM222 151H223V150H222ZM232 151L234 152V153H232L233 155L235 154V156H237V157L239 156V153H238V152H239V149H238V150L235 149V150H232ZM246 151H247V150H246ZM257 151H258V150H257ZM259 151H260V150H259ZM6 152H7V150H6ZM66 152L68 153V151H66ZM73 152H74V151H73ZM78 152H79V151H78ZM84 152H85V151H84ZM93 152H95V149H94ZM97 152H98V151H97ZM99 152H100V151H99ZM99 152H98V153H99ZM108 152H109V151H108ZM122 152H124V151H122ZM134 152H135V151H134ZM136 152H137V151H136ZM158 152H160V151H157L156 153H158ZM172 152H173V151H172ZM225 152H226V151H225ZM242 152H243V151H242ZM242 152H240V153H242ZM244 152H245V151H244ZM260 152H262V151H260ZM260 152H259V153H260ZM1 153H2V152H1ZM3 153H4V152H3ZM3 153H2V154H3ZM31 153H32V152H31ZM50 153H51V152H50ZM89 153H90V152H89ZM101 153H102V152H101ZM101 153H100V154H101ZM125 153H126V152H125ZM127 153H128V152H127ZM149 153H150V152H149ZM161 153H162V152H161ZM161 153H160V154H161ZM163 153H164V152H163ZM165 153H167V152H165ZM173 153H174V152H173ZM182 153H183V151H182ZM217 153H218V152H217ZM230 153H231V152H230ZM230 153H229V154H230ZM247 153H248V152H247ZM250 153H251V152H250ZM256 153H257V152H256ZM22 154H23V153H22ZM24 154H25V153H24ZM24 154H23V155H24ZM26 154H28V153H26ZM29 154H30V153H29ZM37 154H39V152H38ZM43 154H44V153H43ZM43 154H42V155H43ZM46 154H47V153H45V157L48 156V155H46ZM70 154H71V153H70ZM74 154H75V153H74ZM81 154H84V153H81ZM86 154H87V153L85 152V155H86ZM102 154H103V153H102ZM116 154H117V153H116ZM120 154H122V153H120ZM120 154H119V155H120ZM132 154H134V153H132ZM139 154H140V152H139ZM142 154H143V153H142ZM144 154H145V153H144ZM144 154H143V155H144ZM160 154H159V156H160ZM167 154H168V153H167ZM169 154L171 155V153H169ZM177 154H178V152H177ZM179 154H180V153H179ZM179 154H178V155H179ZM222 154H223V153H222ZM257 154H258V153H257ZM260 154H261V153H260ZM260 154H259V155H260ZM18 155H19V154H18ZM23 155H22V156H23ZM60 155H61V154H60ZM76 155H77V154H76ZM93 155H94V154H93ZM112 155H113V154H111L110 156H112ZM114 155H115V154H114ZM125 155H126V154H125ZM137 155H138V154H137ZM149 155H151V154H149ZM164 155H165V154H164ZM181 155L183 156V154H181ZM211 155H214V153L211 154ZM217 155H219V153H218ZM259 155H257V156L259 157ZM2 156H3V155H2ZM4 156H5V155H4ZM14 156H15V155H14ZM19 156H21V155H19ZM22 156H21V157H22ZM27 156H29V155H27ZM65 156H66V155H65ZM67 156H68V155H67ZM79 156H80V155H79ZM91 156H92V155H91ZM97 156H98V155H97ZM115 156H116V155H115ZM115 156H114V157H115ZM122 156H123V154H122ZM127 156H128V155H127ZM140 156H141V155H140ZM140 156H139V157H140ZM144 156H145V157H149V156H146V154H145ZM144 156H143V157H144ZM152 156H153V153H152ZM155 156H156V155H155ZM167 156H168V155H167ZM174 156H175V155H174ZM184 156H185V155H184ZM197 156H198V155H197ZM202 156H203V155H202ZM204 156H205V155H204ZM221 156H222V155H221ZM255 156H256V155H255ZM262 156H263V155H262ZM262 156H261V157H262ZM15 157H17V158L20 159V157H18L17 155H16ZM30 157H31V155H30ZM33 157H34V156H33ZM35 157H37V155H35ZM73 157H74V156H73ZM85 157H86V156H85ZM88 157H90V156H88ZM88 157H86V160H85V161H87ZM103 157H104V156H103ZM107 157H108V155H107ZM141 157H142V156H141ZM145 157H144V158H145ZM177 157H178V156H177ZM199 157H200V156H199ZM215 157H216V156H215ZM222 157H223V156H222ZM3 158H4V157H3ZM7 158H8V157H7ZM11 158H12V157H11ZM37 158H38V157H37ZM40 158H41V157H40ZM47 158H48V157H47ZM75 158H76V157H75ZM82 158H83V157H82ZM92 158H93V157H92ZM119 158H120V156H119ZM121 158H122V157H121ZM144 158H143V159H144ZM158 158H159V157H158ZM168 158H169V156H168ZM172 158H173V154H172ZM175 158H176V157H175ZM178 158H179V157H178ZM219 158H220V156H219ZM224 158H225V157H224ZM234 158H235V157H234ZM239 158H240V156H239ZM242 158H243V157H242ZM249 158H250V157H249ZM262 158H263V157H262ZM43 159H44V158H43ZM56 159H57V158H56ZM58 159H59V158H58ZM99 159L101 160V159H103V158H99ZM99 159H98V160H99ZM104 159H105V158H104ZM106 159H107V158H106ZM113 159H114V158H113ZM123 159H124V158H123ZM129 159H131V158L129 157ZM148 159H149V158H148ZM152 159H154V158H152ZM162 159H163V155H162ZM164 159H165V157H164ZM170 159H171V157H170ZM176 159H177V158H176ZM176 159H175V160H176ZM204 159H205V158H204ZM206 159H209V158H206ZM229 159H230V158H229ZM244 159H245V158H244ZM246 159H248V158H246ZM255 159H256V158H255ZM10 160H11V159H10ZM10 160H9V161H10ZM15 160H16V159H15ZM39 160H41V159H39ZM49 160H50V158H49ZM54 160H55V159H54ZM54 160H53V161H54ZM83 160H84V159H83ZM92 160H94V159H92ZM107 160H108V159H107ZM121 160H122V159H121ZM135 160H137V159H135ZM146 160H147V159H146ZM154 160H156V159H154ZM168 160H169V159H168ZM172 160H173V159H172ZM211 160H212V159H211ZM233 160H234V159H233ZM235 160H236V159H235ZM238 160H239V159H238ZM250 160H251V159H250ZM252 160H253V158H252ZM258 160H259V159H258ZM261 160H262V159H261ZM2 161H4V159H2ZM2 161H0V162H2ZM41 161H42V160H41ZM56 161H57V160H56ZM59 161H60V160H59ZM65 161H66V159H65ZM67 161H68V160H67ZM74 161H75V160H74ZM85 161H84V162H85ZM89 161H90V160H89ZM108 161H109V160H108ZM111 161H113L112 158H111ZM115 161H116V160H115ZM123 161H125V160H123ZM132 161H133V160H132ZM138 161H139V160H138ZM147 161H148V160H147ZM147 161H146V162H147ZM151 161H152V160H151ZM229 161H230V160H229ZM236 161H237V160H236ZM243 161H244V160H243ZM247 161H248V160H247ZM254 161H255V160H254ZM6 162H7V161H6ZM37 162H38V159H37ZM45 162H46V161H45ZM49 162H51V161H49ZM68 162H69V161H68ZM71 162H73V161H71ZM75 162L78 163V161H75ZM81 162H82V161H81ZM90 162H91V161H90ZM109 162H110V161H109ZM121 162H122V161H121ZM121 162H120V163H121ZM130 162H131V161H130ZM133 162H134V161H133ZM135 162H136V161H135ZM173 162H174V160H173ZM173 162H172V163H173ZM238 162H239V161H238ZM251 162H252V161H251ZM2 163H3V162H2ZM15 163H16V162H15ZM31 163H32V162H31ZM33 163H34V162H33ZM52 163H53V162H52ZM57 163H58V162H57ZM57 163H56V164H57ZM76 163H75V164H76ZM79 163H80V162H79ZM82 163H83V162H82ZM87 163H88V162H87ZM95 163H97V162H95ZM115 163H116V162H115ZM125 163H126V162H125ZM125 163H124V164H125ZM141 163H142V162H141ZM156 163H157V162H156ZM172 163H171V164H172ZM226 163H227V162H226ZM228 163H229V162H228ZM246 163H247V162H246ZM246 163H244V164L247 165ZM256 163H257V162H256ZM22 164H23V163H22ZM36 164H37V163H36ZM41 164H43V163H41ZM56 164H55V166H56ZM61 164H62V163H61ZM63 164H64V163H63ZM66 164H67V163H66ZM71 164H73V163H71ZM89 164H92V165H93V163H89ZM106 164H107V163H106ZM106 164L104 163V165H106ZM116 164H117V165H116ZM116 164H115V165L118 166L119 163L117 162ZM122 164H123V163H122ZM134 164H135V163H134ZM142 164H143V163H142ZM142 164H140V165H142ZM162 164H163V163H161V165H162ZM164 164H165V163H164ZM167 164H168V163H167ZM177 164H178V163H177ZM240 164H241V163H240ZM244 164H243V162H242V165H244ZM248 164H249V163H248ZM4 165H5V162H4ZM9 165H10V164H9ZM34 165H35V164H34ZM53 165H54V164H53ZM53 165H52V166H53ZM64 165H65V164H64ZM95 165H96V164H95ZM100 165H101V164H100ZM108 165L110 166V164H108ZM120 165H121V164H120ZM120 165H119V166H120ZM128 165H129V163H128ZM146 165H147V164H146ZM165 165H166V164H165ZM165 165H163V166H164L163 168H165ZM228 165H229V164H228ZM249 165H251V164H249ZM254 165H255V164H254ZM262 165H263V164H262ZM11 166H13V165H11ZM14 166H15V165H14ZM14 166H13V167H14ZM45 166H46V165H45ZM47 166H48V165H47ZM83 166H84V165H83ZM86 166H88V165H86ZM96 166H97V165H96ZM109 166H108V167H109ZM116 166L114 167V169H116ZM131 166H132V165H131ZM137 166H138V165H137ZM150 166H151V165H150ZM159 166H160V164H159ZM159 166H158V167H159ZM166 166H167V165H166ZM169 166H170V165H168V167H169ZM182 166H184V165H182ZM187 166H188V165H187ZM223 166H224V165H223ZM240 166H241V165H240ZM3 167H4V166H3ZM29 167H30V166H29ZM33 167H34V166H33ZM48 167H49V166H48ZM63 167H64V166H63ZM65 167H66V165H65ZM65 167H64V169H65ZM75 167H76V166H75ZM94 167H95V166H94ZM101 167H102V165H101ZM122 167H123V166H122ZM122 167L120 166V169H121ZM154 167H155V166H154ZM174 167H175V166H174ZM189 167H190V165H189ZM232 167H233V166H232ZM238 167H239V165H238ZM244 167H245V166H244ZM250 167H251V166H250ZM6 168H7V166H6ZM22 168H23V167H22ZM35 168H36V167H35ZM41 168H42V167H41ZM41 168H40V169H41ZM44 168H45V167H44ZM44 168H43V169H44ZM53 168H54V166H53ZM83 168H84V167H83ZM96 168H97V167H96ZM110 168H111V166H110ZM131 168L133 169V167H131ZM136 168H137V167H136ZM136 168H135V169H136ZM151 168H153V167H151ZM161 168H162V167H161ZM166 168H167V167H166ZM179 168H180V167H179ZM179 168H178V169H179ZM181 168H182V167H181ZM185 168H186V167H185ZM192 168H194V167L192 166ZM229 168H230V167H229ZM242 168H243V167H242ZM247 168H248V167H247ZM0 169H1V168H0ZM27 169H28V168H27ZM38 169H39V168H38ZM45 169H46V168H45ZM47 169L51 170L50 168H47ZM54 169H55V168H54ZM54 169H53V170H54ZM68 169H69V168H68ZM79 169H81V168L79 167ZM79 169H78V170H79ZM92 169H93V168H92ZM98 169H99V168H98ZM104 169H105V168H104ZM108 169H109V168H108ZM108 169L106 168V170H108ZM118 169H119V168H118ZM120 169H119V170H120ZM139 169H140V168H139ZM144 169H145V168H144ZM168 169H169V168H168ZM226 169H227V168H226ZM258 169H259V168H258ZM16 170H17V169H16ZM30 170H31V169H30ZM55 170H56V169H55ZM57 170H59V169H57ZM60 170H62V169H60ZM60 170H59V171H60ZM73 170H74V169H73ZM75 170H76V169H75ZM82 170H83V169H82ZM84 170H85V169H84ZM84 170H83V171H84ZM86 170H87V169H86ZM88 170H90V169H88ZM109 170H110V169H109ZM156 170H159V169H156ZM173 170H174V169H173ZM186 170H188V169H186ZM186 170H184V171H186ZM220 170H221V169H220ZM228 170H229V169H228ZM249 170H250V168H249ZM249 170L246 169V173H247V171H249ZM260 170H261V169H260ZM0 171H1V170H0ZM11 171H14L13 168H12ZM18 171H19V168H18ZM20 171H21V170H20ZM27 171H28V170H27ZM35 171H36V170H35ZM41 171H42V170H41ZM59 171H56V172H59ZM69 171H70V170H69ZM69 171H68V172H69ZM71 171H72V170H71ZM76 171H77V170H76ZM97 171H98V170H97ZM99 171H100V170H99ZM135 171H136L135 173H137L138 170H135ZM152 171H155V170H152ZM165 171H166V170H165ZM167 171H168V170H167ZM171 171H172V169H171ZM188 171H189V170H188ZM188 171H187V172H188ZM193 171H194V170H193ZM241 171H242V169H241ZM254 171H255V169H254ZM254 171H253V172H254ZM256 171H258V170H256ZM261 171H262V170H261ZM261 171H260V174H261ZM23 172H24V171H23ZM33 172H34V171H33ZM46 172H47V171H46ZM46 172H44V173H42V174H45ZM66 172H67V171H66ZM66 172H65V173H66ZM101 172H103V171H101ZM109 172H111V171H109ZM109 172H107V173H109ZM115 172H116V170L114 171V173H115ZM138 172H139V171H138ZM141 172H142V171H141ZM149 172H151V171H149ZM155 172H156V171H155ZM195 172H196V171H195ZM219 172H220V171H219ZM224 172H226V171L224 170ZM232 172H233V171H232ZM235 172H236V171H235ZM249 172H250V171H249ZM262 172H263V171H262ZM0 173H1V172H0ZM7 173H9V171H8ZM28 173H29V172H28ZM38 173H39V172H38ZM69 173H70V172H69ZM83 173H84V172H83ZM83 173H81V174H83ZM85 173H87V172H85ZM104 173H105V171H104ZM117 173H119V172L117 171ZM133 173H134V172H133ZM143 173H144V172H143ZM145 173H147V172H145ZM153 173H154V172H153ZM160 173H161V172H160ZM163 173H164V172H163ZM176 173H177V172H176ZM220 173L222 174V172H220ZM2 174H3V173H2ZM19 174L21 175V173H19ZM19 174H17V175H19ZM36 174H37V173H36ZM39 174H41V172H40ZM66 174H67V173H66ZM78 174H79V173H78ZM88 174H89V173H88ZM100 174H101V173H100ZM110 174H111V173H110ZM120 174H121V173H120ZM123 174H125V173L123 172L122 175H123ZM129 174H130V173H129ZM149 174H150V173H149ZM155 174H156V173H155ZM165 174H166V173H165ZM165 174H164V175H165ZM171 174H172V173H171ZM184 174H185V173H184ZM187 174H188V173H187ZM193 174H194V172L192 173V175H193ZM227 174H228V172H227ZM238 174H239V172H238ZM244 174H245V173H244ZM9 175H10V174H9ZM22 175H23V173H22ZM47 175H48V173H47ZM50 175H52V174H50ZM58 175H60V173H59ZM58 175H57V176H58ZM68 175H70V174H68ZM90 175H91V174H90ZM111 175H113V174H111ZM111 175H110V177H111ZM125 175H126V174H125ZM130 175H132V173H131ZM147 175H148V174H147ZM147 175H146V176H147ZM173 175H174V174H173ZM173 175H172V176H173ZM179 175H180V173H179ZM189 175H190V174H189ZM219 175H220V174H219ZM230 175H231V174H230ZM239 175H240V174H239ZM241 175H243V174L241 173ZM241 175H240L239 177H242ZM248 175H249V174H248ZM255 175H256V174H255ZM255 175H254V176H255ZM14 176H15V173H14ZM26 176H28V175H26ZM33 176H34V175H33ZM44 176H46V175H44ZM64 176L67 177L66 175H64ZM75 176H76V175H75ZM75 176H73V177H75ZM82 176H83V175H82ZM98 176H99V174H98ZM116 176H120V175H116ZM133 176H135V175H133ZM133 176H132V177H133ZM154 176H155V175H154ZM154 176L152 175L153 178H154ZM158 176H159V174H158ZM174 176H175V175H174ZM174 176H173V177H174ZM182 176H183V175H182ZM182 176H181V177H182ZM217 176H218V174H217ZM228 176H229V175H228ZM234 176H235V175H234ZM250 176H251V175H250ZM262 176H263V175H262ZM16 177H17V176H16ZM19 177H20V176H19ZM19 177H18V178H19ZM29 177H31L30 174H29ZM35 177H36V176H35ZM49 177H50V176H49ZM52 177H53V176H52ZM54 177H55V176H54ZM54 177H53V178H54ZM61 177H62V175H61ZM78 177H79V176H78ZM80 177H81V176H80ZM99 177H100V176H99ZM99 177H98V178H99ZM114 177H115V176H114ZM121 177H122V176H121ZM136 177H137V175H136ZM141 177H142V176H141ZM141 177H140V178H141ZM160 177H161V176H160ZM162 177H163V175H162ZM167 177H168V176H167ZM175 177H176V179H177V176H175ZM193 177H194V175H193ZM231 177H232V176H231ZM245 177H246V176H245ZM4 178H5V176H4ZM4 178H2V179L4 180ZM14 178H15V177H14ZM18 178H17V179H18ZM21 178H22V177H21ZM21 178H19V179H21ZM62 178H64V177H62ZM69 178L72 179V177L70 176V177H67L66 180H68ZM84 178H86V177L84 176ZM87 178H90V177L88 176ZM103 178H104V177H103ZM111 178H112V177H111ZM117 178H118V177H117ZM126 178H127V177H126ZM134 178H135V177H134ZM144 178H145V177H144ZM146 178H147V177H146ZM146 178H145V179H146ZM149 178H151V177H149ZM155 178H156V176H155ZM155 178H154V179H155ZM164 178H165V177H164ZM164 178H163V180H164ZM182 178H183V177H182ZM190 178H191V177H190ZM218 178H221V177L218 176ZM228 178H229V177H228ZM228 178H227V179H228ZM234 178H235V177H234ZM250 178H252V176L249 177V179H250ZM257 178H258V177H257ZM261 178H262V177H261ZM263 178H264V177H263ZM263 178H262V179H263ZM5 179H6V178H5ZM11 179H12V178H11ZM26 179H27V178H26ZM45 179H46V178L44 177L43 180L45 181ZM73 179H74V178H73ZM78 179H79V178H78ZM78 179L76 178L75 180L77 181ZM95 179H96V178H95ZM119 179H120V178H119ZM122 179H123V177H122ZM124 179H125V178H124ZM137 179H138V178H137ZM137 179H136V180H137ZM151 179H152V178H151ZM156 179H157V178H156ZM156 179H155V180H156ZM179 179H180V178H179ZM191 179H192V178H191ZM194 179H195V178H194ZM242 179H243V178H242ZM245 179H246V178H245ZM259 179H260V178H259ZM259 179H258V180H259ZM7 180H8V179H7ZM9 180H10V179H9ZM43 180H42V181H43ZM61 180H62V179H61ZM66 180H65V181H66ZM100 180H101V179H100ZM100 180H99V181H100ZM102 180H103V179H102ZM111 180H112V179H111ZM116 180H118V179H116ZM127 180H128V179H127ZM147 180H149V179H147ZM170 180H171V179H170ZM197 180H198V178L196 179V181H197ZM239 180H240V179H239ZM252 180H253V179H252ZM258 180H257V181H258ZM260 180H261V179H260ZM11 181H12V180H11ZM13 181H14V179H13ZM19 181H20V180H19ZM34 181H35V180H33L32 182H34ZM46 181H49V180H46ZM54 181H55V180H54ZM59 181H60V180H59ZM69 181H70V180H69ZM69 181H68V182H69ZM73 181H74V180H72L71 182H73ZM85 181H86V180H85ZM103 181H104V180H103ZM103 181H102V183H103ZM129 181H130V179H129ZM131 181H132V180H131ZM139 181H140V180H139ZM182 181H183V180H182ZM187 181H188V180H187ZM190 181H191V180H190ZM245 181H246V180H245ZM249 181H250V180H249ZM253 181H254V180H253ZM14 182H17V181H14ZM14 182H13V184H14ZM21 182H23V181H21ZM25 182H26V181H25ZM25 182H24V183H25ZM56 182H57V181H56ZM56 182H55V184H56ZM71 182H70V183H71ZM87 182H88V181H87ZM87 182H86V183H87ZM97 182H98V181H97ZM107 182H108V181H107ZM114 182H115V181H114ZM118 182H119V181H118ZM122 182H123V181H122ZM141 182H142V181H141ZM154 182H155V181H154ZM168 182H169V181H168ZM173 182H174V181H173ZM177 182H178V181H177ZM177 182H176V183H177ZM180 182H181V180H180ZM188 182H189V181H188ZM220 182H222V181H220ZM234 182H235V181H234ZM236 182H237V181H236ZM254 182H255V181H254ZM260 182H262V181H260ZM263 182H264V181H263ZM8 183H9V182H8ZM8 183H7V184H8ZM11 183H12V182H11ZM28 183H29V182H28ZM35 183H36V182H35ZM35 183H34V184H35ZM37 183H38V182H37ZM39 183H40V181H39ZM60 183H62V182H60ZM63 183H64V182H63ZM77 183H78V182H77ZM88 183H89V182H88ZM90 183H91V182H90ZM98 183H100V182H98ZM105 183H106V182H105ZM108 183H109V182H108ZM111 183H112V181H111ZM120 183H121V182H120ZM120 183H118V184H120ZM127 183H128V182H127ZM133 183H134V181H133ZM144 183H145V181H144ZM146 183H147V182H146ZM162 183H164V182H162ZM165 183H166V182H165ZM171 183H172V182H171ZM183 183H184V182H182V184H183ZM192 183H193V182H192ZM192 183L189 182V184H192ZM194 183H195V182H194ZM229 183H230V182H229ZM244 183H245V182H244ZM249 183H250V182H249ZM251 183H252V182H251ZM251 183H250V184H251ZM258 183H259V182H258ZM7 184H6V185H7ZM16 184H17V183H16ZM44 184H45V183H44ZM47 184H48V183H47ZM47 184H45V185H47ZM52 184H53V183H52ZM64 184H65V183H64ZM68 184H69V183H68ZM91 184H92V183H91ZM103 184H104V183H103ZM113 184H114V183H113ZM115 184H116L117 186H119L117 183H115ZM123 184H124V183H123ZM135 184H136V183H135ZM135 184H134V185H135ZM147 184H148V183H147ZM147 184H146V185H147ZM149 184H150V183H149ZM172 184H173V183H172ZM180 184H181V183H180ZM187 184H188V183H187ZM241 184H242V183H241ZM254 184H255V183H254ZM260 184H262V183H260ZM1 185H2V184H0V186H1ZM11 185H12V184H11ZM20 185H21V184H20ZM23 185L25 186V184H23ZM60 185H61V184H60ZM60 185H59V186H60ZM65 185H66V184H65ZM65 185H64V186H65ZM95 185H97L96 182H95ZM124 185H125V184H124ZM136 185H137V184H136ZM174 185H175V183H174ZM183 185H184V184H183ZM193 185H194V184H193ZM198 185H199V184H198ZM226 185H227V184H226ZM229 185H230V184H229ZM246 185H247V184H246ZM248 185H249V184H248ZM7 186H8V185H7ZM42 186H43V184H42ZM56 186H57V185H56ZM69 186H70V185H69ZM82 186H83V185H82ZM87 186H88V185H87ZM109 186H110V185H109ZM114 186H115V185H114ZM125 186H126V185H125ZM149 186H150V185H149ZM156 186H157V185H156ZM156 186H155V188H157ZM158 186H160V185H158ZM165 186H166V185H165ZM186 186H187V185H186ZM191 186H192V185H191ZM4 187H5V186H4ZM9 187L11 188V186H9ZM13 187H14V185H13ZM17 187H18V186H17ZM21 187H22V186H21ZM35 187H36V186H35ZM40 187H41V186H40ZM40 187H39V188H40ZM65 187H66V186H65ZM65 187H64V189H65ZM77 187H78V189H79V186H77ZM80 187H81V186H80ZM95 187H96V186H95ZM97 187H98V186H97ZM123 187H124V186H123ZM132 187H133V186H132ZM137 187H139V185H138ZM161 187H163V186H161ZM161 187H160V188H161ZM231 187H232V186H231ZM237 187H238V186H237ZM6 188H7V187H6ZM22 188H23V187H22ZM28 188H29V187H28ZM30 188H31V186H30ZM39 188H37V189H39ZM42 188H43V187H42ZM103 188H104V186H103ZM111 188H112V186H111ZM124 188H125V187H124ZM133 188H134V187H133ZM158 188H159V187H158ZM185 188H186V187H185ZM188 188H189V187H188ZM197 188H198V187H197ZM235 188H236V187H235ZM242 188H243V187H242ZM0 189H1V188H0ZM2 189H3V188H2ZM14 189H17V188L14 187ZM23 189H24V188H23ZM44 189H46V188H44ZM62 189H63V188H62ZM64 189H63V190H64ZM78 189H77V190H78ZM96 189H97V188H96ZM104 189H105V188H104ZM107 189H108V188H107ZM118 189H119V188H118ZM121 189H122V188H121ZM127 189H129V188H127ZM127 189H126V190L124 189V190H125L124 192L129 191V190H127ZM130 189H131V188H130ZM138 189H139V188H138ZM138 189H133V190H138ZM150 189H151V187H150ZM227 189H228V188H227ZM232 189H233V187H232ZM244 189H245V187H244ZM3 190H4V189H3ZM10 190H11V189H9L8 191H10ZM27 190H28V189H27ZM32 190H33V189H32ZM53 190H55V188H53ZM66 190H67V187H66ZM83 190H84V189H83ZM97 190H98V189H97ZM112 190H114V189L112 188ZM115 190H116V189H115ZM122 190H123V189H122ZM139 190H141V189H139ZM151 190H152V189H151ZM153 190H154V189H153ZM156 190H157V189H156ZM158 190H159V189H158ZM169 190H170V188H169ZM181 190H182V188H181ZM193 190H194V189H193ZM228 190H230V188H229ZM236 190H237V188H236ZM5 191H7V190H5ZM8 191H7L6 193H8ZM25 191H26V190H25ZM25 191H24V192H25ZM34 191H35V190H34ZM34 191H33V192H34ZM37 191H39V190H37ZM58 191H62V190L58 189ZM58 191H57V192H58ZM70 191H71V190H70ZM91 191H92V190H91ZM100 191L102 192L101 189H100ZM103 191L106 192V190H103ZM109 191H111V189H109ZM120 191H121V190H120ZM120 191H119V192H120ZM183 191H184V190H183ZM230 191L232 192V190H230ZM11 192H14V191H11ZM11 192H9V193H11ZM19 192H20V191H19ZM35 192H36V191H35ZM39 192H40V191H39ZM39 192H36V193H39ZM47 192H48V191H47ZM51 192H52V190H51ZM51 192L49 191V193H51ZM72 192H73V191H72ZM78 192H79V191H78ZM85 192H86V191H85ZM87 192H88V190H87ZM97 192H98V191H97ZM124 192H123V193H124ZM140 192H141V191H140ZM146 192H147V191H146ZM149 192H150V191H149ZM157 192H158V191H157ZM160 192H161V191H160ZM164 192H165V191H164ZM164 192H161V193H164ZM237 192H238V191H237ZM237 192H236V193H237ZM244 192H245V191H244ZM2 193H3V192H2ZM4 193H5V192H4ZM25 193H27V192H25ZM28 193H29V190H28ZM49 193H47V194H49ZM54 193H55V192H54ZM60 193H61V192H60ZM60 193H58V194H60ZM82 193H84V192H82ZM89 193H90V192H89ZM95 193H96V192H95ZM99 193H100V192H99ZM107 193H108V194H109V193L112 194V192H107ZM126 193H127V192H126ZM126 193H125V194H126ZM130 193H131V192L129 191V195H131ZM143 193H144V192H143ZM165 193H166V192H165ZM172 193H173V192H172ZM187 193H189V192L187 191ZM190 193H191V192H190ZM196 193H197V192H196ZM23 194H24V193H23ZM30 194H31V192H30ZM30 194H29V195H30ZM39 194H40V193H39ZM41 194H43V193H41ZM101 194H103V193H101ZM101 194H100V195H101ZM111 194H110V195H111ZM113 194H114V193H113ZM113 194H112V195H113ZM118 194H120V193H118ZM125 194H123V195H125ZM134 194H136V191L134 192ZM182 194H183V193H182ZM240 194H241V193H240ZM255 194H256V193H255ZM3 195H5V194H3ZM24 195H25V194H24ZM33 195H36V197H37V194L34 193ZM50 195L52 196L53 194H50ZM63 195H65V194H63ZM73 195H74V194H73ZM97 195H98V194H96V196H97ZM100 195H99V197H100ZM114 195H115V194H114ZM114 195H113V196H114ZM120 195H122V194H120ZM123 195H122V197H124ZM127 195H128V194H127ZM127 195H125V196H127ZM138 195H139V194H138ZM138 195H137V196H138ZM140 195H141V194H140ZM148 195H149V194H148ZM167 195H169V194H167ZM186 195H187V194H186ZM189 195H190V194H189ZM191 195H192V194H191ZM256 195H257V194H256ZM6 196H9V194L6 195ZM11 196H12V195H11ZM18 196H19V194H18ZM47 196H48V195H47ZM56 196H58V195H56ZM60 196H61V195H60ZM68 196H69V195H68ZM71 196H72V195H71ZM74 196H75V195H74ZM96 196H95V198H96ZM133 196L135 197V195H133ZM149 196H150V195H149ZM163 196H164V195H163ZM169 196H171V195H169ZM174 196H175V195H173V197H174ZM235 196H236V195H235ZM252 196H253V195H252ZM258 196H259V195H258ZM21 197H23V196H21ZM26 197H27V196H25V199H27ZM39 197H40V196H39ZM52 197H53V196H52ZM54 197H55V196H54ZM72 197H73V196H72ZM81 197H82V196H81ZM99 197H98V198H99ZM117 197H119V196H117ZM131 197H132V196H131ZM146 197H147V196H146ZM146 197H145V198H146ZM179 197H180V196H179ZM179 197H178V198H179ZM185 197H186V196H185ZM191 197H192V196H191ZM191 197H190V198H191ZM201 197H202V195H201ZM210 197H211V196H210ZM221 197H222V196H221ZM238 197H239V196H238ZM15 198L17 199V197H15ZM18 198H19V197H18ZM28 198L31 199V197H28ZM33 198H35V197H33ZM42 198H43V197H42ZM42 198H41V199H42ZM58 198H59V197H58ZM62 198H63V197H62ZM65 198H66V196H65ZM73 198H74V197H73ZM77 198H78V195H77ZM84 198H85V197H84ZM86 198H87V197H86ZM91 198H92V197H91ZM98 198H96V199H98ZM104 198L106 199L105 196H104ZM109 198H110V197H109ZM125 198H126V197H125ZM132 198H133V197H132ZM141 198H142V197H141ZM166 198H167V197H166ZM171 198H172V197H170V199H171ZM190 198H189V199H190ZM194 198H195V197H194ZM202 198H203V197H202ZM222 198H223V197H222ZM25 199H24V201H25ZM36 199H37V198H36ZM39 199H40V198H39ZM39 199H38V200H39ZM41 199H40V200H41ZM50 199H51V198H50ZM63 199H64V198H63ZM71 199H72V198H71ZM79 199H80V197H79ZM79 199H78V200H79ZM115 199H117V198H115ZM119 199H120V197H119ZM122 199H123V198H122ZM126 199H127V198H126ZM128 199H129V198H128ZM135 199H136V198H135ZM138 199H139V197H138ZM155 199H156V198H155ZM167 199H168V198H167ZM179 199H180V198H179ZM181 199H182V198H181ZM237 199H238V198H237ZM253 199H255V198H253ZM5 200H7V199L5 198ZM19 200H20V198H19ZM19 200H17V201H19ZM31 200H32V199H31ZM33 200H34V199H33ZM59 200H60V199H59ZM81 200H82V199H81ZM90 200H91V199H90ZM94 200H95V199H94ZM94 200H93V201H94ZM102 200H103V198H102ZM108 200H109V199H108ZM120 200H121V199H120ZM130 200H131V199H130ZM130 200H129V201H130ZM143 200H144V199H143ZM187 200H188V199H187ZM187 200H186V201H187ZM192 200H193V199H192ZM192 200H191V201H192ZM202 200H203V199H202ZM256 200H257V199H256ZM12 201H13V200H12ZM34 201H35V200H34ZM44 201H45V200H44ZM47 201H48V199H47ZM55 201H56V200H55ZM55 201H54V202H55ZM68 201H69V200H68ZM71 201H72V200H71ZM84 201H85V200H84ZM86 201H88V200H86ZM98 201H99V199H98ZM109 201H110V200H109ZM121 201H122V200H121ZM124 201H126V200H123V202H124ZM136 201H138V200H136ZM149 201H150V199H149ZM149 201H148V202H149ZM152 201H153V200H152ZM164 201H165V200H164ZM181 201H182V200H181ZM191 201H190V202H191ZM193 201H194V200H193ZM195 201H196V200H195ZM200 201H201V200H200ZM205 201H206V200H205ZM224 201H225V199H224ZM248 201H249V199H248ZM252 201H253V200H252ZM257 201H258V200H257ZM259 201L261 202V200H259ZM4 202H5V201H4ZM6 202H7V201H6ZM9 202H10V201H9ZM13 202H15V201H13ZM13 202H12V203H13ZM19 202H20V201H19ZM64 202H66V201H64ZM64 202H63V203H64ZM73 202H74V201H73ZM78 202H79V201H78ZM78 202H75V203H78ZM81 202H82V201H81ZM105 202H106V201H105ZM130 202H131V201H130ZM130 202H129V203H130ZM132 202H134V200H132ZM141 202H142V201H141ZM141 202H140V203H141ZM144 202H145V201H144ZM148 202H147V203H148ZM155 202H156V201H155ZM203 202H204V201H203ZM222 202H223V201H222ZM254 202H255V200L253 201V204H254ZM0 203H1V202H0ZM10 203H11V202H10ZM21 203H22V202H21ZM29 203H32V202H29ZM59 203H60V202H59ZM59 203H58V204H59ZM68 203H69V202H68ZM68 203H65V205L68 204ZM75 203H74V204H75ZM109 203H110V202H109ZM116 203H117V202H116ZM120 203H121V202H120ZM147 203H146V204H147ZM153 203H154V202H153ZM169 203H170V202H169ZM185 203H186V202H185ZM187 203L189 204V202H187ZM196 203H197V202H196ZM207 203H208V202H207ZM218 203H219V202H218ZM218 203H217V204H218ZM224 203H225V204H226V203L228 204V202H223V204H224ZM250 203H251V202H250ZM2 204H3V203H2ZM6 204H7V203H5V205H6ZM17 204H18V203H17ZM32 204L34 205V202H33ZM39 204H40L39 202H38V204L36 203V205H39ZM43 204H44V202H43ZM52 204H53V203H52ZM54 204H55V203H54ZM58 204H57V205H58ZM84 204H85V203H84ZM87 204H89V203H87ZM104 204H105V203H104ZM106 204H107V203H106ZM112 204H113V203H112ZM118 204H119V203H118ZM118 204H116V205H118ZM121 204H122V203H121ZM127 204H128V203H127ZM132 204H133V203H131V206H132ZM144 204H145V203H144ZM162 204H163V203H162ZM165 204H166V203H165ZM180 204L182 205V203H180ZM217 204H216V205H217ZM219 204H220V203H219ZM219 204H218V205H219ZM227 204H226V205H227ZM5 205H4V206H5ZM14 205H15V204H14ZM14 205H13V206H14ZM23 205H24V204H23ZM33 205H32V206H33ZM57 205H56V206H57ZM60 205H61V204H60ZM62 205H63V204H62ZM71 205H72V203H71ZM82 205H83V204H82ZM124 205H126V204H124ZM151 205H152V204H151ZM166 205H167V204H166ZM189 205H190V204H189ZM202 205H203V204H202ZM256 205H257V204H256ZM258 205H259V204H258ZM260 205H261V204H260ZM2 206H3V205H2ZM10 206H12V205H10ZM24 206H25V205H24ZM29 206H30V204H29ZM40 206H41V205H39V207H38V206H37V207H38L39 209H41ZM44 206H45V205H44ZM48 206H49V205H48ZM54 206H55V205H54ZM63 206H64V205H63ZM67 206H68V205H67ZM79 206H80V205H79ZM97 206L99 207V205H97ZM100 206H102V205H100ZM104 206H105V205H104ZM128 206H129V205H128ZM134 206L136 207V205H134ZM142 206H143V205H142ZM155 206H156V205H155ZM159 206H161V205H159ZM163 206H164V205H163ZM167 206H168V205H167ZM197 206H198V205H197ZM221 206H222V205H221ZM228 206H229V205H228ZM249 206H250V204H249ZM251 206H252V205H251ZM253 206H254V205H253ZM261 206H262V205H261ZM25 207L28 208L27 206H25ZM42 207H43V206H42ZM50 207H51V205H50ZM50 207H49V208H50ZM61 207H62V206H60V208L57 207V208H58V211H59V209H60V210H63V209H61ZM83 207H84V206H83ZM89 207H90V206H89ZM94 207H95V206H94ZM106 207H107V205H106ZM117 207H118V206H117ZM119 207H120V206H119ZM152 207H153V206H152ZM157 207H158V206H157ZM201 207H202V206H201ZM222 207H223V206H222ZM243 207H244V206H243ZM247 207H248V206H247ZM255 207H256V206H255ZM257 207H258V206H257ZM263 207H264V206H263ZM0 208H1V207H0ZM15 208H16V207H15ZM21 208L23 209V207H21ZM21 208H20V210H21ZM33 208H35V207L33 206ZM45 208H46V207H45ZM53 208H54V207H53ZM64 208L66 209L67 207H64ZM101 208H102V207H101ZM112 208H113V207H112ZM112 208H111V209H112ZM132 208H133V207H132ZM141 208H142V207H141ZM159 208H160V207H159ZM186 208H187V207H186ZM193 208H194V206H193ZM203 208H204V207H203ZM226 208L228 209L229 207H226ZM231 208H232V207H231ZM234 208H235V207H234ZM251 208H252V207H250V209H251ZM258 208H259V207H258ZM6 209H8V208L6 207ZM10 209H11V207H10ZM13 209H14V208H13ZM73 209H75V208H73ZM73 209H72V210H73ZM84 209H86V208H84ZM84 209H83V210H84ZM97 209H98V208H96V210H97ZM130 209H131V208H130ZM134 209H135V208H134ZM146 209H147V207H146ZM154 209H155V208H154ZM156 209H157V208H156ZM164 209H165V208H164ZM168 209H169L170 214H171V215L173 216V218L175 219L176 223L179 224V223L183 220V216H182V208L179 206V203H178V202H173V203H171V204L168 206ZM227 209H226V210H227ZM238 209H239V208H238ZM254 209H256V208H254ZM1 210H2V209H1ZM33 210H34V209H33ZM43 210H44V207H43ZM43 210H42V211H43ZM55 210H56V209H55ZM78 210H79V209H78ZM83 210H82V211H83ZM113 210H115V209H113ZM119 210H120V208H119ZM121 210H122V209H121ZM125 210H127V209H125ZM135 210H136V209H135ZM135 210H134V211H135ZM221 210H222V209H221ZM230 210H231V209H230ZM241 210H242V209H241ZM244 210L246 211V209H244ZM259 210H261V209H259ZM263 210H264V209H263ZM5 211H6V210H5ZM24 211H25V209H24ZM29 211H30V210H29ZM35 211H36V209H35ZM38 211H40V210H38ZM45 211H47V209H46ZM58 211H57V212H58ZM68 211H69V210H67V212H68ZM70 211H71V210H70ZM80 211H81V210H80ZM148 211H149V210H148ZM154 211H155V210H154ZM162 211H163V210H162ZM188 211H189V210H188ZM215 211H216V210H215ZM247 211H248V210H247ZM254 211H255V210H254ZM256 211H257V210H256ZM256 211H255V212H256ZM7 212H9V211H7ZM30 212H31V211H30ZM67 212H66V215H67ZM86 212H87V211H86ZM86 212H85V214H86ZM95 212H96V211H95ZM97 212H98V211H97ZM100 212H101V211H100ZM116 212H117V211H116ZM116 212H114V213H116ZM124 212H125V211H124ZM126 212H127V211H126ZM132 212H133V211H131L130 213H132ZM145 212H146V211H145ZM200 212H201V211H200ZM213 212H214V211H213ZM223 212H224V211H223ZM258 212H259V211H258ZM5 213H6V212H5ZM33 213H34V212H32V214H33ZM37 213H38V212H37ZM42 213H43V212H42ZM62 213H65V210H64V212H62ZM62 213H58V215H59V214H62ZM73 213H76V211L73 212ZM83 213H84V212H83ZM101 213H102V212H101ZM110 213H111V212H110ZM118 213H119V212H118ZM133 213H134V212H133ZM137 213H138V212H137ZM150 213H151V212H150ZM157 213H158V212H157ZM186 213H187V212H186ZM232 213H233V212H232ZM261 213H262V211H261ZM14 214H15V213H14ZM17 214H18V213H17ZM20 214H21V211H20ZM35 214H36V213H35ZM35 214H34V215H35ZM43 214H45V213H43ZM70 214H71V213H70ZM77 214H79V213H77ZM93 214H94V211H93ZM96 214H97V213H96ZM102 214H103V213H102ZM121 214H122V213H121ZM138 214H139V213H138ZM140 214H141V213H140ZM183 214H184V213H183ZM213 214H214V213H212V215H213ZM219 214L221 215L222 212L219 213ZM226 214H228V212H227ZM234 214H235V213H234ZM244 214H245V213H244ZM249 214H250V212H249ZM251 214L254 215L253 212H252ZM258 214H259V213H258ZM11 215H12V214H11ZM18 215H19V214H18ZM24 215H25V212H24ZM28 215H29V214H28ZM28 215H27V216H28ZM45 215H46V214H45ZM51 215H53V214H51ZM56 215H57V213H56V211H55V215H54V216H56ZM71 215H72V214H71ZM80 215H81V214H80ZM112 215H113V214H112ZM114 215H115V214H114ZM116 215H117V214H116ZM124 215H125V214H124ZM127 215H128V214H127ZM129 215H130V214H129ZM129 215H128V217H129ZM146 215H147V214H146ZM228 215H229V214H228ZM235 215H236V214H235ZM235 215H234V216H235ZM237 215H238V214H237ZM237 215H236V216H237ZM247 215H248V214H247ZM9 216H10V215H9ZM25 216H26V215H25ZM42 216H44V215H42ZM54 216H53V217H54ZM59 216H60V215H59ZM88 216H89V215H88ZM101 216H102V215H101ZM119 216H120V215H119ZM135 216H136V215H135ZM163 216H164V215H163ZM163 216H161V218H162ZM185 216H186V215H185ZM215 216H217V215H215ZM230 216H231V215H230ZM255 216H257V215H254L253 217H255ZM259 216H260V215H259ZM6 217H7V216H6ZM6 217H5V218H6ZM10 217H11V216H10ZM14 217H15V215H14ZM17 217H18V216H17ZM22 217H23V216H22ZM31 217H33V216H31ZM49 217H50V216H49ZM63 217H65V215H64ZM68 217H69V216H68ZM76 217H78V216L76 215ZM76 217H75V218H76ZM105 217H106V216H105ZM108 217H110V216H108ZM121 217H122V216H121ZM121 217H120V218H121ZM131 217H132V216H131ZM141 217H142V216H141ZM143 217H144V216H143ZM147 217H148V215H147ZM157 217H158V215H157ZM166 217H167V216H166ZM218 217H221V216H218ZM218 217H217V218H218ZM222 217H223V216H222ZM226 217H228V216H226ZM231 217H232V216H231ZM237 217H238V216H237ZM237 217H235V218H237ZM242 217H243V216H242ZM248 217H249V216H248ZM257 217H258V216H257ZM1 218H3V217H1ZM1 218H0V219H1ZM37 218H38V217H37ZM69 218L73 219L71 216H70ZM81 218H82V217H81ZM84 218H85V217H84ZM110 218H111V217H110ZM113 218H114V217H113ZM148 218H149V217H148ZM158 218H159V217H158ZM193 218H194V217H193ZM212 218H213V217H212ZM238 218H239V217H238ZM263 218H264V217H263ZM18 219H20V218H18ZM24 219H25V218H24ZM31 219H32V218H31ZM64 219H65V218H64ZM108 219H109V218H108ZM116 219H117V218H116ZM122 219H123V218H122ZM140 219H141V218H140ZM164 219H165V218H164ZM214 219L216 220V218H214ZM220 219H222V218H220ZM226 219H229V218H226ZM243 219H244V218H243ZM246 219H247V218H246ZM249 219H250V218H249ZM249 219H248V220H249ZM251 219H252V218H251ZM251 219H250V220H251ZM256 219H257V218H256ZM5 220H6V219H5ZM35 220H36V218H35ZM37 220H38V219H37ZM44 220H48V219H44ZM56 220H57V219H55V221H56ZM67 220H68V219H67ZM95 220H97V219H95ZM95 220H94V221H95ZM113 220H114V219H112V221H113ZM132 220H133V219H132ZM135 220H136V219H135ZM137 220H138V219H137ZM143 220H144V219H143ZM143 220H142V221H143ZM151 220H152V219H151ZM156 220H157V219H156ZM156 220H155V221H156ZM159 220L161 221L160 218H159ZM189 220H190V219H189ZM218 220H219V219H218ZM218 220H217V222L219 223ZM222 220H224V219H222ZM235 220H237V219H235ZM253 220H254V218H253ZM253 220H252V222H254ZM260 220H261V218H260ZM262 220H263V219H262ZM0 221H1V220H0ZM12 221H14L13 218H12ZM17 221H18V220H17ZM27 221H28V220H27ZM42 221H43V220H42ZM50 221H51V219H50ZM65 221H66V220H65ZM74 221H75V220H74ZM83 221H84V220H83ZM122 221H123V220H121V222H122ZM127 221H129V220H127ZM144 221H145V220H144ZM173 221H174V220H173ZM195 221H196V223L198 224V227H197V229L195 230V234H193V237H194V238L196 237V235H199V234L203 231L202 223H204V222H208V223H209V221H211V218H208L207 215H206V213L201 212V213H197V214H195ZM238 221H239V220H238ZM6 222H7V221H5V225H6ZM15 222H16V219H15ZM38 222H39V221H38ZM59 222H60V221H59ZM77 222H78V221H77ZM98 222H99V221H98ZM104 222H105V221H104ZM107 222H108V221H107ZM117 222L120 223V222H119V219H118ZM138 222H139V221H138ZM163 222H164V221H163ZM163 222H162V223H163ZM171 222H172V221H171ZM192 222H193V221H192ZM212 222H213V221H212ZM221 222H222V221H221ZM223 222H224V221H223ZM225 222H226V221H225ZM228 222H230V221H228ZM240 222H241V221H240ZM248 222H249V221H248ZM252 222H250V223H252ZM257 222H259V221H257ZM9 223H10V222H9ZM9 223H7V224H9ZM16 223H17V222H16ZM23 223H24V222H23ZM31 223H32V222H31ZM31 223H30V224H31ZM42 223H43V222H42ZM44 223H45V222H44ZM44 223H43V224H44ZM55 223H56V222H55ZM60 223H61V222H60ZM90 223H91V221H90ZM102 223H103V221H102ZM102 223H101V227H102ZM108 223H109V222H108ZM113 223H114V222H113ZM140 223H141V222H140ZM145 223H146V222H145ZM148 223H149V222H148ZM168 223H169V222H168ZM174 223H175V222H174ZM183 223H184V222H183ZM236 223H237V222H236ZM242 223H243V222H242ZM35 224H36V222H35ZM37 224H38V223H37ZM45 224H46V223H45ZM48 224H49V223H48ZM56 224H58V223H56ZM78 224H79V223H78ZM80 224H81V223H80ZM99 224H100V223H99ZM115 224H116V223H115ZM120 224H121V223H120ZM156 224H157V223H156ZM160 224H161V223H160ZM166 224H167V222H166ZM206 224H207V223H206ZM206 224H205V226H206ZM211 224H212V223H211ZM214 224H215V223H214ZM219 224H220V223H219ZM231 224H232V223H231ZM243 224H244V223H243ZM243 224H242V225H243ZM259 224H260V223H259ZM1 225H2V224H1ZM12 225H13V224H12ZM28 225H29V224H28ZM31 225H32V224H31ZM46 225H47V224H46ZM66 225H68V224H66ZM66 225H65V226H66ZM72 225H74V224H72ZM85 225H86V223H85ZM89 225H90V224H89ZM95 225H96V224H95ZM145 225H146V224H145ZM158 225H159V224H158ZM169 225H170V224H169ZM174 225H175V224H174ZM176 225H177V224H176ZM216 225H217V224H216ZM216 225H215V226H216ZM225 225H226V224H225ZM227 225H228V223H227ZM235 225H237V224H235ZM242 225H240V226H242ZM246 225H247V224H246ZM252 225H253V224H252ZM16 226H17V225H16ZM18 226H19V225H18ZM23 226H25V225H23ZM32 226H33V225H32ZM40 226H41V225H40ZM43 226H44V225H43ZM53 226H55V225H53ZM60 226H61V224H60ZM81 226H82V225H81ZM83 226H84V225H83ZM92 226H93V225H92ZM103 226H106V225L103 224ZM111 226H112V225H111ZM133 226H135V225L133 224ZM140 226H141V225H140ZM154 226H155V225H154ZM154 226H153V227H154ZM163 226H164V225H163ZM171 226H173V225H171ZM178 226H179V225H178ZM205 226H204V227H205ZM218 226H219V225H218ZM222 226H223V225H222ZM238 226H239V225H238ZM247 226H248V225H247ZM3 227H4V226H3ZM5 227H6V226H5ZM11 227H13V226H11ZM19 227H21V226H19ZM26 227H27V226H26ZM29 227H30V226H29ZM35 227L37 228V226H35ZM49 227H51V226H49ZM106 227H107V226H106ZM142 227H144V226H141V228H142ZM150 227H151V226H150ZM156 227H157V226H156ZM168 227H169V226H168ZM208 227H209V226H208ZM227 227H228V226H227ZM230 227H231V226H230ZM233 227H234V226H233ZM250 227H251V226H250ZM262 227H263V226H262ZM9 228H10V227H9ZM47 228H48V226H47ZM47 228H46V229H47ZM51 228H52V227H51ZM54 228H55V227H54ZM61 228H62V227H61ZM64 228H65V227H64ZM87 228H88V227H87ZM145 228H146V226H145ZM205 228H206V227H205ZM213 228H214V227H213ZM220 228H222V227H220ZM228 228H229V227H228ZM228 228H227V229H228ZM236 228H237V226H236ZM247 228H248V227H247ZM256 228H258V227H256ZM15 229H16V228H15ZM19 229H20V228H19ZM22 229H23V228H22ZM42 229H43V228H42ZM46 229H45V232H46ZM48 229H49V228H48ZM58 229H59V225H58ZM66 229H67V228H66ZM69 229H70V228H69ZM78 229H79V228H78ZM102 229H103V228H102ZM133 229H134V228H133ZM137 229H139V227L136 228V230H137ZM143 229H144V228H143ZM166 229H168V228H166ZM166 229H164V230H166ZM214 229H215V228H214ZM231 229H232V228H231ZM249 229H250V228H248V230H249ZM252 229H254V228H252ZM261 229H262V228H261ZM261 229H260V230H261ZM7 230H8V229H7ZM13 230H14V229H13ZM26 230H28V229H26ZM26 230H25V231H26ZM83 230H84V229H83ZM83 230H82V231H83ZM85 230H86V228H85ZM136 230H135V231H136ZM147 230H148V229H147ZM159 230L161 231V228H160ZM172 230H174V229H172ZM172 230H171V231H172ZM176 230H177V229H176ZM209 230H210V229H209ZM209 230H208V231H209ZM211 230H212V229H211ZM228 230H229V229H228ZM232 230H233V229H232ZM239 230H240V229H239ZM245 230L247 231V229H245ZM256 230H257V229H256ZM263 230H264V229H263ZM43 231H44V230H43ZM43 231H42V232H43ZM49 231H50V230H49ZM58 231H59V230H58ZM64 231H65V229H64ZM101 231H102V230H101ZM104 231H105V230H104ZM118 231H119V230H118ZM123 231H124V230H123ZM132 231H133V230H131V232H132ZM205 231H207V230H205ZM208 231H207V232H208ZM218 231H219V229H218ZM236 231H238V230H236ZM250 231H251V230H250ZM4 232H5V231H4ZM18 232H19V231H18ZM18 232H17V233H18ZM40 232H41V231H40ZM51 232H52V231H51ZM72 232H73V231H72ZM75 232H76V231H75ZM78 232H79V231H78ZM88 232H89V231H88ZM94 232H95V231H94ZM94 232H93V233H94ZM97 232H98V231H96V233H97ZM108 232H110V231H108ZM128 232H129V231H128ZM156 232H157V231H156ZM172 232H173V231H172ZM207 232H206V234H207ZM219 232H222V231H219ZM234 232H235V231H234ZM251 232H252V231H251ZM251 232H249V233L251 234ZM261 232H262V231H261ZM1 233L3 234V231H2ZM9 233H11V232H9ZM26 233H27V232H26ZM34 233H36V232H34ZM34 233H33V234H34ZM43 233H44V232H43ZM62 233H63V231H62ZM82 233H83V232H82ZM105 233H106V232H105ZM105 233H104V235H105ZM121 233H122V232H121ZM124 233H126V232H124ZM142 233H143V232H142ZM165 233H166V232H165ZM170 233H171V232H170ZM204 233H205V232H204ZM211 233H212V232H211ZM215 233H216V232H215ZM215 233L213 232L212 234H215ZM236 233H237V232H236ZM245 233H248V232H245ZM254 233H256V231H255ZM254 233L252 232V234H254ZM257 233H258V232H257ZM27 234L30 235L31 232H30V233H27ZM47 234H49V232H48ZM58 234H59V233H58ZM73 234H74V233H73ZM73 234H72V236H74ZM148 234H149V233H148ZM191 234H192V233H191ZM212 234H211V235H212ZM218 234H221V233H217L216 235H218ZM230 234H231V233H230ZM232 234H233V233H232ZM259 234H260V233H259ZM17 235H20V234H17ZM17 235H16V237H17ZM35 235H36V234H35ZM37 235H38V234H37ZM45 235H46V234H45ZM45 235H44V236H45ZM60 235H61V234H60ZM62 235H63V234H62ZM77 235H78V234H77ZM100 235H101V234H100ZM118 235H119V234H118ZM120 235H121V234H120ZM142 235H143V234H142ZM154 235H155V233H154ZM194 235H195V236H194ZM201 235H203V234L201 233ZM221 235H223V234H221ZM239 235H240L239 237H242L240 233H239ZM2 236L4 237V234H3ZM8 236H9V235H8ZM8 236H7V237H8ZM23 236H24V235H23ZM41 236H42V235H41ZM54 236H55V235H54ZM82 236H83V235H82ZM88 236H89V235H88ZM111 236H112V235H111ZM114 236H115V235H113V237H114ZM124 236H125V235H124ZM132 236H133V235H132ZM144 236H145V235H144ZM189 236H191V235H189ZM205 236H206V235H205ZM224 236H226V235H224ZM230 236H232V235H230ZM247 236H248V235H247ZM249 236H250V235H249ZM251 236H253V235H251ZM255 236H256V235H255ZM14 237H15V236H14ZM19 237H20V236H19ZM33 237H35V236L33 235ZM37 237H38V236H37ZM39 237H40V236H39ZM49 237H50V236H49ZM51 237H52V236H51ZM68 237H69V236H68ZM91 237H92V236H91ZM105 237H106V236H105ZM107 237H108V239L110 238V236H107ZM119 237H120V236H119ZM119 237H118V238H119ZM122 237H123V235H122ZM136 237H137V236H136ZM156 237H157V238H156V242H157V245H158V246H160V245L163 246V245L166 243V242H165V237H166L165 235L162 234V235H158V236H156ZM175 237H176V236H174V238H175ZM206 237H207V236H206ZM236 237H237V236H236ZM42 238H43V237H42ZM44 238H45V237H44ZM62 238H63V237H62ZM70 238H71V237H70ZM73 238H74V237H73ZM79 238L82 239V237H79ZM83 238H86V236L83 237ZM88 238H89V237H88ZM88 238H87V239H88ZM123 238H125V237H123ZM133 238H134V237H133ZM138 238H139V237H138ZM177 238H179V237H177ZM197 238H199V237H197ZM207 238H209V237H207ZM219 238H220V237H219ZM227 238H228V237H227ZM232 238L234 239L235 237H232ZM249 238H250V237H249ZM262 238H263V237H262ZM2 239H3V238H2ZM6 239H7V238H5V240H6ZM11 239H12V238H11ZM19 239H20V238H19ZM35 239H36V238H35ZM48 239H49V238H48ZM77 239H78V238H76V241H77ZM111 239H112V238H111ZM119 239H120V238H119ZM139 239H140V238H139ZM199 239H200V238H199ZM203 239H204V238H203ZM213 239H214V238H213ZM216 239H217V238H216ZM228 239H229V238H228ZM233 239H232L231 241H233ZM235 239H236V238H235ZM239 239H240V238H239ZM241 239L244 241V240H245V237H242ZM0 240H1V239H0ZM7 240H8V239H7ZM42 240H43V239H42ZM45 240H46V238H45ZM45 240H44V242H45ZM50 240H51V239H50ZM73 240H74V239H73ZM84 240H85V239H84ZM89 240H90V239H89ZM97 240H98V239H97ZM113 240H114V238H113ZM123 240H124V239H123ZM126 240H127V239H126ZM144 240H145V239H144ZM154 240H155V239H154ZM172 240H173V239H172ZM174 240H175V239H174ZM196 240H197V239H196ZM206 240H207V239H206ZM206 240H204V241H206ZM208 240H209V239H208ZM220 240H221V238H220ZM222 240H223V239H222ZM242 240H241V241H242ZM255 240H256V239H255ZM257 240H258V239H257ZM261 240H262V239H261ZM16 241H17V240H16ZM32 241H33V239L31 240V242H32ZM36 241H37V239H36ZM39 241H40V240H39ZM61 241H62V239H61ZM102 241H103V240H102ZM106 241H108V240H106ZM124 241H125V240H124ZM149 241H150V240H149ZM176 241H177V239H176ZM186 241H187V240H186ZM210 241H211V240H210ZM214 241H215V240H214ZM223 241H224V240H223ZM228 241H229V240H228ZM228 241H226L227 244H228ZM0 242H1V241H0ZM9 242H10V241H9ZM12 242H13V240H12ZM12 242H11V243H12ZM17 242H18V241H17ZM55 242H56V241H55ZM55 242H54V243H55ZM57 242H59V241H57ZM57 242H56V243H57ZM70 242H71V241H70ZM81 242H83V241H81ZM86 242H87V241H86ZM113 242H114V241H113ZM120 242H121V241H120ZM200 242H201V241H200ZM229 242H230V241H229ZM245 242H246V241H245ZM252 242H254V241H252ZM252 242L249 243V244L252 245ZM11 243H10V244H11ZM47 243H48V242H47ZM64 243H65V242H64ZM75 243H76V242H75ZM88 243H89V242H88ZM174 243H175V242H174ZM176 243H177V242H176ZM182 243H183V242H182ZM184 243H185V242H184ZM219 243H220V242L218 241V244H219ZM29 244H30V242H29ZM29 244H27V245H29ZM38 244H39V243H38ZM42 244L45 245V243H42ZM52 244H53V243H52ZM66 244H67V242H66ZM99 244H100V243H99ZM112 244H113V243H112ZM117 244H118V243H117ZM138 244H139V243H138ZM149 244H150V243H149ZM152 244H153V242H152ZM154 244H155V243H154ZM206 244H207V242H206ZM208 244H210V243H208ZM208 244H207V245H208ZM212 244H215V243H212ZM238 244H239V243H238ZM254 244H255V242H254ZM263 244H264V243H263ZM6 245H7V244H6ZM25 245H26V244H25ZM32 245H33V243H32ZM40 245H41V244H40ZM73 245H74V244H73ZM77 245H78V244H77ZM94 245L96 246V244H94ZM100 245H101V244H100ZM110 245H111V244H110ZM114 245H115V243H114ZM125 245H126V244H122V248H124V247H128V246H125ZM128 245H129V244H128ZM136 245H137V244H136ZM155 245H156V244H155ZM188 245H189V244H188ZM197 245H198V244H197ZM200 245H201V244H200ZM203 245H204V244H203ZM210 245H211V244H210ZM223 245H226V244H225V241H224V244H223ZM228 245H229V244H228ZM232 245H233V244H232ZM244 245H245V244H244ZM244 245L242 244V246H244ZM251 245H250V246H251ZM3 246H4V245H3ZM15 246H16V245H15ZM52 246H53V245H52ZM57 246H59V245H57ZM66 246H67V245H66ZM88 246H90V245H88ZM119 246H120V245H119ZM132 246H133V245H132ZM132 246H131V247H132ZM158 246H157V247H158ZM174 246H175V245H174ZM179 246H180V245H179ZM201 246H202V245H201ZM201 246H200V247H201ZM219 246H221V245H219ZM242 246H241V247H242ZM246 246H247V245H246ZM246 246H245V248H246ZM248 246H249V245H248ZM254 246H255V245H254ZM254 246H253V247H254ZM263 246H264V245H263ZM5 247H8V246H5ZM12 247H13V246H12ZM31 247H32V246H31ZM35 247H36V245L34 246V248H35ZM53 247H54V246H53ZM59 247H60L61 249H65V248H62L61 246H59ZM74 247H76V246H74ZM93 247H94V246H93ZM104 247H105V246H104ZM110 247H111V246H110ZM142 247H143V246H142ZM145 247L147 248V246H145ZM152 247H153V245H152ZM169 247H170V246H169ZM188 247H189V246H188ZM190 247H192V246H190ZM194 247H197V246H194ZM206 247H209V246H206ZM222 247H223V246H222ZM229 247L231 248V245H230ZM229 247H228V248H229ZM233 247H234V246H233ZM23 248H24V247H23ZM29 248H30V247H29ZM41 248H42V247H41ZM46 248H47V247H44V249H42V250H45ZM100 248H101V247H100ZM119 248H120V247H119ZM119 248H118V249H119ZM129 248H130V247H129ZM184 248H186V247L184 246ZM192 248H193V247H192ZM202 248H203V247H202ZM212 248H214V247H212ZM216 248H217V246H216ZM236 248H238V247L236 246ZM245 248H244V249H245ZM248 248H250V247H248ZM255 248H256V247H254V250H255ZM2 249H3V248H2ZM16 249H17V248H16ZM16 249H15V250H16ZM30 249H31V248H30ZM47 249H48V248H47ZM50 249H51V248H50ZM87 249H88V248H87ZM87 249H86V250H87ZM89 249H90V248H89ZM94 249H95V248H94ZM109 249H110V248H109ZM114 249H115V248H114ZM137 249H138V247H137ZM159 249H160V248H159ZM172 249H173V248H172ZM180 249H181V248H180ZM204 249L206 250V248H204ZM207 249H208V248H207ZM209 249H210V248H209ZM209 249H208V250H209ZM223 249L225 250V248H223ZM242 249H243V248H241V250H242ZM246 249H247V248H246ZM262 249H263V248H262ZM6 250H7V249H6ZM21 250H22V249H21ZM26 250H27V249H26ZM52 250H53V249H51L50 251H52ZM57 250H58V249H57ZM80 250H81V248H80ZM83 250H84V249H83ZM100 250H101V249H100ZM107 250H108V249H107ZM110 250H111V249H110ZM112 250H113V249H112ZM112 250H111V251H112ZM120 250H121V249H120ZM142 250H144V249H142ZM174 250H175V248H174ZM195 250H197V249L195 248ZM202 250H203V249H202ZM212 250H213V249H212ZM212 250H211V251L209 250V251L212 252ZM218 250H219V248H218ZM218 250H217V251H218ZM221 250H222V248H221ZM237 250H239V249H237ZM257 250H258V248H257ZM257 250H256V251H257ZM13 251H14V250H13ZM16 251H18V250H16ZM87 251H88V250H87ZM92 251H93V250H92ZM113 251H114V250H113ZM113 251H112V252H113ZM117 251H118V250H117ZM128 251H129V250H128ZM128 251H125V252H127V254H128ZM152 251H153V249H152ZM161 251H162V250H161ZM177 251H179V249H178ZM188 251H189V253H190V250L187 249V252H188ZM198 251H200V250H198ZM203 251H204V250H203ZM203 251H202V253H203ZM227 251H228V250H227ZM248 251H249V250H248ZM7 252H8V251H7ZM20 252H21V251H20ZM30 252H31V251H30ZM48 252H49V251H48ZM65 252H66V251H65ZM76 252H77V251H76ZM79 252H81V254H82V251H79ZM79 252H78V253H79ZM105 252H106V251H105ZM120 252H121V251H120ZM122 252H124V251H122ZM125 252H124V253H125ZM134 252H135V251H134ZM138 252H139V251H138ZM141 252H142V251H141ZM156 252H157V251H156ZM159 252H160V251H159ZM172 252H173V251H172ZM192 252H193V251H192ZM192 252H191V255H192ZM243 252H245V251H242V252H240V251H236V253H235L234 255L232 254V255H233V258H234V259H233V258H232V259L234 260L235 263H237V264H242V260H243V258H244V257H242V256H243ZM258 252H259V250H258ZM8 253H9V252H8ZM14 253H15V252H14ZM24 253H25V252H24ZM27 253H28V252H27ZM31 253H32V252H31ZM54 253H55V252H54ZM78 253H76V254L78 255ZM90 253H91V252H90ZM115 253H116V252H115ZM117 253H118V252H117ZM129 253H130V251H129ZM177 253H178V252H177ZM177 253H176V254H177ZM182 253H183V252H182ZM233 253H234V252H233ZM253 253H255V252H253ZM256 253H257V252H256ZM5 254H6V253H5ZM15 254H16V253H15ZM25 254H26V253H25ZM33 254H34V253H33ZM49 254H50V252H49ZM72 254H73V253H72ZM106 254H107V253H106ZM106 254H104V255H106ZM127 254H126V255H127ZM133 254H134V253H133ZM137 254H138V253H137ZM142 254H143V252H142ZM144 254H145V253H144ZM146 254H147V253H146ZM146 254H145V255H146ZM171 254H172V253H171ZM173 254H174V253H173ZM173 254H172V255H173ZM205 254H206V253H205ZM205 254H203V255H205ZM219 254H220V252H219ZM223 254H224V253H223ZM223 254H222V255H223ZM228 254H229V253H228ZM244 254H245V253H244ZM248 254H249V253H248ZM250 254H251V253H250ZM250 254H249V257H250ZM262 254H263V253H262ZM27 255H28V254H27ZM59 255H60V254H59ZM62 255H63V254H62ZM67 255H69V254H67ZM86 255H87V254H86ZM89 255H90V254H89ZM115 255H116V254H115ZM115 255H113V253H112V256L118 258V256H115ZM121 255H122V254H121ZM128 255H129V254H128ZM138 255H139V254H138ZM145 255H144V256H145ZM147 255H148V257H150L149 254H147ZM150 255H151V253H150ZM155 255H156V253H155ZM169 255H170V253H169ZM178 255H180V253H179ZM178 255H175V256H178ZM193 255H194V254H193ZM199 255H200V254H199ZM230 255H231V254H230ZM230 255H229V256H230ZM251 255H252V254H251ZM253 255H254V254H253ZM5 256H6V255H5ZM16 256H17V255H16ZM20 256H22V255H20ZM24 256H25V255H24ZM28 256H30V255H28ZM65 256H66V255H65ZM81 256H82V255H81ZM90 256H91V255H90ZM122 256H123V258H125L124 255H122ZM186 256H187V255H186ZM194 256H195V255H194ZM226 256H227V255H226ZM226 256H225V257H226ZM246 256H247V253H246ZM254 256H255V255H254ZM258 256H259V255H258ZM2 257H4V256H2ZM2 257H1V258H2ZM30 257H31V256H30ZM38 257H39V256H38ZM55 257H57V256H55ZM77 257H78V256H77ZM129 257H130V256H129ZM138 257H139V256H138ZM154 257H155V256H154ZM170 257H171V256H170ZM173 257H174V256H173ZM182 257H183V256H182ZM187 257H188V256H187ZM204 257H205V256H204ZM206 257H207V256H206ZM211 257H212V256H211ZM255 257H256V256H255ZM45 258H46V257H45ZM60 258H61V257H60ZM78 258H80V255H79ZM123 258H122V259H123ZM140 258H142V257H140ZM179 258H180V257H179ZM191 258H192V257H191ZM213 258H214V259H213V261H214L216 257H213ZM218 258H219V257H218ZM245 258H246V257H245ZM251 258H252V257H251ZM253 258H254V257H253ZM4 259H5V258H4ZM6 259H8V258H6ZM12 259H13V258L11 257V261H12ZM32 259H34V257H32ZM32 259H31V260H32ZM39 259H40V258H39ZM55 259H56V258H55ZM80 259H82V258H80ZM86 259L89 260V258H86ZM92 259H94V258L92 257ZM111 259H112V258H111ZM132 259H133V258H132ZM147 259H148V258H147ZM147 259H145V260H147ZM149 259H150V258H149ZM175 259H176V258H175ZM183 259H184V258H183ZM186 259H187V258H186ZM198 259H199V258H198ZM210 259H211V258H210ZM210 259H209V261H210ZM219 259H220V258H219ZM257 259H258V258H257ZM9 260H10V259H9ZM14 260H15V258H14ZM14 260H13V261H14ZM22 260H23V259H22ZM24 260H25V259H24ZM24 260H23V261H24ZM26 260H27V258H26ZM42 260H43V259H42ZM53 260H54V259H53ZM53 260H52V261H53ZM60 260H62V259H60ZM60 260H59V261H60ZM70 260H71V259H70ZM83 260H84V259H83ZM126 260H127V259H126ZM130 260H131V259H130ZM140 260H141V259H140ZM150 260H151V259H150ZM169 260H170V259H169ZM180 260H181V259H180ZM184 260H185V259H184ZM184 260H183V261H184ZM189 260H190V259H189ZM204 260H205V259H204ZM224 260H226V259H224ZM246 260H249V258L246 259ZM13 261H12V262H13ZM17 261H18V260H17ZM19 261H20V260H19ZM34 261H35V260H34ZM34 261H33V262H34ZM59 261H58V262H59ZM79 261H80V260H79ZM85 261H86V260H85ZM85 261H84V262H85ZM92 261H93V260H92ZM94 261H96V260H94ZM94 261H93V262H94ZM110 261H111V260H110ZM124 261H125V260H124ZM133 261H134V260H133ZM148 261H149V260H148ZM155 261H156V260H155ZM191 261H192V260H191ZM200 261H201V260H200ZM206 261H208V260H206ZM221 261H222V260H221ZM7 262H8V261H7ZM14 262H16V261H14ZM20 262H22V261H20ZM27 262H28V261H27ZM41 262H42V261H41ZM49 262H50V261H49ZM58 262L56 261L57 264H58ZM93 262H92V263H93ZM118 262H119V261H118ZM129 262H130V261H129ZM135 262H136V261H135ZM144 262H145V261H143V263H144ZM149 262H150L151 264H153V262H151V261H149ZM216 262H217V261H216ZM224 262H226V261H224ZM224 262H223V263H224ZM232 262H233V261H232ZM248 262H249V261H248ZM248 262H247V263H248ZM35 263H36V262H35ZM38 263H39V262H38ZM44 263H45V262H44ZM61 263H63V260H62ZM78 263H79V262H78ZM88 263H89V262H88ZM139 263H140V262H139ZM139 263H137V264H139ZM156 263H157V262H156ZM169 263H170V261H169ZM180 263H182V262H180ZM190 263H191V262H190ZM210 263H211V262H210ZM218 263H219V261H218ZM255 263L260 264L261 262H260V263L255 262ZM263 263H264V262H263ZM9 264H10V263H9ZM20 264H21V263H20ZM27 264H28V263H27ZM45 264H46V263H45ZM51 264H53V263H51ZM72 264H73V263H72ZM86 264H87V262H86ZM90 264H91V263H90ZM96 264H97V262H96ZM99 264H101V262H100ZM103 264H104V263H103ZM108 264H109V263H108ZM121 264H122V263H121ZM135 264H136V263H135ZM160 264H161V263H160ZM171 264H172V263H171ZM203 264H204V263H203ZM216 264H217V263H216ZM225 264H226V263H225ZM230 264H231V263H230Z\"/></svg>",
  "mask_w": 264,
  "mask_h": 264
}]
</instances>
